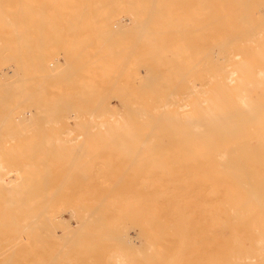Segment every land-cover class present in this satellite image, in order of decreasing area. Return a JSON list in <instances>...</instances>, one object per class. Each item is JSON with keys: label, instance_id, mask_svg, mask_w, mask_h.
<instances>
[{"label": "rangeland", "instance_id": "obj_1", "mask_svg": "<svg viewBox=\"0 0 264 264\" xmlns=\"http://www.w3.org/2000/svg\"><path fill=\"white\" fill-rule=\"evenodd\" d=\"M5 1V2H4ZM9 1V3H7V2ZM15 0H3V1H1L0 0V15H1V17H3V14H5L6 12H8V13H6L5 15H6V17H5V15H4V17L6 18V19H8L9 18V20H7V22H5V20L4 19H0V149L2 150H0V152H3V153H0L1 154V156H3V154H5L6 153V155L7 156H5L4 155V157H6L4 160H3V158H2V160L1 161H7V163H8V165L7 166H9L8 168H12V169H10V170H8L7 171V168L5 169V168H3L4 167V165L6 166V164L4 163V165H3V163L1 162L0 163V165H1V169H0V178H7V179H5V183L6 182H9V183H12V185L11 184H8V185H10L12 188H10V186H9V188L10 189H12V190H10V195L11 196H13V194L15 193L16 195H14L12 198L10 197V198H7V196L5 195V193L7 192V191H9L8 189H5V188H2V187H0V189L1 190H3V192L2 191H0L1 193H4V194H2V200H1V197H0V214H1V216H0V221L2 220V219H4L5 220V224H7V225H5V227L3 228V230H0V232H2V231H4L5 230V228L7 229V227L9 228L10 226H11V223H9L8 222V220L9 219H13V218H16L19 222H22V226H23V229L21 230V231H19L16 235H17V237H18V234H19V236L21 237V239H22V241H21V239H20V241L21 242H18V239H16L15 237L16 236H14V234H13V238L14 239H16L17 241H13L14 239H12V232H11V229H12V227L13 226H11L10 227V229H7V231L5 230V232H7L6 234H5V232H2V233H4V238H5V235H6V238H7V244H9V245H12V247H14V248H12V250H10V251H8L7 250V252L6 253H8V252H11L10 253V255H11V257H9L10 255L8 254V255H6V256H4L3 255V260H2V256L0 257V262H2V261H6L5 259H4V257H7L6 259H7V262H9L10 264H12L13 263V258H16V256L15 255H13V253L14 254H16L17 252V250H18V253L16 254V255H18V254H20V255H18L17 257H18V259H17V264H21V263H23V264H25V263H27V264H41V263H43V264H55V262L56 261H59V263H57L56 262V264H124L125 262H126V264H134V262L135 263H137V264H145V262L147 263H150V264H154L156 261L158 262L157 264H164V262H166V261H168V262H166L167 264L169 263L170 264V262H171V264L173 263L174 264V262H176L177 264L179 263V264H181L182 262L180 261V260H183L181 257H183V256H185L184 254H185V252H187V251H185L184 253L182 252V256H180V255H178L179 254V252H181V251H184V249H180L181 247H183L184 248V246H188L187 244L189 243H185V240H183L184 242H182V241H180L182 238H183V236L182 237H179L180 236V234H182V233H180V234H178L177 235V233H179L178 231L180 230L179 228H181V226H182V230L184 231V229H183V225H181V223L179 224V222L178 221H181L183 218H182V216L180 217V219H179V217H177V219H176V216H178V215H182L181 213H182V209L184 208L183 206H184V204L188 207V206H193L192 208H194V210L193 211H185V210H187V209H189V207L187 208L186 206V208L185 209H183L184 211L183 212H185V215H186V212H188L189 214L191 213H193V212H196V214L194 213L193 215V217H194V219H196V220H194L193 219V217L192 216H189V217H192V219L191 220H193L192 221V223L194 222L195 223V221H198L199 219H200V217H201V219L198 221L199 222V226H198V223H197V226H198V228H197V226H191V225H196V223L194 224H192L191 223V221H189V229L190 228H192V230L194 231V230H196L197 231V233H198V230H199V233H201L200 232V230H202V232H204V231H207L208 230V232H210V230L212 229V218L211 219H209V217L211 216L212 217V209H211V202L210 201H207V200H211V198H212V196H210L211 195V193H210V190H209V188L208 189H206V193L204 194V193H202V189L200 188L201 186H198L197 184H199V183H196L197 181H195L194 179H193V182L197 185V187H198V191H197V193H195V197H201V199L202 198H206V196H207V199H205L204 201H200L199 199L197 200V199H195L194 198V195L193 194H191L190 195V198H188V196H187V198L186 197H184L183 196V200L182 199H180V201L178 200V202L180 203V205H178L177 206V208H175V211L173 210L174 208H172L173 206H174V204L173 205H171L170 207L169 206H167L168 204H171V202H175V200H174V198H175V196H176V194L175 193H178V192H180L181 190L182 191H185L186 190V187H188L189 185H191V184H193V182L191 183V184H189V185H187L186 184V187H184L183 185H185L184 183H183V185L181 184V183H179V180L176 182L177 184L179 183V184H181V185H177V187H179V188H175L177 191L176 192H174L175 190H173V192L174 193H172V195H173V197H171V200H170V197L168 196V194L170 193L169 191H168V189H170L171 187H173V188H171V189H174V187L176 186V184L175 185H173L172 184V181L175 179H171V180H169L170 181V183H171V187L169 186L170 184H168V186L167 187H170V188H167L166 187V183H160V178L158 179V178H152V179H150L151 181H152V183L150 182V184H149V181L147 180L146 181V179L145 178H142V182L139 180V182L138 181H136L137 182V184H138V186H139V184H141L142 185V183H143V185L142 186H144L145 185V183L143 182V181H146L149 185L147 186V187H151V184H152V186H153V188L154 189H158L156 192H154L153 190H152V188H150L151 190H149V192L148 193H146L147 191H145V190H147V189H149V188H147L146 186H144V187H142V188H140V186H139V188L138 189H144V191H142V190H140V192L138 191V193H140V195L141 196H139L138 194H135V196L137 197V196H139L138 198H136L135 196H132V195H134V192H132L135 188H137V187H135L136 186V183H135V181H134V183H132L133 182V177H131V179H129L130 178V175H129V177L126 179V180H130V181H132L131 183H132V185L133 186H131V184H130V186H128V188H131L132 187V189H133V187H134V189L133 190H127V192L125 193L123 190H122V185L124 184V180H123V178L124 177H126V174H127V172L126 171H129L128 169L130 168V167H132L131 168V176L133 175V176H137V172H136V169L138 168V165L140 164V161H142V155L143 154H145L144 152L150 147V146H152V145H149V144H152L154 141V146H156V147H159L160 149H162V148H166V150L167 149H169V150H171V151H169V153H170V155H172V153L174 152V150L173 149H171V147H181V146H183L184 145V143H182V141H180L179 142V140H180V137L179 136H177V139H176V135H174V130L175 131H177V130H179V129H181V125H175V128H171V123L173 122V121H178V120H182V119H180V117H182L183 115V113H184V115H185V113H186V115L187 114H189V113H192V105L190 106L189 105V103L190 102H192V100L194 99V95H192V94H190V92L188 91L189 90V88H191L192 89V87L193 86H197L198 84H199V81H200V75L202 74L201 73V69L203 70V67L204 66H206L207 65V63L209 64V62L211 61V59L213 60V58H214V56L216 55L218 58H214V60H213V64L212 65H215V63H214V61L217 63V61H218V65L220 64V65H228V67H230L231 66V64H227V62H223L224 60H223V58L225 57V55L227 54V50H228V53L230 54L231 53V55L232 54H235L236 52L237 53H239L238 54V56L237 57H239V58H241V56L242 57H245V59H246V56L247 57H249V59H247L248 61H250L251 59V62H249V63H251V65H253L254 66V68H255V66H256V70H261V71H264V54H263V52H261V51H264V47H263V45H264V0H245V2L247 3V4H245V2H244V0H236V1H240L238 4H236V1L235 0H176V2H175V0H173V2H171V0L169 1V0H164V1H166V2H164L163 0H160V4H158L159 3V0H158V2L156 1V0H153V1H150V0H146V1H149V3L151 4V6H149V7H147V9H145L144 8V6L146 7V6H148V5H150V4H145V3H143L142 5H144V6H142L141 4H139L138 6H139V8H138V6H137V1H135V0H113V2H112V0H87L86 1V3H84L85 2V0H84V2H83V0L81 1V0H55V3H51V1L52 0H49V1H46V0H27V2H26V0L23 2L22 0H17V1H15L16 3H17V5L19 6H17L16 4H15V2H14ZM21 1V2H20ZM43 1L46 3H43ZM65 1V3H63ZM79 1H81L82 3H80ZM95 1V2H94ZM106 1V2H105ZM119 1V5H121V7H122V9L120 8V6H118L117 4H115V3H117ZM131 1V4L129 3V5H130V7H132V2H134V4H133V6L136 4V6L135 7H132L133 9L132 10H134L135 12H136V7L138 8V12H136L137 14V16H139L140 15V17L139 18H141V15H142V17L144 16L145 18H141V20H140V25L138 26V25H136V27L134 26L135 25V23H133L132 24V22H133V18L130 16V19H129V17L127 18L126 17V15H129L128 14V10L127 9H129V10H131L130 9V7L128 8H126V5H127V2H130ZM182 3H181V2ZM216 1H218V2H215ZM224 1H225V3H224ZM230 1V2H229ZM251 1H253L252 3H251ZM47 2H48V4H47ZM57 2V3H56ZM77 2V3H76ZM89 2H90V6H89ZM101 2V3H100ZM103 2V3H102ZM111 2V3H110ZM122 2V3H121ZM125 2V4L124 5H122L123 3ZM138 2H140V3H142V2H144L143 0H138ZM153 2L157 5V7L155 6V4L152 6V4H153ZM207 2H209L208 4L211 6V4H212V6H213V8H212V6L210 7V6H208L207 5ZM212 2V3H211ZM222 2V5H224L223 7H222V5L220 4ZM232 2V3H231ZM10 3H11V5H10ZM14 3V4H13ZM21 3V4H20ZM26 3H29V4H31V5H33L35 8H33L31 5V7L30 6H26V5H29V4H26ZM49 3H51L52 5H55L56 4V7H58L59 9L58 10H55V9H57V8H55V6L52 8L51 6V4H49ZM77 4V6H78V3L80 4L79 6V8H77V6L75 5V4ZM100 5H99V4ZM113 3V4H112ZM163 3H171V4H169V6L171 7V10H172V13L171 12H169V13H171L172 15L174 14V13H176V14H174L173 16L174 17H177L176 19H178L179 21H177L176 19H174V20H172L171 21V19H173L170 15H168L169 13L168 12H166L167 11V9H165L166 8V6H168V4H163ZM185 3V4H184ZM193 3V4H192ZM198 3V4H197ZM201 3H203V6L205 7L206 5V7L208 8V12H207V8L205 9L206 10V12L205 11H200L201 9H204L203 7H201V8H199V4H201ZM256 3V4H255ZM2 4V5H1ZM23 4V5H22ZM62 4V5H61ZM64 4H67V5H64ZM72 4H74L73 6H71ZM93 4H95V5H93ZM102 4V5H101ZM104 4V5H103ZM109 4H111L110 5V7H109ZM176 5V6H174V5ZM190 5V8L188 7L189 5ZM197 4V5H196ZM229 4V5H228ZM241 4V5H240ZM248 4H250V7H249V5ZM8 5V6H7ZM16 5V7L17 8H15L14 6ZM24 5H25V7H26V9H24L23 11L21 10V8H25L24 7ZM43 5V6H42ZM44 5H45V7H44ZM46 5H48V6H46ZM49 5H50V8H49ZM64 5V6H63ZM81 5H83V6H85L86 7V10H85V12H84V9H85V7L83 8V6H81ZM88 7H87V6ZM113 5V6H112ZM115 5V6H114ZM117 5V6H116ZM128 5V6H129ZM163 5H165L164 7H163ZM183 5H184V7H183ZM243 5L245 6V7H243ZM253 5V6H252ZM2 6H6L5 8L7 9H5L4 7H2ZM9 6H12V8H10ZM20 6H23V7H20ZM67 6V7H66ZM68 6H70V7H68ZM140 6H141V8H140ZM154 6H155V8H157V9H154ZM158 6H160L159 8H158ZM191 6L193 7V8H191ZM228 6H230L228 9H230L231 8V6H233V7H235V8H233L232 10L230 9V11H232V14H231V12L227 9V7ZM42 7V8H41ZM77 9H76V8ZM94 7V8H93ZM112 7H114V8H112ZM123 7H125V9H123ZM169 7V8H170ZM176 7V8H175ZM188 9H187V8ZM253 7V8H252ZM55 8V9H54ZM70 8V9H69ZM73 8V9H72ZM80 8H82V9H80ZM106 8V9H105ZM116 8H118V9H116ZM119 8H120V11L121 12H118L119 11ZM135 8V9H134ZM148 8H150L149 10H148ZM153 8V9H152ZM168 8V7H167ZM168 8V10H170ZM197 8H199V10L197 9ZM216 8H217V10H218V13L217 14H215L217 11H216ZM227 9V10H224V9ZM245 8H246V11H247V8H249V9H254V11L253 10H251V12L253 13V14H256L255 16L253 15V19L254 20H252L250 17H249V15H251V12H250V10H248L250 13H244V10H245ZM258 8V9H257ZM13 9H16V12H15V10H13ZM20 9V10H19ZM27 9H29V10H27ZM33 9V10H32ZM39 9V10H38ZM49 9V10H48ZM64 10V13H63V11L62 12H59V10ZM76 9V10H75ZM94 9V10H93ZM98 9V10H97ZM114 11H113V10ZM161 11H160V10ZM175 9H177V11L180 9H182L183 11H181V15H178V12L180 11H176ZM191 9V11L192 12H190L189 11V13L188 12H185V15H186V17H184V15L182 14L184 11H186V10H190ZM194 9H197L196 10V14L194 13L195 12V10ZM238 9V10H237ZM260 9V10H259ZM9 10V11H8ZM12 10L14 11V12H12ZM36 10V11H35ZM43 10H46V13H44V11ZM103 10V11H102ZM125 10H127V12H125ZM143 10V11H142ZM148 10V11H147ZM150 10H151V12H150ZM157 10V11H156ZM226 11V13H227V15L224 13V11ZM234 10V11H233ZM28 11V12H27ZM70 12V14L71 15H68L67 14V12ZM79 11L83 14V12H84V15H83V19H85L84 17H86V16H88L89 18H91V15L89 14V13H93L92 14V16L94 15V13H96L95 14V16H99L100 18H103V19H101V20H99L98 19V21H102V22H104V24H105V22L108 20V22L110 21H112V20H115L114 18H116V20H117V22H118V19H119V25H118V23H116V20H115V23H116V25L115 24H113L114 23V21H112L111 23H109L108 24V26H106V27H104L103 28V30H102V34L100 35V37L99 38H97L96 37V40H94V37L93 38H91L92 37V32L93 31H91L90 29H91V26L90 25H88L89 27H87V24L88 23H90L91 24V22H88L87 21V19H85L86 21H87V23L85 24V23H83V24H85V25H83V26H86V28H87V30H89L88 32L90 33V35H88V36H90L89 38L86 36L87 34H89L87 31H84L85 30V27H84V29H83V31H81V29L83 28L82 26V28H80V30L78 31V27L80 26V21H82L81 20V16H82V14H79ZM89 11V13H87ZM112 11H113V14L115 15L116 14V16H113V14H112ZM125 13H124V12ZM165 12V13H163V12ZM212 11H216V12H212ZM228 11V12H227ZM236 11V12H235ZM4 12V13H3ZM22 12V13H21ZM25 12H26V14H25ZM32 12H34V15L33 14H31ZM122 12L124 13L123 15H122ZM133 12V11H132ZM156 12V13H155ZM159 12H161L164 16L166 15V17H163V15L161 14V13H159ZM203 13V14H198V13ZM212 12V13H211ZM257 12V13H256ZM10 13H12V14H10ZM21 13V14H20ZM50 13H53V14H50ZM56 13V14H55ZM75 13H78V14H75ZM120 13V14H119ZM127 13V14H126ZM134 13V12H133ZM168 13V14H167ZM214 13V14H213ZM237 13V14H236ZM16 15V17H15V15ZM17 14H20L19 15V18H20V21H18L17 20V18H18V15ZM29 14H31V16H33V19L32 18H30V19H28L29 17H30V15ZM38 14H39V16H38ZM62 14H64V15H62ZM72 14H75V19H74V15H72ZM89 14V15H88ZM126 14V15H125ZM146 14H147V16H146ZM156 14V15H155ZM159 14V15H158ZM180 14V13H179ZM191 16H190V15ZM195 14V15H194ZM197 14L200 16H204L203 18L202 17H198L197 16ZM211 14V15H210ZM219 14V15H218ZM224 14L226 15V16H228V19H230L231 17V19L230 20H227L226 21V17L224 16ZM230 14V15H229ZM234 14H236V15H234ZM241 14H243V16L241 15ZM246 14V16H245V18H244V15ZM259 14V17L257 16ZM11 15V16H10ZM22 15H24V17L26 18V19H23L24 17L22 16ZM29 15V16H28ZM55 15V16H54ZM59 15V16H58ZM134 15H135V13H134ZM155 15V16H154ZM189 15V17H187ZM214 15H216V16H214ZM238 15H239V17L241 16V17H243L244 18V21H245V19H246V22H244L243 21V18H241L242 19V22L240 21V20H238V19H236V20H238V21H236V24H235V18H237L238 17ZM251 15V16H252ZM8 16V17H7ZM52 16H53V18H52ZM58 16V17H57ZM62 18H61V17ZM69 16V17H68ZM77 16H78V18H79V16L81 17V18H77ZM109 16V17H108ZM154 16V17H153ZM163 17V20H165L164 22H165V25L164 26H166V22L169 24V25H167V26H170L172 23H169V22H175L172 26H174V27H171L172 29L169 31V28L170 27H168L166 30V32H165V30L164 31H162L163 30V27L161 26V24L158 26L156 23H159L160 22V20L162 19V18H159L158 19V17ZM167 16H169V17H171V18H168ZM210 16V17H209ZM217 16H220L219 18L217 17ZM234 16H236V17H234ZM3 17V18H4ZM15 17V18H14ZM23 17V18H22ZM54 17H56V19H55V21H54ZM72 17H73V19H72ZM124 17H125V19H124ZM133 17H135V16H133ZM151 17H153V18H151ZM179 17V18H178ZM196 17V18H195ZM230 17V18H229ZM247 17H248V19H247ZM12 18H14V21H13V19ZM18 18V19H19ZM58 18V19H57ZM68 18V19H67ZM88 18V19H89ZM96 17H94L93 16V18H91V19H95ZM106 18V19H105ZM138 20H139V18L138 17H136ZM135 18V19H136ZM154 18H155V21H154ZM168 18L170 21L168 22V21H166V19ZM183 18V20H187V21H182L181 19ZM185 18V19H184ZM192 18V19H191ZM193 18H195V19H198V20H196L199 24H201V21H202V25H203V23H204V25L202 26V25H199L198 23H197V25L196 26H199V31L201 32V31H204V32H201V34L199 35L198 34V36L196 35L199 31H197V29H198V27H196L195 26V24H196V21H195V19L193 20ZM213 18H214V20H213ZM216 18V19H215ZM222 18V19H221ZM234 18V19H233ZM12 19V20H11ZM22 19V20H21ZM50 19V20H49ZM61 21H60V20ZM73 20V23H75L76 22V20L78 19V23H75V24H73V25H75V29L73 28V29H70V27H73V25H72V22H68V21H72ZM122 19H123V22H122ZM137 19H136V21H137ZM143 19V20H142ZM167 19V20H168ZM4 20V22H5V24L3 23V22H1V21H3ZM10 20L12 21L11 23H10ZM23 20H25V21H23ZM27 20V21H26ZM31 20V21H30ZM58 20V21H57ZM67 20V21H66ZM80 20V21H79ZM131 20H132V22H131ZM189 20V21H188ZM207 20H208V22H207ZM9 21V22H8ZM23 21V22H22ZM50 21V22H49ZM60 21V22H59ZM65 21V22H64ZM85 21V22H86ZM141 21H143L144 23V27L143 26H141ZM145 21H146V23H145ZM148 21V22H147ZM182 21V27H179V26H181V25H177V23L178 24H180V22ZM205 21V22H204ZM228 21H231V22H229V25L231 24V25H233L234 26V28L232 27V26H227V27H229V30H228V32H225V31H227V30H222L223 28L224 29H227L226 28V25H228L227 23H228ZM233 21V22H232ZM240 21V22H239ZM247 21H248V23H250L249 25H248V23H247ZM252 21H254V22H258L257 24L259 25L258 27L256 26V24L254 25L253 24V22ZM261 21V22H260ZM35 22V23H34ZM67 22V23H66ZM107 22V23H108ZM126 22H129V24L128 23H125ZM155 22V25L154 26H158L159 28H161V30L159 29L158 31H160V32H157V31H155V28H153L152 26L153 25H151V24H153ZM163 21H162V23H164ZM184 22V23H183ZM219 22V23H218ZM227 22V23H226ZM238 22V23H237ZM45 23V24H44ZM70 24V26H68V25H66V24ZM107 23H106V25H107ZM138 23H139V21H138ZM148 23H151V24H148ZM186 23V24H185ZM215 23V24H214ZM218 23V24H217ZM226 23V24H225ZM240 23H242V25L240 24ZM10 24H12V25H10ZM77 24V25H76ZM146 24V25H145ZM148 24V25H147ZM175 24H176V27H178L177 29H176V27H175ZM185 25V27H184V25ZM193 24H194V26H193ZM237 24H239V25H241V27H240V30L243 32V34L242 33H240L241 31L239 30V28H236V27H238L239 25H237ZM8 25V26H7ZM47 25H48V27H47ZM79 25V26H78ZM112 25H114V26H116L115 28H114V26H112L113 28H111V26ZM117 25L119 26V29L117 28ZM186 25H188V28H187V26ZM209 25H210V28H209ZM225 25V26H224ZM4 26V27H3ZM12 26V27H11ZM50 26H51V28H50ZM53 26V27H52ZM67 26V27H66ZM123 26V27H122ZM130 26V27H129ZM134 28H133V27ZM138 26V27H137ZM149 26V27H148ZM156 26V28H158ZM166 26V27H167ZM190 26V27H189ZM193 26V27H192ZM202 26V27H201ZM206 26V27H205ZM215 26V27H214ZM216 26H218V27H216ZM236 26V27H235ZM252 26V27H251ZM41 27V28H40ZM54 27H57L56 29L54 28ZM59 27H63V28H59ZM69 27V29H70V31L67 29ZM141 27H143V28H141ZM150 28L151 29V31L153 32V33H151V31L150 30H147L148 28ZM165 27V28H166ZM196 27V29H194ZM203 27L204 28H206V30L204 29V30H202L203 29ZM246 27H248V28H246ZM40 28V29H39ZM66 28V29H65ZM89 28V29H88ZM107 28H109V29H107ZM116 28H117V32H115V30H116ZM122 28V30H123V32L122 33H120V34H122V35H118V30L120 31V29ZM127 28H129V29H131V31L129 30V31H127ZM135 29V31H133V29ZM139 28L140 29H142L141 31L139 30ZM153 28V29H152ZM164 28V29H165ZM180 28V29H179ZM183 28V29H182ZM193 28V29H192ZM212 28V29H211ZM218 28V29H217ZM222 28V29H221ZM231 28H233L232 30H234L235 28L237 29V30H239L238 32L236 31V29L234 30L235 32H233L232 30H231ZM242 28H245V29H248V30H244V29H242ZM253 28V29H252ZM262 28V33H259V32H261L260 31V29ZM12 29V30H11ZM15 29V30H14ZM30 29V30H29ZM61 29H62V32H61ZM105 29H107V30H105ZM111 29V30H110ZM125 29V30H124ZM177 30V34L178 35H176V31L175 30ZM221 29V30H220ZM250 29V30H249ZM252 29V30H251ZM64 30V31H63ZM65 30H67V34H66V31ZM157 30V29H156ZM173 30V31H172ZM207 30H209V31H207ZM213 30H214V32H213ZM244 30V31H243ZM253 30H255L254 32H252ZM76 31H78L79 32V34H81L80 32H87V33H85L84 35H82V36H78L77 38L75 37L76 35H78V33L76 32ZM114 31V32H113ZM143 31V32H142ZM150 32V33H146V32ZM169 31V32H168ZM181 31L183 32V33H185V34H183V33H181ZM195 31H197V32H195ZM208 32V35H207V32ZM211 31V32H210ZM217 31V32H216ZM223 31V32H222ZM246 31H251V32H249V33H251V35L253 36V35H258V36H253V37H256V38H253L252 36V40H251V38L249 37V33L247 32V33H245ZM17 32V33H16ZM112 32V33H111ZM125 32H126V34H125ZM139 32V33H138ZM140 32H142V33H145V34H143L144 36H139V34L141 35V33ZM157 32V33H156ZM162 32H165V33H163V37H160V39H159V36H161L162 34ZM168 32V33H167ZM173 32H174V34H173ZM187 32V33H186ZM218 32H221L222 33V35H227V36H222L220 33L218 34ZM258 32V33H257ZM74 33V34H73ZM76 33V34H75ZM111 33V34H110ZM114 33V34H113ZM127 33H132V34H127ZM137 33H138V35H137ZM159 33V35H157ZM194 33H196V34H194ZM227 33V34H226ZM232 33V34H231ZM234 33H235V35L237 34V39H235V35H234ZM240 33V37H239V39H238V34ZM255 33V34H254ZM17 34H18V36H17ZM62 34H64L63 36H64V38H63V36H61ZM67 35V37H66V35ZM92 34V35H91ZM113 34V35H112ZM124 34V35H123ZM148 34V35H147ZM152 34V35H151ZM169 34V35H168ZM216 34V35H215ZM230 35V37H228L229 35ZM259 34H261V36H259ZM109 35H111L115 40L117 39V36H118V39L120 40H118L119 42H124V43H126V44H123V43H121V45L123 44V45H125V47L127 46H129V48L132 46V49L130 48H125L124 46H123V48H122V46L120 45V47H121V49H119L118 48V46H119V42H117L116 41V43H115V40L113 41V38L112 37H110ZM114 35H115V37H114ZM134 37V36H138V37H141L142 38V40L140 39V44H145V48L144 47H142L143 45H140L139 44V42H137V41H139L138 40V38H136V37H134L135 39V41L133 40V38L131 37ZM134 35V36H133ZM153 35H155L156 37L158 36V39H159V41H158V39L156 40V37H154V38H151V37H153ZM174 35V39H178V42L180 41V40H182V41H180V43H181V45H182V43L184 44V42H185V44L184 45H182L183 46V48H185V47H187L186 48V51L187 50H189V52H191L190 53V55H189V52L187 51V53H188V55L186 54V52L184 51V49H182L183 50V52H184V55L182 54L183 52L181 51V49L179 48V45H180V43H178L177 42V39H176V41L172 38V36ZM176 35V36H175ZM203 37H202V36ZM212 35H214V36H211ZM217 35H219V36H222V37H220V39L223 41L224 40V42H225V45H223V46H226L227 44V42H229L228 41V39L227 38H229V39H231V37H232V39H233V37H234V39H235V41L236 40H238V42H240V43H242L243 42V40L242 39H244L243 37L245 36V35H247V37H246V39H248V40H246V44H245V40H244V42H243V44H245V46L246 47H241V46H239V47H241V48H239L238 47V45H239V43H237V41L235 42V41H231V42H234V43H236L235 44V46L237 47H234L233 46V43H230L229 42V45H228V49H227V47H226V54L224 53L225 51L222 49L223 48V46L221 47L220 45H222L221 43L222 42H219V37H217ZM243 37H242V36ZM21 36V37H20ZM28 36V37H27ZM74 36V37H73ZM83 36H84V38H83ZM108 36H109V38H108ZM122 36H127L128 37V39H127V37H126V39H124L125 41H123L122 40ZM147 36H149V38H147ZM201 36V37H200ZM216 36V37H215ZM66 37V38H65ZM87 37V38H86ZM146 37V38H145ZM168 37V38H167ZM183 37V38H182ZM198 37L200 38V44H197L196 45V43H199V39H198ZM214 37V38H213ZM227 37V38H226ZM250 38V40H249V38ZM58 38V39H57ZM72 38H75V39H77V40H74V39H72ZM86 38V39H85ZM106 38V39H105ZM110 38L112 39V40H110ZM134 41H132L131 39ZM150 38H151V40L153 39V40H155L156 41V45H155V41L153 42V41H149L150 40ZM166 38V39H165ZM172 38V40H170ZM204 38H206V39H204ZM208 38H209V40H208ZM211 38V39H210ZM216 38H218V39H216ZM222 38H224V39H222ZM226 38V39H225ZM240 38H241V40H240ZM3 39V40H2ZM22 39V40H21ZM39 39V40H38ZM62 39V40H61ZM80 39H83V41L82 40H80ZM84 39L85 40H87V42L85 41L84 42ZM93 39V40H92ZM105 39V40H104ZM130 39V40H129ZM147 39H148V41H147ZM162 39V40H161ZM164 39H165V41H164ZM204 41H203V40ZM212 39H214V41L213 42H215V44H213V43H211V40ZM261 39V40H260ZM35 40V41H34ZM49 40V41H48ZM73 40L75 41V42H73ZM79 40L81 41V43L83 42L85 45H83L82 46V44H80L79 43ZM146 42V43H144V41ZM164 41L163 43H165V42H167V44L168 45H170V46H168L167 48L165 47V45H163V43L161 44V41ZM174 40V41H173ZM185 40V41H184ZM193 40V41H192ZM226 40V41H225ZM55 41V42H54ZM73 42V44L72 45H69V44H71V43H68V42ZM78 41V42H77ZM89 41V42H88ZM96 41V42H95ZM114 42L116 45H117V43H118V46H116L115 44H113L112 42ZM130 41V42H129ZM143 41V42H142ZM170 41H173L174 43H175V46L174 45H172L173 44V42H172V44H170L171 42ZM184 41V42H183ZM197 41V42H196ZM205 41H206V43H205ZM216 41H218V42H216ZM249 41V42H248ZM54 42V43H53ZM63 42H65V43H63ZM77 42V43H76ZM90 42H92L91 44H90ZM99 42V43H98ZM104 42H106V43H104ZM108 42V43H107ZM128 42V43H127ZM137 42V43H136ZM152 42V43H151ZM168 42H170V43H168ZM176 42L179 44V45H177L176 44ZM209 42V43H208ZM253 42V43H252ZM256 42V43H255ZM261 42V44H262V46H261V44H258V43H260ZM29 43V44H28ZM58 43V44H57ZM74 43H76V45L75 46H78L79 47V45H80V48H79V50H80V52H79V50L78 49H74ZM88 43V44H87ZM94 43V44H93ZM132 43H134V44H132ZM148 43H150L151 44V48L149 47H147V45L146 44H148ZM188 43V44H187ZM211 43V44H210ZM217 43H219L218 45L220 46V47H216L217 48V50H216V48H215V46H213V47H211V45H216ZM23 46H21V45ZM63 44H66V46H68L67 48L69 49L67 52L69 53V54H67L66 53V51L65 50H67V48H66V46L65 45H63ZM68 44V45H67ZM98 44H99V46H98ZM130 44V45H129ZM138 44H139V46L140 47H142V48H140L139 46H138ZM149 44V45H150ZM157 44H158V46H161V45H163L162 47H161V49H159V47H158V49H155V47H157ZM166 44V43H165ZM224 44V43H223ZM243 44H241V45H243ZM27 45V46H26ZM91 45H97L98 47H97V50L98 51H95V47L94 46H91ZM177 45V46H176ZM180 45V46H181ZM195 45V46H194ZM203 45V46H202ZM208 45V46H207ZM259 46L258 47V50H259V48L260 47H262V50L259 52V51H257V48H256V46ZM25 46H26V48H25ZM56 47L57 48V46L59 47L60 46V48H58V53L57 52H55L56 54H53V50L54 51H56V49L54 48H52V50H51V47ZM62 46H64L63 48H64V50L62 49ZM69 46H71V49L69 48ZM85 46H87V47H93L92 49H91V47L90 48H88L87 50H85L87 53L86 54H90L91 55V53H92V58H93V60H91V56L89 55H86L85 54V51L83 52V53H81L82 52V50H84V49H86L85 48ZM113 46L115 47V49L117 48V49H119V51L117 50H114L113 49ZM185 46V47H184ZM199 46V47H198ZM202 46V47H201ZM217 46V45H216ZM249 46V47H248ZM49 47V48H48ZM78 47H75V48H78ZM137 47V48H136ZM139 47V48H138ZM166 48V49H163L162 50V48ZM201 47V48H200ZM203 47H205L204 49L207 51H204V49H202ZM209 49H207V48ZM253 47V51H252V49H250V48H252ZM24 48V49H23ZM27 48H29V49H27ZM110 49V48H112V50H108V49ZM179 48V49H178ZM182 48V47H181ZM215 49L214 51L212 50V52L210 51L211 49ZM234 48V49H233ZM243 48V51L242 50H240V49H242ZM246 48V49H245ZM27 49V50H26ZM72 49H74L73 51H71L70 52V50H72ZM91 49V50H90ZM124 50V51H122L123 53H124V55L122 54V52H120V50ZM137 49V51L138 50H141V51H143V55H142V53H140V52H136V54H135V56H133L134 55V53H135V50ZM143 49H145V50H143ZM155 51H154V50ZM197 49V50H196ZM200 49H202V51H204V52H202V54H201V52H197V51H199ZM220 49V50H219ZM249 49V50H248ZM261 49V48H260ZM10 50V51H9ZM13 50H15L14 52H17L18 51V53H21V51H26L27 52V54L25 55L24 54V58L25 59H23V57H22V65H19V64H17V63H19V57L18 56H15V55H13V57H15L14 59H13V57H12V53L13 52H11V51H13ZM21 50V51H20ZM63 50V51H62ZM78 50V51H77ZM129 50V51H128ZM133 50V51H132ZM147 50V51H146ZM171 50V52L172 51H174L173 53L175 54V56L178 54V55H180V53H181V55L179 56V57H175L173 54H168L167 55V52L168 51H170ZM175 50H178V53L176 52L175 53ZM235 50V51H234ZM247 52H245V51ZM60 51V52H59ZM90 51H91V53H90ZM95 51V52H94ZM126 51H128V53H126ZM150 51V52H149ZM201 51V50H200ZM220 53H219V52ZM65 52V53H64ZM75 52V53H74ZM98 52V53H97ZM100 52V53H99ZM114 52V53H113ZM132 52H133V54H132ZM148 52V53H147ZM158 52H161L162 53V56H161V54L160 53H158ZM200 53V55H201V57H199L200 59L198 60L199 62H201V63H199V64H203V65H196L195 64V67H194V62H196V63H198L197 62V58L194 56L195 55V53ZM214 52V53H213ZM235 52V53H234ZM60 53V54H59ZM62 53H64V55L65 54H67L66 55V57H64L63 56V54ZM74 53V55H75V57L77 58H75V59H72L70 62H71V64L69 65V68L65 71V72H63L62 74H56V75H58V76H56L55 74H51V69L49 68V66L51 65V64H53V63H57L58 61L61 63V64H63V65H65L67 62L66 61H68L69 59H67V57H69V56H71L72 54ZM97 53V54H96ZM109 53H113L112 55H113V57L111 56V54H110V56L109 55H106V54H109ZM117 53H119L118 55H117ZM120 53L122 54L121 56H120ZM160 54L159 56L157 55V54ZM168 53H170V52H168ZM193 53V54H192ZM197 53H196V56H197ZM203 53L206 55V53H208V55H203ZM210 53H213V54H210ZM243 53V54H242ZM244 53H246V56L244 55ZM253 53H256L255 55H256V59H253L254 57H253ZM57 54H59V55H57ZM82 54H85V55H82ZM95 54H96V56H95ZM100 54V55H99ZM115 54V55H114ZM129 54V55H128ZM156 54V55H155ZM193 56H192V55ZM222 54V55H221ZM240 54H241V56H240ZM253 54V55H252ZM258 54H259V56H258ZM11 55V56H10ZM61 55V56H60ZM81 55V56H80ZM127 55V56H126ZM174 56V58L176 59H174L173 60V56ZM186 55V56H185ZM200 55H198V56H200ZM210 55V56H209ZM54 56V57H53ZM60 56V57H59ZM78 56L79 57H81V60H79V58H78ZM83 56V57H82ZM95 56V57H94ZM101 56H102V58H101ZM114 56H116V57H114ZM141 56V57H140ZM143 56H144V58H143ZM149 56V57H148ZM154 56H158V57H154ZM165 56V57H164ZM171 56H172V58H171ZM187 56H189V57H192V59L194 58H196L195 59V61L194 62H190V58H189V61H187ZM257 56L259 57V59L260 60H257L258 58H257ZM12 57V59H10ZM56 57V58H55ZM84 57H86V59H84ZM90 57V59H88ZM119 57V58H118ZM128 59H126V58ZM145 57H147V59L145 58ZM184 57V58H183ZM213 57V58H212ZM252 57V58H251ZM17 58V59H16ZM55 58V59H54ZM63 58V59H62ZM97 58H98V60H97ZM121 58H124V60L123 59H121ZM132 58H133V60H132ZM135 58V59H134ZM141 58H143V59H141V60H143V61H138V63L140 62V66L137 64V60H140ZM149 58V59H148ZM156 58V59H155ZM205 58H207L206 60H205ZM232 58H235V59H237L236 58V56H234V57H232ZM66 59V61H64ZM89 60V61H87L86 62V60ZM127 61H126V60ZM131 59V61H129ZM145 59V60H144ZM150 59H152V60H154L155 59V66H157L156 68H158V69H160L161 67V71L160 72H162V73H165V72H163V68H165L166 66H167V69H164V71L165 70H168V68L170 67V64H167L166 65V63L167 62H171V60H173L172 61V64H171V66H172V68L170 67V71H167V73H169V72H171V73H169L167 76L169 77V75H172V74H174L173 76H171V78H166V80H174V79H178V77L179 78H181L180 80L178 79V81L176 80V81H173V83H172V81H171V84L168 82V81H161L162 79H164L163 77L164 76H159V77H156V76H158V75H155V74H157V70L158 69H155V67H153V63H149V62H147V61H150L151 62V60ZM160 59V60H159ZM177 59L179 60V62L177 61ZM216 59V60H215ZM221 59V60H220ZM11 60H13V61H11ZM55 60V61H54ZM184 60H185V62L187 63H190L189 64V67H188V64H186L185 62H184ZM202 60V61H201ZM204 60V61H203ZM208 60V61H207ZM90 61H91V63H90ZM121 61H123L122 62V66H121ZM129 61V62H128ZM164 61H166L165 63H164ZM181 61V62H180ZM192 61V60H191ZM206 61V63H204ZM222 61V62H221ZM247 61V62H248ZM12 62H14V63H12ZM16 62V63H15ZM85 62L86 63H88L89 65H91L92 67H94L95 66V64L97 63V65L95 66V68L96 67H98V65H100V66H102V68L103 69H100L99 67H98V69L96 68V70H95V68H92V70H91V72H90V68L91 67H89V65L88 64H86L87 66H85ZM126 62V63H125ZM147 62V66L145 65V63ZM154 62V61H153ZM134 63H136L137 64V66H136V64H134ZM142 63H144V65L147 67L146 69H148V70H150V71H148V70H143V69H145V68H143V67H145ZM179 63V64H178ZM184 63V64H183ZM193 63V65H191ZM212 63V62H211ZM249 63H247V65L248 66H251V65H249ZM253 63V64H252ZM126 64H127V67H125L126 66ZM162 64H165V66L164 65H162ZM216 64V65H217ZM73 65V66H72ZM81 65H82V67H81ZM94 65V66H93ZM132 65V66H131ZM134 65V66H133ZM152 65V66H151ZM160 66V68H159V66ZM168 65H169V67H168ZM175 65V66H174ZM177 65V66H176ZM190 65L192 66V67H194V68H190ZM211 64H210V66H212ZM85 66V67H84ZM117 66V67H116ZM119 66H121V70H119V72L117 71V73H118V75H117V73H115V71L116 70H118L119 69ZM181 66V67H180ZM188 68H187V67ZM197 66V67H196ZM51 68H52V66H50ZM89 67V68H88ZM125 67V68H124ZM131 67V68H130ZM138 67V68H137ZM149 67H150V69H149ZM154 68V70H156V71H154L153 69H151V68ZM180 68L179 70H180V73H181V75L182 76H179L180 75V73H178L179 71L176 69V71H178V72H175V70L173 69V68ZM202 67V68H201ZM206 67H209V65L208 66H206ZM262 67V68H261ZM73 68V69H72ZM87 68H88V70H87ZM126 68L128 69L127 71H125L126 73H124L123 72V70H126ZM142 68V69H141ZM190 68V69H189ZM83 69V70H82ZM109 69H110V71H109ZM113 69V70H112ZM133 69V70H132ZM171 69H172V71H174L175 73H173L172 71H171ZM188 69V70H187ZM105 70V71H104ZM115 70V71H114ZM139 70V71H138ZM153 72H152V71ZM185 70H187L186 72H183V71H185ZM191 70V71H190ZM73 71V72H72ZM85 71V72H84ZM103 71V72H102ZM112 71H114V72H112ZM139 73H138V72ZM144 71V72H143ZM199 71H200V74H199ZM82 72H84V73H82ZM93 72V73H92ZM94 72L95 73H97V75L96 74H94ZM102 72V73H101ZM128 72V73H127ZM131 72H133L134 74H132ZM137 72V73H136ZM147 72V73H146ZM183 72V73H182ZM190 72H191V75H190ZM82 73V74H81ZM113 73V74H112ZM154 73V74H153ZM177 73H178V75H177ZM196 73V74H195ZM70 74V76H69V78H68V75ZM78 74V77L76 76ZM81 74V75H80ZM84 74V75H83ZM90 74V75H89ZM93 74V75H92ZM119 74H121V75H119ZM128 74H129V76L131 77V75L130 74H132V76L134 75V77L133 78H130V77H128ZM139 76V78H138V76ZM153 75V78L155 77V79H153L152 78V75ZM158 74H160L161 75V73H158ZM166 74V73H165ZM165 74H162V75H165ZM178 76L177 78L175 77L174 78V76H176V75ZM187 74V75H186ZM87 77H89V78H87ZM99 75V76H98ZM102 75V76H101ZM109 75H116V77L114 76H112L113 77V80H115L116 78V81L114 82L113 80H112V77H110ZM125 76L126 77V75H127V77H126V83L127 82H129V81H127V80H130L131 79V82L130 83H134V85H133V87H132V84H131V87H132V92L135 90V89H138V95L140 96V97H142V99H143V94H144V102H141V101H143L141 98H140V100L141 101H139V100H137V99H139V97H138V95L137 94H135V92L137 93V90H135L134 91V93L132 94L131 92H128V91H131V89H126L127 87H129L130 86V84L129 83H127V86H126V83H125V80L124 81H122L121 82V80H120V78L122 77V76ZM145 76V77H143V76ZM197 75V76H196ZM80 76H81V78H80ZM85 76V77H84ZM120 77V78H118V77ZM137 76V77H136ZM151 76V77H150ZM166 76V77H167ZM188 76V77H187ZM263 76H264V73H263ZM82 77H84V78H82ZM100 77V78H99ZM124 77V78H125ZM141 77H143V79L141 78ZM162 77V79L161 80H159V78H161ZM60 78V79H59ZM73 78V79H72ZM136 78L139 80V82H141L140 80H142V83H139L138 84V81H136ZM174 78V79H173ZM187 78H188V80H187ZM263 78L264 77H262V81H264L263 80ZM76 79H78V80H76ZM94 79H96L95 80V83H94ZM108 79V80H107ZM109 79H111L110 81H113V82H110L109 83ZM134 79H135V81H134ZM151 80V81H150ZM152 80H155L154 82L152 81ZM159 82H158V81ZM199 80V81H198ZM96 81H98L99 83H98V86H99V84H100V88L99 87H97V86H95L96 85ZM189 81H191L192 83H190L189 84ZM116 82H118V84L120 85H122V86H119V87H116L118 90H120L121 92H119V91H117L116 90V88H115V86H118L117 84H116ZM124 82V83H123ZM156 82V83H155ZM175 82V83H174ZM113 84V86H111L112 84ZM125 85H123V84ZM170 85H169V84ZM186 84L187 86H185L184 84ZM106 84H108V85H110V87H108ZM115 84V85H114ZM129 84V85H128ZM138 86H137V85ZM141 84V85H140ZM142 84H143V86H142ZM154 84H157V85H154ZM182 84L185 86V88L183 89V88H181V90H180V92L179 93H177L178 91V89H179V87H182ZM105 86V87H103L102 88V86ZM144 85H146V86H144ZM159 85H160V87H161V89L160 88H158L159 87ZM163 85V86H162ZM174 85V86H173ZM179 85V86H178ZM181 85V86H180ZM192 85V86H191ZM124 86V87H123ZM156 86H158V87H156ZM97 87V88H96ZM106 87H108V90H107V88ZM162 87H166L167 88V90H166V88H165V90L162 88ZM172 87V88H171ZM187 87V88H186ZM263 87H264V85H263ZM263 87H261V88H263ZM84 88V90H81V89H83ZM102 88V89H101ZM105 88V89H104ZM123 88H125L126 89V91L128 92V93H130V94H132L131 95V97L133 98V99H135L134 101L133 100H131V98L129 97V96H127V94H126V92H125V89H123ZM149 88V89H148ZM150 88H151V91H150ZM257 89L256 91H255V93L253 92V94H254V96H252V98L253 99H255V100H257V98H259V96H261L260 98H262V99H260L261 101H260V106H264V89ZM98 89V91H96ZM143 91H142V90ZM146 89V90H145ZM159 89V90H158ZM163 89V90H162ZM171 89V90H170ZM183 89V90H182ZM81 90V91H80ZM99 90H103V91H99ZM107 90V91H106ZM152 90L154 91L153 93H155V94H153L152 93ZM88 91V92H87ZM94 91H95V94H96V92H98L97 93V95L99 94V92H101V99L99 100V98H100V96H99V98L97 99L96 98V96H93L94 95ZM105 91H106V93H105ZM117 91V93H115ZM189 92V94H188V92ZM261 91H262V94H261ZM78 92H80V94H81V97H82V95H86V94H93L92 96L91 95H88V96H90V97H88V96H84V98L82 99V101H80V94L78 93ZM141 92L143 93V94H141ZM166 94H169V96H167V95H165V93ZM169 92V93H168ZM105 93V94H104ZM152 93V96L150 95ZM176 94V96H177V94H178V97H180L181 99V101H182V103H183V105H178V104H180L181 103V101L178 99V97L176 98V96H173V94ZM182 93H187L189 96H194V97H191V98H189L188 100L186 99L187 97H183L185 94H183L182 95ZM8 94V95H7ZM111 95V98L112 99H110V97H109V100H110V102H109V100L108 99H106L107 98V96H110ZM125 94V95H124ZM141 94V95H140ZM172 94V95H171ZM186 94V95H187ZM102 95H103V97H106V98H102ZM107 95V96H106ZM125 96V97H123V100H122V96ZM129 95V94H128ZM133 95L135 96V97H133ZM182 95V96H181ZM185 95V96H186ZM187 95V96H188ZM248 95H250V94H248ZM158 96V97H157ZM173 96V99L172 98H170V97H172ZM87 97H88V99H87ZM128 97H129V99H130V101L128 100H126V99H128ZM138 97V98H137ZM153 98L155 101H153V99L151 100V98ZM165 98V100H164V98ZM184 99H183V98ZM97 100H96V99ZM147 98V99H146ZM155 98H157V99H159V100H163L164 102H161V101H159V102H161L160 103V107H158L159 106V102L158 103H156L157 102V99H155ZM166 98L168 99V101H169V99H170V101L168 102L167 100H166ZM250 99H251V97H249ZM74 99H76V100H74ZM87 99V101L88 102H86V105L87 104H89V103H91V104H89L90 105V107L91 108H94L92 111H91V108L90 107H88V108H90V111L88 110V108L85 106V104H84V102H85V100ZM119 99H121L122 100V104H120L121 103V101H118ZM177 99V100H176ZM183 99V100H182ZM96 100V101H95ZM99 100V102H101V103H97V101ZM104 100H108V104H107V102L106 101H104ZM124 100H126L125 101V105H124ZM148 100V101H147ZM179 100V101H178ZM185 100V102H183ZM59 101V102H58ZM69 101H70V103H69ZM76 102V103H73V102ZM80 101V103L82 102L83 103V106L81 107V108H79L80 110H82V108L83 109H85L84 107H86L87 108V110L85 109V110H83V112H81V111H79V114H77L78 112V108L77 107H79V105H78V102ZM91 101H93V102H91ZM102 101H104V102H102ZM131 101L132 102H134L133 104H137L136 106H140V107H142V108H140V109H142L143 110V112H141V113H139V107H138V109H137V107L135 106V105H131L132 103H131ZM145 101H147V102H149L150 101V103H147L146 102V108H148L147 106H149L150 105V110H151V113H152V115H153V112H154V115L152 116L151 115V113L150 112H148L149 110H145V108H143L144 107V103H145ZM166 101V102H165ZM173 101V105H174V108L176 109V111L177 112H179V116H178V113L176 112V111H174V110H172L173 109V107L171 108L170 107V109H169V106H173L172 105V103H170V102H172ZM176 101L178 102V103H176ZM189 101V102H188ZM67 102V103H66ZM120 102V103H119ZM128 102H130V103H128ZM137 102H141V103H143V106H142V104L141 103H137ZM187 102V103H186ZM79 103V104H80ZM81 103V104H82ZM96 103V104H95ZM103 103V104H102ZM106 103V104H105ZM111 105H110V104ZM126 103L127 104H130V105H126ZM151 103H153V106H152V104ZM158 104V105H155V107L157 106L158 107V109H160V110H157V112H158V114H157V116H156V113H155V110H154V104ZM165 103V104H164ZM168 103H170V105L168 104ZM181 103V104H182ZM72 104H74V105H72ZM78 106H77V105ZM99 104H101V105H99ZM149 104V105H148ZM167 104V105H166ZM185 104V105H184ZM190 104H192V103H190ZM88 105V106H89ZM98 105L99 106H101V107H98ZM106 105V106H105ZM109 105H110V107H109ZM124 106V108H123V106ZM166 105V106H165ZM169 105V106H168ZM37 106V107H36ZM67 106H69L70 108V110L69 109H67L68 107ZM72 106H75V107H72ZM134 108H136V110L135 111H132L131 109H132V107ZM152 106V107H151ZM163 106H165L164 108H163ZM167 106H168V108H167ZM177 106V107H176ZM188 107L187 109H184V107ZM189 106L191 107V110H189L190 108H189ZM65 107H66V109H65ZM108 107V109H114L113 111H110V112H113V113H116V115H117V117H118V119H117V117H116V115H113V118L111 117V114H113V113H109V112H107V114L108 115H110V116H107V114H106V111H108V109H105V108H107ZM156 107V108H157ZM180 107H183V110H181L180 109ZM185 107V108H186ZM29 108V109H28ZM95 108H97V110H95ZM116 108H118V109H116ZM123 108V109H122ZM127 108V109H126ZM131 108V109H130ZM155 108V109H156ZM72 109V110H71ZM100 109V110H99ZM103 109H105V110H103ZM168 111V112H170V111H174V114H172L173 112H171V114L170 113H166V115H165V111L166 110ZM170 111H169V110ZM264 110V107L263 108H261L260 107V110L259 111H261V110ZM40 111L41 113H39V112H37V111ZM47 110V111H46ZM68 110H69V113H68ZM98 110H99V112H98ZM128 110V111H127ZM130 110V111H129ZM141 110V111H142ZM152 110H154V111H152ZM187 110V111H186ZM74 111H76V112H74ZM95 112V111H97L96 112V116H100L98 113H100L101 115L102 114H104V113H102L103 111H105V115H102L103 117H101V118H99L98 119V117H97V119H96V117H95V113H91V112ZM102 111V112H101ZM131 111L132 112H134L135 113V115L134 114H132L131 113ZM160 111V112H159ZM37 112V113H36ZM43 112H45V113H43ZM47 112V113H46ZM86 114H85V113ZM128 112L130 113V114H128ZM137 112V113H136ZM146 112V113H145ZM162 112V113H161ZM183 112V113H182ZM34 113H36L35 115H34ZM39 113V115H37ZM49 113V114H48ZM74 113V114H73ZM143 113V114H142ZM149 113H150V115H149ZM180 113H181V115H180ZM260 113H262V115L261 116H259L260 118L259 119H261V121L258 119V120H256V118L258 117L257 115H256V118H254L253 120V125L254 124H256L255 123V121L257 122V121H259L256 125L258 126H256V125H254V126H251V125H247V127H246V129L248 130V132H247V137H248V144H247V148H248V157L249 156H253V155H251V154H253L254 152H255V147H256V143H257V146H259V145H262L261 147L262 148H260V146H259V149L257 148L256 150H259L258 151V154L260 153V152H263L264 151V111H261ZM89 114H91L90 116H89ZM94 114V115H93ZM121 116H120V115ZM136 114H138V115H136ZM161 114H162V116H161ZM167 114H170L168 117H167ZM176 114V115H175ZM258 114V113H257ZM23 115V116H22ZM78 117H77V116ZM129 115H131L130 117H129ZM132 115H133V117H132ZM144 116V118H143V116ZM171 115H173V116H171ZM250 115V114H249ZM259 115V114H258ZM73 116H74V119H72L73 118ZM82 116V117H81ZM114 116L116 117V119L117 120H122V119H126L125 120V122L124 123H117V120L114 118ZM122 117V118H120V117ZM136 116H137V120H139V121H137V120H135L136 119ZM147 116H149V118H146ZM150 116H152L153 117V119H154V121L153 120H151V118H150ZM155 116V117H154ZM165 118H164V117ZM22 117H24V118H22ZM27 117V118H26ZM67 117V118H66ZM69 117H71V118H69ZM77 117V118H76ZM85 117V118H84ZM92 117V118H91ZM95 117V118H94ZM109 117H111V118H109ZM124 117V118H123ZM142 117V118H141ZM172 117V118H171ZM177 117V118H176ZM69 118V119H68ZM103 118H105V119H107L108 121H106V120H104ZM171 118V120L169 121V119ZM173 118H175V119H173ZM185 118V117H184ZM25 119H26V122H25ZM28 119V120H27ZM91 119H95V120H98V121H100V122H98V121H95V122H92L93 120H91ZM110 119V120H109ZM142 119H143V121H142ZM147 119V120H146ZM11 120H12V122H11ZM50 120V121H49ZM86 120H89V121H86ZM102 120V121H101ZM114 122V124H115V122L117 123L116 125H113V123H112V121ZM131 120H134V121H132V123H134L133 125H132V123H131V127H129L130 126V121ZM141 120V121H140ZM146 120V121H145ZM164 120H165V122H166V124L167 123H170L169 124V127L170 128H167L166 129V127H168L166 124H164L165 122H164ZM8 121V122H7ZM93 123L92 125H96L97 124V126H96V129L95 130H98L97 128H99V130L100 129H102V130H105V127L107 128L106 130L107 131H105V133H103V131L102 130H98V131H96L95 132V130L93 129V126H91L90 128H89V126H90V123L91 122ZM103 121H106V122H103ZM124 120H122V122H123ZM135 121H137V123L138 124H136V122ZM152 121V122H151ZM158 121H160L157 125H155L156 123ZM168 121V122H167ZM88 122V123H87ZM109 122V123H108ZM182 122V121H181ZM181 122H174V123H178V124H180ZM249 122V121H248ZM32 123V124H31ZM84 123V125L86 126H83V125H81V124H83ZM95 123V124H94ZM101 123V124H100ZM103 123H107L106 125H104ZM111 123V124H110ZM162 123V124H161ZM174 123H172V125L174 124ZM251 123V122H250ZM249 123V124H250ZM75 124H77V125H75ZM87 124V125H86ZM89 124V125H88ZM108 124H110L111 125V127L110 126H108ZM118 124H119V126H118ZM136 124V125H135ZM140 124V125H139ZM151 124H152V126H151ZM164 124V126H162ZM248 124V123H247ZM259 124V125H258ZM70 125V126H69ZM71 125H73V126H71ZM75 125V126H74ZM78 125H80V127L82 128H79V126ZM101 126V127H103V125H104V127L103 128H100L99 126ZM113 125V126H112ZM120 125H121V128H120ZM134 125H135V127H134ZM139 125V126H138ZM146 125V126H145ZM160 125V126H159ZM260 125H262V126H260ZM68 126H69V128L71 129V130H68L69 128H68ZM114 126H116V128L118 129V130H120V129H122V128H124L125 130H130L131 131V133H130V131H128L129 132V135L125 132V130L124 129H122V130H120V132H118L117 134H115V133H113V132H111V130H113L114 131V129L116 130V128H113ZM118 126V127H117ZM138 126V127H137ZM157 126V127H156ZM179 126V127H178ZM89 129H88V128ZM109 127V128H108ZM126 127V128H125ZM136 129V130H134V128ZM139 127H141V128H139ZM143 127V128H142ZM150 127V128H149ZM155 127V128H154ZM160 127V130L162 131H160L158 128ZM172 127H174V126H172ZM176 127H178L177 129H176ZM47 128V129H46ZM68 128V129H67ZM78 128V129H77ZM129 128V129H128ZM131 128V129H130ZM144 128H145V130H147V132H148V134H147V132H144L145 130H144ZM147 128V129H146ZM162 128H165V129H162ZM256 128V129H255ZM61 129V130H60ZM67 129V132H65V130ZM75 129H76V131H75ZM87 129V130H86ZM93 129V130H92ZM140 129H142V130H144L143 131V133L141 134V132H142V130H140ZM149 129V130H148ZM153 129L155 130V131H153ZM251 129V130H250ZM258 129V130H257ZM261 129V130H260ZM5 130V131H4ZM10 130V131H9ZM64 130V131H63ZM75 132H74V131ZM85 130V131H84ZM118 130H116V131H118ZM124 130V131H123ZM132 130L134 131V133H136L137 132V135H135L133 132H132ZM172 130V131H171ZM69 131V132H68ZM70 131H72V132H70ZM115 131V132H116ZM123 131V132H122ZM138 131H141L140 132V134L141 135H139L138 134ZM164 131H165V134H163L164 133ZM4 132V133H3ZM9 132V133H8ZM25 132V133H24ZM64 132H65V134H64ZM77 132H81V136L80 135H76V134H79V133H77ZM106 132H108L107 134H106ZM109 132H111V133H109ZM151 132H161V133H159L160 134V136H158L159 137V142L157 141V140H154V139H156L155 137H154V135H152L153 133H151ZM168 132H169V134H168ZM257 132V133H256ZM263 134H261V133ZM2 133V134H1ZM17 133V134H16ZM76 133V134H75ZM120 133V134H119ZM126 133V134H125ZM262 135L261 136V138H259L260 137V134ZM63 134V135H62ZM105 134V135H104ZM111 134H112V136H111ZM117 136H115V135ZM131 134H133V136L131 135ZM146 134H147V136H146ZM150 134L153 136V137H151L150 136ZM171 134H173L174 135V137L171 135ZM256 135V140L254 139V141H252L251 139H253V137L255 138V135ZM88 135V136H87ZM91 135V136H90ZM110 135V136H109ZM134 135L136 136V137H134ZM138 135H139V137H138ZM162 135V136H161ZM166 135V136H165ZM168 135L170 136V137H168ZM253 135V136H252ZM259 137H258V136ZM18 136V137H17ZM22 136V137H21ZM68 136H70V137H68ZM83 136V137H82ZM129 136V137H128ZM146 136V138H144ZM150 136V137H149ZM167 137L168 138V140H167V138H165V137ZM71 137L73 138V140L71 139ZM109 137V138H108ZM133 137H134V139H133ZM141 137H142V139L144 140V142H142L140 139H141ZM164 137V138H163ZM10 138V139H9ZM66 140H65V139ZM112 138H116L115 140L114 139H112ZM137 138L139 139V141L137 142ZM148 138H150V139H148ZM152 138V139H151ZM163 139V140H161V139ZM173 138H175V139H173ZM259 138V139H258ZM9 139V140H8ZM58 139V140H57ZM70 139L72 140L71 141V143H69L70 142ZM78 139V140H77ZM83 139V140H82ZM147 139V140H146ZM165 139V140H164ZM179 139V140H178ZM63 140H64V142H63ZM67 140L69 141V142H67ZM75 140V142H78V143H74L73 141ZM113 140H114V142H113ZM136 140V141H135ZM150 140H151V142H150ZM154 140V141H153ZM164 141L163 143L161 142V141ZM173 140V141H172ZM176 140L179 142H176ZM263 141L262 142V144H259V142L260 141ZM56 141V142H55ZM133 141H135V144H137V146H134V145H132L131 146V144L130 143H133L134 144V142ZM153 141V142H152ZM157 141V142H156ZM171 141H172V143H171ZM73 142V143H72ZM150 142V143H149ZM254 142H255V146H252V147H254L253 149H254V152H252L251 153V144L252 145H254ZM45 143V144H44ZM65 143V144H64ZM81 143V144H80ZM139 143V144H138ZM142 143V144H141ZM161 145H160V144ZM181 143V144H180ZM261 143V142H260ZM51 146H50V145ZM128 144V145H127ZM130 144V145H129ZM145 144V145H144ZM156 144H158V145H156ZM172 144V145H171ZM174 144V145H173ZM183 144V145H182ZM25 147H24V146ZM63 145V147H61V148H59V146H62ZM80 145V146H79ZM139 145H141V146H139ZM164 145V146H163ZM181 145V146H180ZM40 146V147H39ZM49 146V147H48ZM56 146V147H55ZM66 146H68V147H66ZM144 146H149L148 148H144ZM161 146V147H160ZM165 146H167V147H165ZM3 147V148H2ZM24 147V148H23ZM38 147V148H37ZM44 147H45V149H44ZM67 148V150H65L66 148ZM128 147V148H127ZM132 147V148H131ZM153 147V146H152ZM151 147V148H152ZM177 147V148H178ZM18 148H19V151H18ZM23 148V149H22ZM32 148V149H31ZM36 149L37 148V150L39 151L40 150V148H41V151L43 150V151H48L49 150V148H50V150H52L53 148L55 149V148H57V151L59 152L58 154H60L61 153V151L63 150V154H66V156H62V155H60L59 157H58V155L56 154V152H55V150H54V152H52V151H48V153L47 154H52V155H54V156H56L57 157V159H55L53 156H48V157H45V155L47 156V154H45V153H41V154H43V157H44V159H43V161L45 160V158H46V160H47V162L46 163H48V164H45V166H44V163H42L43 161H41V159L43 158L42 157V155L40 156L39 155V153L37 154L38 156H36V155H34L35 153H37L36 151L37 150H34L33 151V149ZM43 148V149H42ZM52 148V149H51ZM63 148V149H62ZM81 148V149H80ZM124 148V149H123ZM137 148H138V150H137ZM8 149V150H7ZM28 151H27V150ZM61 149V150H60ZM68 149H70V150H68ZM129 149V150H128ZM132 149H134L133 151L135 152V153H131V154H133V155H131L129 152H132ZM139 149H140V152H139ZM250 149V150H249ZM72 150V151H71ZM109 150H111V152H109ZM113 150H116V151H114L115 152V154H117V150H119V152H118V156H120V158H119V160H117L116 161V163H115V161H112V158H113V156L112 157H108V159H107V156L108 155H110L111 153H112V155L114 154L112 151ZM131 150V151H130ZM144 150V151H143ZM173 150V151H172ZM9 151H11L10 152V154L11 155H13V157L12 156H10L9 155ZM42 151V152H43ZM151 151V149L148 151L147 150V152L148 153H146V154H149V152ZM250 151V152H249ZM21 152V153H20ZM23 152H25V153H23ZM35 152V153H34ZM40 152V151H39ZM77 152V153H76ZM110 153V154H108V153ZM121 152H123V153H121ZM125 152H128V153H125ZM33 153V157L32 156H30V157H32L33 158V160H31V162L32 163H34V164H36V168H37V165H39L41 168H48L51 172V176L49 175L48 176V173H47V169L45 170V169H43V172H42V170L40 171H37V172H34V175H32L31 173H33V170H35L36 168H34V167H32V168H28V167H23V166H21V167H23L22 168V170H21V172H20V166L18 167V168H16L18 165H20L21 164V161H22V159L26 162V163H29L30 165H32L31 164V162L29 161L30 159V157L28 158V157H26L28 154L29 155H31ZM54 153V154H53ZM121 153V154H120ZM143 153V154H142ZM21 154H25L26 156H23L22 157V155ZM56 154V155H55ZM105 154H107L106 156H105ZM114 154V155H115ZM125 154H127V157H125L126 155ZM138 154V155H137ZM256 155H258L257 154V151H256V153H255ZM261 154H263L264 155V153H260V155ZM21 155V156H20ZM122 155H123V158H121L122 157ZM130 155H131V157H130ZM140 155V156H139ZM262 155V156H263ZM70 156V157H69ZM73 156V157H72ZM101 156H105L104 158L102 157V158H100ZM116 156V158H117V155H115ZM114 156V157H115ZM135 156V157H134ZM255 156V155H254ZM253 156V157H254ZM259 156V155H258ZM257 156V157H258ZM39 157L41 158V159H39ZM51 159H50V158ZM61 157V158H60ZM62 157H64V158H62ZM68 157V158H67ZM125 157V158H124ZM140 159H139V158ZM21 159V161H20V159ZM36 158V159H35ZM50 160H49V159ZM58 158H60V159H63V161L62 160H58ZM66 158V159H65ZM92 158V159H91ZM99 158V159H98ZM135 158H136V160H135ZM138 158V159H137ZM8 159V160H7ZM27 159H29L28 160V162H27ZM53 159V160H52ZM54 159H55V161H54ZM68 159L70 160V161H68ZM76 159V161L77 160H79V161H75V163L76 164H78L79 163V165H76L74 162H72V160L74 161ZM118 159V158H117ZM130 159V160H129ZM144 159V158H143ZM249 159V160H248ZM247 159V162L248 163H250L251 161H250V157ZM261 159H262V162H264V158H262L261 157ZM16 160V161H15ZM35 160V161H34ZM37 160V161H36ZM41 161V162H39V161ZM54 161V162H52V161ZM92 160H94V161H96L97 162V160H99V162H92ZM116 160V159H115ZM121 160H123V162L121 161ZM128 160V164L125 162V161H127ZM137 160H140V161H138V163H137ZM146 161H148L147 159H145ZM150 160V159H149ZM164 160V159H163ZM173 161V160H175V159H169L168 161ZM10 162V164H9V162ZM19 161H20V163H19ZM23 161V162H24ZM34 161V162H33ZM65 161H67V163L69 164V162H70V164L72 165H65V164H67ZM88 161H90V162H88ZM107 161H109V163H107ZM119 161V162H118ZM144 161V160H143ZM142 161V162H143ZM164 161H167L166 159L164 160ZM14 162V163H13ZM18 162V164H16ZM23 162H22V164H23ZM40 164H39V163ZM63 162V163H62ZM72 162V163H71ZM104 164H103V163ZM115 163V166H116V164H117V166H118V169H121L122 167V173H123V177H122V175L120 174V173H118L117 172V169H116V167L115 166H113L111 163ZM118 162V163H117ZM135 162V163H134ZM73 163H74V165H73ZM85 163V164H84ZM93 163V164H92ZM119 163H120V166H119ZM124 164V166H122V164ZM131 163H134L133 165H135L134 167L133 166H131ZM148 163V162H147ZM15 165V166H10V165ZM29 164L27 165V166H29ZM97 164H99V165H97ZM128 165L129 166V168H128V166H126V165ZM25 165V164H24ZM25 165V166H26ZM41 165H43V166H41ZM46 165H49V166H46ZM63 165H65L67 168H68V171H69V168H70V171L68 172V171H66L67 170V168H66V170H65V172H66V174H65V172L63 171V169H62V172L64 173H62L61 171H60V169L61 168H63ZM103 165H111V166H113L112 167V169L110 170V169H108L109 168V166L107 167L106 166V168H105V166H103ZM35 166V165H34ZM38 166V167H39ZM64 166V167H65ZM73 166H76V167H73ZM88 166V167H87ZM126 166V168L124 169V167ZM140 166H146L145 165V163L142 165V163H141V165ZM263 166H264V164H263ZM39 167V169H41ZM73 167V168H72ZM90 167V168H89ZM120 167V168H119ZM51 168V169H50ZM75 168V169H74ZM87 168H89V169H87ZM111 168V167H110ZM114 168V169H113ZM140 168V167H139ZM3 169V170H2ZM19 169V171H17V170ZM26 169H28L27 170V174H28V172L30 173V174H28V176H24V177H26L25 179L23 178V173L25 172L24 170H26ZM30 169V170H29ZM33 169V170H32ZM74 169V170H73ZM76 169H78V170H76ZM94 170V172H93V170ZM95 169H97V173H99L98 172V170L100 171V169L102 170H104V172H106L105 170L106 169H108V170H110V174L108 173L109 171L107 170V175L109 174V175H111V171L113 170V174L115 173V172H117L119 175H116V176H120L118 179H117V177L115 176H113V175H111L113 178H111V176H110V178H109V175H108V179H110V181L112 180V185L109 183V180L108 179H105L104 177H106V173L105 174H103L104 172L103 171H101L100 172V174H102L104 177V179L102 178V175L101 176H94L93 175V173L95 174L96 172V170ZM116 169V171H114ZM143 169H145V168H143L142 167V171H143ZM17 171V172H14V171ZM31 170H32V172H31ZM38 170V169H37ZM49 170H48V172H49ZM87 170V171H86ZM126 170V171H125ZM133 170H134V172L136 173H134L133 172ZM9 171L11 172H14V173H10L11 174V179H9V176H10V174H9ZM36 171V170H35ZM46 171V172H45ZM58 171H60V172H58ZM72 171H75L74 173H76V175H82V173L81 172H84L83 174H86L87 176L85 177V175H83L82 177H83V179H77L75 176V178L74 177H72L73 175L72 174H74ZM119 171V170H118ZM137 171H139V170H137ZM19 172V173H18ZM40 172V173H39ZM62 173V175H64L63 176V179H62V177L61 178H59L58 179V177H57V179H55L54 178V176H56V175H58V174H56V173ZM133 172V173H132ZM8 173V174H7ZM36 173V174H35ZM70 173H72V174H70ZM81 173V174H80ZM116 173V174H117ZM126 173V174H125ZM4 174V175H3ZM41 174H43V175H41ZM45 174H47V176L45 175ZM54 174V175H53ZM56 174V175H55ZM68 174V175H67ZM99 174V175H100ZM139 174H141V171L139 172ZM138 174V178H140V175ZM6 175V176H5ZM23 178H20V176ZM24 175H26L25 173H24ZM61 174H59V176H60ZM67 177H66V176ZM69 175H72L71 177L72 178H74L75 179V181H76V185H74L75 186V188H72V191H70L69 193L67 192L69 189H71V186L69 185V189H68V185L66 186L67 187V191L66 192H64L65 191V189H66V187H65V185H63L62 187H61V185L62 184H65V182L66 181H69V182H71L70 180H69ZM88 175L89 176H94V177H96V178H99L98 180L97 179H94L93 178V176H92V178L91 177H88ZM98 175V174H97ZM115 175V174H114ZM5 176V177H4ZM31 176V179L29 178ZM43 176H46V178L47 179H44L43 180ZM52 176H53V178L54 179H52ZM143 176V175H142ZM16 177V178H15ZM40 177L42 178V180H39L40 179ZM49 177H51L50 179H48ZM70 177V178H71ZM78 177V176H77ZM101 177V178H100ZM137 177H135V179L137 178ZM34 178V179H33ZM36 178V179H35ZM66 178V179H65ZM67 178H68V180H67ZM71 178V179H72ZM84 178L86 179V178H89L88 180H87V182H84L85 180H84ZM90 178H91V180H90ZM137 178V179H138ZM101 179H103L102 181H99V180H101ZM117 179V180H116ZM141 179V178H140ZM145 179V180H144ZM167 178H165V180H166ZM177 179V178H176ZM192 179V178H191ZM29 180V181H28ZM93 180H94V182H93ZM96 180V181H95ZM155 180H156V182H155ZM158 180H159V182H158ZM163 180V179H162ZM164 180V181H165ZM181 180H182V178H181ZM187 180L189 181V182H191V180L189 179V178H187ZM264 180V179H263ZM263 180L261 179V181L263 182ZM40 181V182H39ZM43 181V182H42ZM74 181V180H73ZM92 183H94L93 185H95V186H93L92 184H90L91 182ZM113 181H114V183H113ZM116 181V182H115ZM120 181H123L122 183H121V185H120ZM128 181H127V185H128ZM167 181V180H166ZM183 181V180H182ZM209 182L208 183H210V181H211V178L208 180ZM39 182V183H38ZM88 182H90L88 185L89 186H86V185H82L83 183L84 184H87ZM96 182H101V184L100 185H102V184H105L102 188L103 189H100L95 183ZM163 182V181H162ZM168 182V181H167ZM175 182V181H174ZM181 182V181H180ZM187 181H185V183H186ZM2 183V182H1ZM27 183V184H26ZM41 183V184H40ZM75 183V182H74ZM106 183H107V185H106ZM116 183V185H113V184H115ZM188 183V182H187ZM67 184H72V186H73V182L72 183H68L67 182ZM99 184V183H98ZM126 184V183H125ZM124 184V186H126ZM248 184H249V181H248ZM1 186H3V183L2 184H0ZM5 185V184H4ZM8 185H7V187H8ZM18 185H19V187L21 186V193H19V187H18ZM81 185L82 186H86L85 188H81ZM93 187H92V186ZM111 185V186H110ZM121 186V187H117V186ZM147 185V184H146ZM160 185H162L161 187H160ZM164 185H165V187L167 188H164ZM196 185H195V187H196ZM15 186V188L16 189H13V187ZM73 186V187H74ZM91 186V187H90ZM96 186H97V188H96ZM113 186V188H111ZM117 188H121V189H116V187ZM60 189H59V188ZM64 187V188H63ZM159 187L162 189V190H164V189H166L168 192H165L166 190H164V191H162V194H160L161 193V191L159 190ZM193 187V186H192ZM192 187H191V189H192ZM30 188V189H29ZM32 188V189H31ZM55 188H57V191H56V189ZM61 188H63L64 189V191L61 189ZM106 188H108V189H114L115 188V190L113 191V190H110V192H109V190H108V193H107V191H106V193H105V195L104 196H101L100 194H102V191L103 190H106ZM164 188V189H163ZM194 188V187H193ZM261 188H264V185H263V183H262V185H261ZM73 189H75V190H73ZM124 189V188H123ZM126 189H127V187H126ZM126 189H124L125 191H126ZM181 189V190H180ZM195 190L194 191H196V188H194ZM7 190V191H6ZM16 190H18V191H16ZM98 190V191H97ZM121 190V191H120ZM137 190V189H136ZM180 190V191H179ZM12 191H14V192H12ZM18 192V193H16V192ZM60 191V192H59ZM61 191H63V192H61ZM85 191H86V193H85ZM112 191V192H111ZM118 192L117 194H114L115 192ZM124 192V194H123V196H122V194H120V192ZM132 193H131V192ZM135 191V190H134ZM142 191V192H141ZM150 191H151V193H152V191L155 193V194H160V195H164L165 193H168L167 195L165 194V197L166 196H168V197H166V198H168L169 199V201H170V203L168 202V204L167 205H165L166 203H165V201H166V199H165V201H162V202H159V204L160 205H157V202L158 201H160V200H164V199H160L159 197H161V196H158V198L160 199V200H156L157 199V197H156V202H154V196H155V194L153 195V194H151L150 193ZM158 191H160L159 193H158ZM188 191V190H187ZM190 191V192H189ZM189 191H188V193L186 194V195H188L189 193H192L191 192V190L189 189ZM264 190H262V192H263ZM12 192V193H11ZM83 192H84V194H85V196L86 197H88L89 195V197L90 198H86L85 196H82V198L79 196V195H81V194H83ZM105 192V191H104ZM114 192V193H113ZM146 193V194H144V193ZM163 192H165V193H163ZM8 193V194H9ZM57 193V194H56ZM93 193H100V194H97L98 196H96L95 194V196L93 195ZM111 193H113V194H111ZM127 193H131V195L130 194H127ZM207 193H209V196L210 197H208V194ZM7 194V193H6ZM32 194V195H31ZM83 194V195H84ZM104 194V193H103ZM102 194V195H103ZM107 194V195H106ZM127 194V195H126ZM150 194V196L151 195H153V201L151 200L152 199V197H150V199L149 200H151V202L150 203H153L154 204V206L156 207H154V206H152L151 208L150 207H148V209L150 208V210H152V211H148L147 209V211L148 212H151V214H149L148 213V216L149 215H153V216H150V218H152V217H155L156 218V216H154V215H158V217L160 218V220H161V218L162 217H160V216H163L164 215V217L162 218V220L163 221H158V217L156 218V222H155V224H156V226H154V223H152V220L149 218V219H147L148 217L147 216H144L145 218V220L147 219V221L148 220H150L151 221V224L149 223V222H145L146 224H148L149 226H150V228H148L147 226L148 225H144L145 223L144 222H141V224L143 223V225L141 226V224H140V222H139V219H140V221H141V219L143 218L142 217V215L141 214H145V215H147L146 214V210L145 209H139V208H141V204H143V206H144V204L146 205L149 201H148V195ZM175 194V195H174ZM185 193H183L182 195H184ZM198 194V195H197ZM207 194V195H206ZM9 195V196H10ZM101 197H100V196ZM110 196V197H112V196H114V198L112 199V198H110V197H107V196ZM112 195V196H111ZM119 195H121L120 197H115V196H119ZM124 195H126L125 196V200H123V197H124ZM128 195H130L129 197H128ZM169 195H171V194H169ZM182 195H177L176 197H178V196H182ZM201 195V196H200ZM205 195V196H204ZM1 196V195H0ZM3 196H6V197H3ZM23 196V197H22ZM27 197L28 199H26L25 197ZM55 196V197H54ZM79 196V198H80V200H79V198H77ZM106 196V197H105ZM142 196H143V198H146V199H143L142 198ZM146 196V197H145ZM192 196V197H191ZM32 197H33V199H32ZM74 197V199H72L73 201V205L72 204H70V203H72V202H68L69 204L68 205H65V203L67 204V200H65V199H68V200H70L71 201V198H73ZM132 197V198H131ZM141 197V198H140ZM263 197H264V193H263ZM7 198V199H6ZM70 198V199H69ZM103 198V199H102ZM116 198V199H115ZM129 198V199H128ZM162 198H163V196H162ZM181 198V197H180ZM193 198V199H192ZM102 199V200H101ZM110 199H112L113 201H111ZM119 199V200H118ZM128 199V200H127ZM133 199V201H132V204L134 205V203H135V205H137L136 207H134V206H132V204L129 206V210L127 209V208H122L121 206L123 205V207H125V202H127L128 203V201H130V200H132ZM137 199H141L140 201L138 200V201H136ZM167 199V200H168ZM186 199V202H188L187 204H186V202L184 201ZM28 200L30 201V202H32V203H29V204H27L28 203ZM35 200V201H34ZM64 201V203H62L61 204V202H63ZM114 200H118V201H114ZM121 200L124 202H122V204H120L118 207H120V208H122V209H120V208H118V207H116L115 205L117 204L116 202H121ZM145 200H146V203H145ZM189 200V201H188ZM191 200H192V202H191ZM196 200V201H195ZM135 201V202H134ZM144 201V202H143ZM148 201V202H147ZM201 202V204L199 203V202ZM13 203V204H11V203ZM101 204H100V203ZM112 202H114V204L112 203ZM178 202H176V203H178ZM20 203V204H19ZM25 203V204H24ZM59 205V206H57V204ZM60 203V204H59ZM99 203V205H97ZM129 203H131V201L129 202ZM147 204L146 206H151L152 204ZM190 203L192 204V205H190ZM204 203H205V205H204ZM198 205V207H199V209L197 208V206L196 205ZM10 205V206H9ZM48 205V206H47ZM97 205V206H96ZM128 205V204H127ZM140 205V206H139ZM183 205V206H182ZM200 205H203L204 206V208H203V211H204V214H205V216H209L208 217V219H207V217H205L204 216V214L201 216V214L199 213V215H198V211L197 210H195V208L196 209H198V210H201V212H202V207L203 206H200ZM208 205V206H207ZM65 206H67V207H65ZM68 206H69V209H68ZM93 206H95V207H93ZM100 206V207H99ZM145 206V207H146ZM165 208H167V211L169 212L168 214L166 213L167 211H166V208L165 209H163V207ZM207 206V207H206ZM17 207V208H16ZM64 207V208H63ZM80 207V208H79ZM109 207V208H108ZM114 207H116L115 209H113L112 211H114V210H117V209H120L119 211H123L122 213L121 212H117V213H119V214H117L116 215V212L114 213V212H111V213H104L105 211H107V208L111 211V208H114ZM126 207H128V206H126ZM139 207V208H138ZM162 207V208H161ZM168 207H169V209H172L173 211H174V213H173V211L171 212L172 214H175L177 211H176V209H178L179 210V213H178V215L176 214V216L175 215H173V216H175V217H172V214L170 215V211H169V209H168ZM180 207H183V208H180ZM190 207V208H191ZM210 207V209H206V208H209ZM36 208V209H35ZM67 208V209H66ZM98 209V212L99 211H101V212H96L97 211V209ZM104 208L106 209L104 212H103V210H104ZM134 208V209H133ZM159 208H161V209H163V210H165V212L163 213V212H161V210L159 209ZM181 210H180V209ZM191 208V209H192ZM17 209V210H16ZM29 209V210H28ZM91 209H93V210H91ZM103 209V210H102ZM124 209H125V211H124ZM126 209L128 210V211H126ZM131 209V210H130ZM136 209H138V210H136ZM154 209H155V213H152V212H154ZM206 209V210H205ZM263 210H261V209H253V210H249L250 212L249 213H251L250 214V216L252 217L253 215V213H254V210H258L257 212L255 211V214H256V216L258 215V219H256V216H253L252 218L249 216V215H247V214H245V217L247 218L248 217V219H249V221H248V219H246L247 221H248V223H250V225L252 224V221H255L257 224H259V223H264V219H262V221H258L257 222V220H261V216L263 215V214H261V212H263L264 211V208H262ZM59 210V211H58ZM62 211V213H61V211ZM67 210H69V212L67 211ZM84 210H86V211H84ZM109 210H108V212H109ZM139 210H141V211H139ZM157 210V211H156ZM162 210V211H163ZM261 210V211H260ZM48 211V212H47ZM54 211V212H53ZM92 213H91V212ZM129 211H130V213H129ZM205 211H207V214H208V212H209V214L208 215H206V213H205ZM63 212H65V213H63ZM90 213L89 214V216H87L88 215V213ZM93 212H95L96 213V219H95V217H94V214H93ZM127 212V213H126ZM260 212V213H259ZM59 213H61V214H59ZM73 213V214H72ZM114 213V214H113ZM120 213H121V215L124 213V215L126 214V216L123 218V215L121 216V218L122 219H120L118 216L120 215ZM159 213H162L161 215L159 214ZM166 213V214H165ZM248 213V212H247ZM248 213V214H249ZM47 214V215H46ZM74 214H76V217H75V215ZM82 214V215H81ZM105 214H106V217H104L105 216ZM111 214V215H110ZM141 216H140V215ZM188 214V215H189ZM259 214L261 215V216H259ZM93 215V216H92ZM98 215H100V218L98 217ZM168 216V217H166V216ZM184 215V216H185ZM188 215H186L185 216V218L186 217H188ZM197 215V216H196ZM74 216V218H72L71 219V217H73ZM90 216H92V217H90ZM131 216H132V218H131ZM171 217V219H173V220H175V221H172L171 220V222H170V220L167 222L165 219L167 218V220H168V218H170ZM59 217H61V218H63L64 220H66V221H58V219H59ZM89 219V220H87V218ZM93 217H94V219H93ZM108 217H111V221H113V222H111L110 221V218H108ZM114 217H118V218H114ZM130 217V218H129ZM139 217V218H138ZM147 217V218H146ZM196 217V218H195ZM199 217V218H198ZM202 217H203V219H202ZM250 217V218H249ZM255 217V218H254ZM84 218H86V219H84ZM99 218V219H98ZM103 218H106L107 219V221H106V219L105 220H103ZM138 218V219H137ZM155 218H152L153 220L155 219ZM206 218V219H205ZM262 218H264V216H262ZM33 219H35V221L33 220ZM57 219V220H56ZM71 219V220H70ZM113 219V220H112ZM135 219V220H134ZM144 219H142V220H144ZM187 219H189L190 220V218H187ZM198 219V220H197ZM256 219V220H255ZM52 220V221H51ZM53 220H55V221H53ZM84 220V221H83ZM93 220L94 221H96V220H99V222H100V224L102 223L103 224V222L102 221H100V220H103V221H105V224H107V226L108 227H106L105 226V224H104V227H100V226H103L102 224L100 225H98V223H97V221H96V223L97 224H91V223H93ZM116 220V221H115ZM117 220H120L119 221V223H117L118 221ZM178 220V221H177ZM201 220H203V221H205L206 220V223H208V221H210L211 223H208V225H210V226H207V224H205L204 225V222L203 221H201ZM208 220V221H207ZM251 220V221H250ZM88 221V222H87ZM110 221V223H114V221L116 222V223H114V224H111V225H113V226H110V224H108V222ZM135 221V222H134ZM247 221H246V223H247ZM51 222V223H50ZM53 222H55V223H53ZM57 222H58V224H57ZM62 222V223H61ZM79 222H80V224H79ZM161 222H164V224L163 225H165V222H166V227L165 228H163V226H162V224H161ZM203 222V223H202ZM43 223L45 224V225H43ZM50 223V224H49ZM86 223V224H85ZM88 223H90L89 225L90 226H88L87 224ZM129 225H128V224ZM175 223V224H174ZM200 223H201V225H200ZM247 223V224H248ZM261 223V224H262ZM1 224V223H0ZM30 224V225H29ZM52 224H55V225H52ZM82 224V225H81ZM140 224V225H139ZM171 224V225H170ZM172 224L173 225H176L177 224V227L175 226V228H174V231H172ZM191 224V225H190ZM202 224H203V226H202ZM52 225V226H51ZM83 225H87L88 226V229H87V227H85V226H83ZM95 225V226H94ZM116 225V226H115ZM120 225V228L118 227ZM131 225V226H130ZM152 225H153V228H152V230H150L151 229V227H152ZM168 225L170 226V227H168ZM179 225H180V227H179ZM249 225V226H250ZM1 226H3V225H1ZM75 226V227H74ZM97 226L98 227H100V229L98 228L97 229ZM114 226L115 227H117V229H118V234L117 233H114L115 231H111V233H110V230H108L109 229V227H110V229H111V227L113 228V230H114ZM137 226H139L140 228H138ZM207 226V227H206ZM26 227L28 228V229H26ZM83 227V228H82ZM106 227V230L108 231V234L106 233V232H104L105 231V228ZM124 227V228H123ZM159 228L161 231H162V233L160 232H158V229H155V228ZM168 227V228H167ZM260 227L262 228L261 230V234H263L264 235V232H263V230H264V224H262V225H260ZM2 228V227H1ZM25 228V229H24ZM47 228H49V229H47ZM67 228V229H66ZM70 228V229H69ZM77 230H76V229ZM102 228H103V230H102ZM108 228V229H107ZM136 228V229H135ZM179 229V230H177V229ZM201 228V229H200ZM204 228H208V229H206V230H204ZM211 228V229H210ZM244 228L246 229V241H245V244H244V246H248V247H250V248H248L247 246L246 247H244L245 249L247 248L248 249V252L251 250V247L255 244V249H254V247L252 248L253 250L250 252V254H248L247 253V255H248V259H250V260H248L247 258H246V260L245 259H243L244 261H245V263H242L241 262V260H239L238 258H236L235 257V255H234V251H236L237 249H236V247L234 246V241H233V239H232V241H230L231 243L233 242V244L231 245V247L229 246V245H227V246H225V247H227V249L229 250V249H231L232 247H235L234 249H236V250H232L233 252H232V256L234 255V257H232L231 256V252H229V255H230V257H229V255L227 256V258H222V260H220L219 258H217V260H215V261H213L212 259H214L213 257H212V261L207 257V256H209V251L211 250V254L210 255H212L213 254V256L216 254V253H214L215 251H214V249H215V247H213L214 246V243L213 242H211L210 244H209V242L210 241H212L211 240V238H210V236H207V234H210L211 235V232L210 233H208V232H205L203 235H206V237H208V240H206V241H208V243H207V245L205 244L206 243V241H205V243H203V244H205V246L202 244V242H204L203 240L201 241V240H198L197 239V237L195 236L194 238H196V240L197 241H195L193 238V240L195 241V242H197V245H196V243H195V245L196 246H194L193 245V247H192V245H190L189 244V246H191V250H189V252L188 253H186V255L188 254V255H190L191 253H196L199 257H200V259L202 258H206V260H203L202 262H203V264H256V263H258V264H264V259L262 258V256L264 257V253L262 254V256H259V254H258V252H257V248H259L260 247V244L258 245L257 244V239H258V237H255V235L257 236H259L260 235V233L259 232H257V231H255L254 230V232L252 231L253 229H250V228H252V226H250L249 228H248V225H245L244 226ZM30 229V230H29ZM74 229V230H73ZM94 229H95V231H94ZM131 229H134V230H131ZM148 229V230H147ZM252 231H250V230ZM32 230V232L33 233H35V235H34V237L36 238V242H39V240H41L40 241V244L38 243H36L37 245H39V246H34V245H32V244H34V243H32L31 244V242H32V240H31V242H30V239L32 238L31 237V234H30V231ZM48 230V231H47ZM52 230V231H51ZM63 230V231H62ZM68 230H69V232H68ZM71 230V231H70ZM92 230H93V232H92ZM100 230V231H99ZM102 230V231H101ZM112 230V229H111ZM115 230H116V228H115ZM130 230V231H129ZM139 230V231H138ZM155 231V234L153 233L154 231ZM159 230V231H160ZM168 230H171L172 231V233L171 232H167ZM191 230V229H190ZM24 231V232H23ZM87 231V232H86ZM126 231V232H125ZM148 231H149V234H148ZM152 231V232H151ZM157 231V232H156ZM164 231H166L165 233L166 234H164L163 232ZM243 231H244V229H243ZM10 232H11V235H10ZM29 232V233H28ZM53 232V233H52ZM72 232V233H71ZM91 233V235H89V234H87V233ZM96 232H97V234H96ZM104 232V233H103ZM122 232V233H121ZM145 232V233H144ZM152 234H154L153 235V237H151L152 235H151V233ZM180 232H181V230H180ZM190 232V231H189ZM195 232V231H194ZM244 232V233H245ZM251 232V233H250ZM22 233V234H21ZM26 233V234H25ZM85 233V234H84ZM93 233V234H92ZM95 233V234H94ZM147 233V234H146ZM160 234V236H158V238H159V241H158V238H157V235L156 234ZM168 233H169V235L170 236H168ZM193 233V232H192ZM196 232H195V234H197ZM198 233V234H199ZM207 233V234H206ZM247 233H249V234H247ZM53 234V235H52ZM57 236H56V235ZM66 234V235H65ZM70 234V235H69ZM113 234V235H112ZM136 234H137V236H136ZM158 234V235H159ZM164 236H166L167 235V238H165V240L163 239V235ZM185 234H186V237H187V240H188V238H190L191 236H189V233H187V232H185ZM251 234V235H250ZM1 235V234H0ZM30 235V236H29ZM55 235V236H54ZM81 235H86V236H81ZM93 235H95V236H93ZM109 235V236H108ZM175 235H177L178 236V239L176 240L174 237H175ZM190 235H192L191 233H190ZM247 235H248V237H247ZM254 236L255 237V239H254V237H251V236ZM2 236V235H1ZM1 236H0V242H6V240L5 239H3V237L1 238ZM8 236H10L11 237V239H8ZM65 236V237H64ZM108 238H107V237ZM134 236V237H133ZM145 236H146V238H145ZM154 236H155V238L156 239H153L154 238ZM176 236V237H177ZM189 236V237H188ZM250 236V237H249ZM9 237V238H10ZM30 238V239H28V238ZM50 237V238H49ZM53 237V238H52ZM57 237V238H56ZM68 237V238H67ZM79 237L81 238V239H79ZM103 237H105V238H103ZM174 238L176 241L175 242H173L174 241V239L172 240L171 238ZM193 237V236H192ZM41 238V239H40ZM49 238V239H48ZM61 238H63V240H64V242H63V240L61 239ZM66 238V239H65ZM89 238V239H88ZM125 238V239H124ZM137 238L139 239V240H137ZM142 238V239H141ZM149 238V239H148ZM180 238V239H179ZM202 238H203V236H202ZM251 239L252 238V240H255L256 242H252L251 240H247V239ZM55 240V241H53V240ZM57 239H59L60 241H58ZM69 239V240H68ZM95 239V240H94ZM106 239H108L107 241H105V242H110V243H105L104 242V240H106ZM133 239V240H132ZM136 239V240H135ZM141 239V240H140ZM145 239L147 240V242H149L150 240H153V242L151 241L150 243H152V245L153 246H155V249H154V247H152V245L151 244H148L146 241H145ZM168 239V240H167ZM185 239V238H184ZM191 239V240H192ZM204 239V238H203ZM43 240V241H42ZM51 240V241H50ZM67 240V241H66ZM72 240V241H71ZM101 242H100V241ZM156 240H157V242H156ZM163 240V242H161ZM186 240V241H187ZM205 240V239H204ZM10 241H12V244H11V242ZM57 241V242H56ZM113 241V242H112ZM135 241V242H134ZM144 241V242H143ZM154 241H155V243L157 244V245H155V243H154ZM170 241H172L173 242V244L175 245L176 243H177V248H174V245L173 246H169L168 245V243ZM178 241V242H177ZM190 241V240H189ZM201 241V242H200ZM248 241V242H247ZM249 241H250V243H249ZM9 242V243H8ZM56 242V243H55ZM117 244H116V243ZM133 242V243H132ZM141 242V243H140ZM158 242H160L159 244H158ZM172 242H170V243H172ZM191 242H193V241H191ZM228 243V244H231V243ZM16 243L18 244V243H20L21 244V246L18 244L17 245V247H16ZM59 243H61V244H59ZM104 243L106 244L105 245V247L104 246H102V245H104ZM114 243V244H113ZM154 243V244H153ZM167 243V246L165 245ZM179 243V244H178ZM186 245H185V244ZM201 243V244H200ZM28 244V245H27ZM35 244V245H36ZM124 244V245H123ZM137 244V245H136ZM139 244V245H138ZM147 244L149 245V249H147ZM160 244H162V245H164V250L165 249H167L168 248V252L166 253V250L164 251L163 250V246L162 245H160ZM182 244H184V246H181ZM192 244V243H191ZM200 244V245H199ZM209 244V245H208ZM15 245V246H14ZM22 245H24L25 247H23L22 248ZM27 245V246H26ZM31 245V246H30ZM61 245V246H60ZM141 245H145L144 246V248H145V250H146V253H145V250H143L144 248H143V246H141ZM170 245H172V244H170ZM204 247H203V246ZM213 245V246H212ZM250 245V246H249ZM66 246V247H65ZM70 246V247H69ZM114 246V247H113ZM117 246V247H116ZM123 246V247H122ZM125 246V247H124ZM162 246V247H161ZM170 248H169V247ZM176 246V245H175ZM188 246V247H189ZM201 246V247H200ZM216 246V245H215ZM229 246V247H228ZM237 246V248L238 247H242L241 245H236ZM41 248V249H38L37 250V248ZM56 247V248H55ZM57 247H59V249L57 248ZM65 247V248H64ZM104 249H103V248ZM107 247H108V250H107ZM110 247V248H109ZM112 247V248H111ZM127 247V250L126 251H128V255H126L127 254V252L126 251H124V248H126ZM142 247V248H141ZM157 247H159L158 249H160L159 251H158V249H157ZM167 247V248H166ZM180 247V248H179ZM203 247V250H201L200 248H202ZM209 247H210V249H209ZM213 247V248H212ZM217 247V246H216ZM30 248L32 249V251H35V254H34V252H32L31 250H30ZM84 248V249H83ZM86 248V249H85ZM106 248V249H105ZM118 248H120V250H118ZM143 250V252L141 253V249ZM24 249V250H23ZM27 249V250H26ZM44 249V250H43ZM45 249L47 250V251H45ZM58 249V250H57ZM62 249L64 250V251H62ZM66 249V250H65ZM96 249H97V251H96ZM136 250V252H135V250ZM140 249V250H139ZM169 249H170V251H172L173 253L175 252V251H177V250H179V252L177 251L176 253H174V256L176 257V255H177V257L178 256H180V258L179 259H177V258H175L174 256H173V260H172V258L170 259V257H172L171 255H173V253H169L170 251H169ZM174 249V250H173ZM186 249H188V248H186ZM189 249H190V247H189ZM197 249V250H196ZM206 249V250H205ZM207 249H208V251H207ZM213 249V250H212ZM233 249V248H232ZM250 249V250H249ZM15 250V251H14ZM28 251L29 252V250H30V252H29V254H28V252H26V251ZM37 250V251H36ZM52 250V251H51ZM85 250V251H84ZM103 250L105 251V252H103ZM122 250V252L120 253L119 251H121ZM14 251V252H13ZM51 251V252H50ZM96 251V252H95ZM113 251V253H116V252H118V256H116L115 254H114V256L113 257H115L116 258V260H115V258H111V256H110V254L111 255H113V253H111ZM138 251H139V253H138ZM148 251H149V253H148ZM154 251H155V253H154ZM199 251H203L204 253L202 254L201 252H200V254H198L197 252H199ZM212 251H213V253H212ZM229 251H231V250H229ZM246 251V250H245ZM256 251V252H255ZM20 252V253H19ZM40 252V253H39ZM55 252V253H54ZM62 252V253H61ZM65 252V253H64ZM92 252V253H91ZM94 252V253H93ZM107 252H110V253H107ZM123 252H124V254H123ZM134 252H135V257H136V259L138 260L139 259V256H141V258L143 259L142 261H140V260H133V256H134ZM156 252H158V253H156ZM205 252H206V254H205ZM247 252V251H246ZM254 252V253H253ZM5 253V254H6ZM24 253H26V256H25V254ZM32 253V254H31ZM44 253V254H43ZM49 253H50V255H49ZM120 253V254H119ZM141 253V254H140ZM163 253H164V255H163ZM169 253V254H168ZM208 253V254H207ZM251 253H252V256H251ZM27 254H28V256H27ZM42 254V255H41ZM59 254V255H58ZM65 254H66V256H65ZM108 254H109V257L110 258H108ZM122 254V255H121ZM133 254V255H132ZM138 254H139V256H138ZM156 255V256H154V255ZM159 254H160V256L162 255V256H164V257H160L159 256ZM166 254V255H165ZM171 254V255H170ZM176 254V255H175ZM203 256H202V255ZM256 254H258V257H259V259H260V257H261V259L260 260H258V257H257V255ZM12 255L13 256H15V257H13L12 258ZM34 255H36V256H34ZM51 255H53V256H51ZM63 255V256H62ZM90 255V256H89ZM97 255V256H96ZM100 255V256H99ZM120 255H121V258L123 257L124 258V260H123V258H122V260L123 261H125L124 263L121 261V258H120ZM131 255V256H130ZM137 255V256H136ZM187 255V256H188ZM205 255H206V257H205ZM255 255H256V257H255ZM21 256V257H20ZM22 256H23V259H21V261L19 260V258H22ZM27 258H25V257ZM50 256V257H49ZM62 256V257H61ZM85 256V257H84ZM152 256H154V257H152ZM187 256H185V259L183 260L184 262H185V260H186V257ZM192 256H193V254H192ZM191 256V257H192ZM216 256V255H215ZM251 256V257H250ZM47 257V258H46ZM61 259H60V258ZM118 257V258H117ZM145 257V258H144ZM150 257H152V259H154L155 257H157V260H155L154 262H152L151 261V258ZM166 257V258H165ZM195 257H196V259L197 258H199V257H197L196 255H194L193 256V259L192 258H190V259H192L194 262L196 261V259H195ZM217 257V256H216ZM230 259H229V258ZM253 257V258H252ZM68 258V259H67ZM81 258H83V259H80ZM128 258L130 259V260H128ZM159 258H162L161 259V261H163V262H159L160 261V259ZM164 258V259H163ZM168 258V259H167ZM184 258V257H183ZM211 258V257H210ZM232 258V259H231ZM254 258H256V259H254ZM12 259V263L10 262V260ZM25 259V262L23 261ZM87 259V260H86ZM109 259H110V261H109ZM112 259V260H111ZM120 259V260H119ZM135 259V258H134ZM177 260V261H175V260ZM189 259V260H190ZM216 259V258H215ZM226 259V260H225ZM228 259V260H227ZM252 259V260H251ZM18 260H19V263H18ZM30 260V261H29ZM52 260V261H51ZM62 260V261H61ZM70 260V261H69ZM96 260L98 261V262H96ZM144 260H145V262H144ZM151 262H150V261ZM164 260H166V261H164ZM180 262H179V261ZM189 260H186V264H189V263H191ZM225 260V261H224ZM239 260V261H238ZM242 260V261H243ZM15 261V260H14ZM23 261V262H22ZM29 261V262H28ZM68 261V262H67ZM77 261V262H76ZM114 261H116V262H114ZM131 261H132V263H131ZM189 263H188V262ZM201 261V260H200ZM251 261V262H250ZM254 261V262H253ZM15 262V263H16ZM66 262V263H65ZM110 262V263H109ZM193 262V263H194ZM198 262V263H197ZM195 264H199L200 262H199V259H198V261H197ZM223 262V263H222ZM250 262V263H249ZM147 263V264H148ZM165 263V264H166ZM193 263H191V264H193ZM183 264V263H182ZM201 264V263H200Z\"/></svg>", "mask_w": 264, "mask_h": 264}, {"label": "bare ground", "instance_id": "obj_2", "mask_svg": "<svg viewBox=\"0 0 264 264\" xmlns=\"http://www.w3.org/2000/svg\"><path fill=\"white\" fill-rule=\"evenodd\" d=\"M1 1H3V0H1ZM15 1H17V0H15ZM15 1H14V2H15ZM22 1L24 2L25 0H22ZM46 1H49V0H46ZM53 1H54V2H53ZM65 1H66V0H65ZM65 1H64L63 3H65ZM76 1H77V0H76ZM81 1H82V0H81ZM81 1H79V2L82 3ZM86 1H87V0H85V2H84V0H83L84 3H86ZM89 1H90V0H89ZM99 1H100V0H99ZM114 1H115V0H114ZM119 1H120V0H119ZM119 1H118L117 3H115V4H117L118 6H120V8L122 9L121 5H119ZM123 1H124V0H123ZM128 1H129V0H128ZM135 1H137V2H136V3H137V6H138L139 4L142 5V4L145 3V2H146L145 4H147V5L150 4L149 1H146V0H143L144 2H142V3L138 2V0H135ZM150 1H153V0H150ZM156 1L158 2V0H156ZM163 1H164V0H163ZM169 1H170V0H169ZM184 1H185V0H184ZM207 1H208V0H207ZM211 1H212V0H211ZM235 1H236V0H235ZM249 1H250V0H249ZM261 1H262V0H261ZM4 2H5V1H4ZM6 2H7V1H6ZM20 2H21V1H20ZM26 2H27V0H26ZM52 2L55 3V0H52L51 3H52ZM66 2H67V1H66ZM94 2H95V1H94ZM105 2H106V1H105ZM112 2H113V0H112ZM161 2H162V1H161ZM161 2H160V0H159V3H158V4H160ZM164 2H166V1H164ZM171 2H173V0H171ZM175 2H176V0H175ZM180 2H181V1H180ZM212 2H213V1H212ZM212 2H211V3H212ZM214 2H215V1H214ZM216 2H218V1H216ZM216 2H215V3H216ZM229 2H230V1H229ZM237 2H238V1H236V4H238L240 1H239L238 3H237ZM244 2H245V0H244ZM252 2H253V1H251V3H252ZM7 3H9V1H8ZM43 3H45V2L43 1ZM51 3H49V4H51ZM56 3H57V2H56ZM76 3H77V2H76ZM100 3H101V2H100ZM102 3H103V2H102ZM110 3H111V2H110ZM121 3H122V2H121ZM129 3L131 4V1H130V2H127L126 8H127V7L129 8V7H130ZM132 3L134 4V2H132ZM138 3H139V4H138ZM181 3H182V2H181ZM208 3H209V2H207V5L210 6V5H209L210 3H209V4H208ZM224 3H225V1H224ZM231 3H232V2H231ZM13 4H14V3H13ZM15 4L17 5L16 2H15ZM20 4H21V3H20ZM26 4H29V3H26ZM45 4H46V3H45ZM47 4H48V2H47ZM74 4H75V3H74ZM74 4H72L71 6H73ZM98 4H99V3H98ZM112 4H113V3H112ZM124 4H125V2H124L122 5H124ZM133 4H132V7H135L136 4H135L134 6H133ZM145 4H144V5H145ZM154 4H155V3L153 2L152 6H153ZM163 4H165V3H163ZM166 4H168V3H166ZM166 4H165V5H166ZM169 4H171V3H169ZM169 4H168V6H166L165 9H167L166 12L169 11V12L172 13V10H171V7H170L171 5L169 6ZM184 4H185V3H184ZM192 4H193V3H192ZM197 4H198V3H197ZM197 4H196V5H197ZM212 4H213V3H212ZM212 4H211V6H212ZM220 4L222 5V2H221ZM245 4H247V3L245 2ZM255 4H256V3H255ZM1 5H2V4H1ZM10 5H11V3H10ZM16 5L14 6L15 8H17ZM22 5H23V4H22ZM30 5H31V4L26 5V6L28 7V6H30ZM51 5H52V4H51ZM61 5H62V4H61ZM64 5H67V4H64ZM64 5H63V6H64ZM75 5L77 6V4H75ZM79 5H80V4L78 3L77 8L80 7ZM93 5H95V4H93ZM99 5H100V4H99ZM101 5H102V4H101ZM103 5H104V4H103ZM110 5H111V4H109V7H110ZM117 5H116V6H117ZM128 5H129V6H128ZM144 5H142V6H144ZM165 5H163V7H164ZM173 5H174V4H173ZM188 5H189V4H188ZM207 5H206V6H207ZM228 5H229V4H228ZM238 5H239V4H238ZM240 5H241V4H240ZM248 5H249V7H250V4H248ZM7 6H8V5H7ZM17 6H18V5H17ZM31 6H32L33 8L36 7V6L34 7L33 5H31ZM31 6H30V7H31ZM42 6H43V5H42ZM46 6H48V5H46ZM54 6H55V8H57V9L54 8L55 10H58V9H59L58 7H56V4H55V5H52L51 7L53 8ZM81 6H83V5H81ZM86 6H87V5H86ZM89 6H90V2H89ZM112 6H113V5H112ZM114 6H115V5H114ZM149 6H151V4L148 5V6H146V7L144 6V8L147 9V7H149ZM155 6L157 7L156 4H155ZM155 6H154V9H157V8H155ZM174 6H176V5H174ZM206 6H205V7H206ZM211 6H210V7H211ZM223 6H224V5H222V7H223ZM252 6H253V5H252ZM0 7H1V6H0ZM2 7H4V6H2ZM5 7H6V6H5ZM5 7H4V8H5ZM9 7L12 8V6H9ZM18 7H19V6H18ZM20 7H23V6H20ZM24 7H25V5H24ZM44 7H45V5H44ZM66 7H67V6H66ZM68 7H70V6H68ZM84 7H85V6H83V8H84ZM87 7H88V6H87ZM132 7H130L131 10L127 9L129 15H126L127 13H126L125 15H126L127 18L129 17V19H130V16L133 18V19H132L133 22H132V20H131V22H132V24L135 23L134 26L136 27V25H138V26L140 25V20H141V18H145V17H144V16L142 17V15H141V18H139L140 15H139V16L136 15V14H137L136 12H138V8H139V6H138V8L136 7V9H137L136 12H135L134 10H132V9H133ZM159 7H160V6H158V8H159ZM167 7H168V8L170 7V8H169L170 10H168ZM183 7H184V5H183ZM188 7L190 8V5H189ZM201 7H203L204 9H201L200 11H205V12H206V10H207V12H208V8H209V7H208V8L206 7V8H207V9H206V8L203 6V3L199 4V8H201ZM229 7H230V6H228L227 9H228ZM232 7H233V6H231V8H230L231 10H232L233 8H235V7H233V8H232ZM243 7H245V6L243 5ZM41 8H42V7H41ZM49 8H50V5H49ZM70 8H71V7H70ZM70 8H69V9H70ZM75 8H76V7H75ZM77 8H76V9H77ZM93 8H94V7H93ZM112 8H114V7H112ZM120 8H119V11H118V12H121V11H120ZM140 8H141V6H140ZM175 8H176V7H175ZM186 8H187V7H186ZM191 8H193V7L191 6ZM199 8H197V9L199 10ZM212 8H213V6H212ZM252 8H253V7H252ZM5 9H6V8H5ZM24 9H26V7H25V8H21L22 11H23ZM35 9H36V8H35ZM72 9H73V8H72ZM76 9H75V10H76ZM80 9H82V8H80ZM105 9H106V8H105ZM116 9H118V8H116ZM123 9H125V7H123ZM134 9H135V8H134ZM149 9H150V8H148V10H149ZM152 9H153V8H152ZM187 9H188V8H187ZM197 9H194V10H195V12H194L195 14H196V10H197ZM205 9H206V10H205ZM209 9H210V8H209ZM223 9H224V8H223ZM227 9H224V10H227ZM230 9H228V10L230 11ZM257 9H258V8H257ZM263 9H264V8H263ZM6 10H7V9H6ZM13 10H15V12H16V9H13ZM13 10H12V12H14ZM19 10H20V9H19ZM27 10H29V9H27ZM32 10H33V9H32ZM38 10H39V9H38ZM48 10H49V9H48ZM82 10H83V9H82ZM85 10H86V7H85V9H84V12H85ZM93 10H94V9H93ZM97 10H98V9H97ZM112 10H113V9H112ZM114 10H115V9H114ZM114 10H113V11H114ZM127 10H125V12H127ZM148 10H147V11H148ZM159 10H160V9H159ZM175 10L177 11V9H175ZM179 10H180V9H179ZM179 10H178V11H179ZM198 10H197V11H198ZM224 10H223V11H224ZM237 10H238V9H237ZM248 10H250V12H251V10L254 11V9H249V8H247V11H246V8H245L244 13H245V12H246L247 14L250 13ZM259 10H260V9H259ZM8 11H9V10H8ZM35 11H36V10H35ZM43 11H44V13H46V10H43ZM62 11H63V13H64V10H62V9L59 10V12H62ZM102 11H103V10H102ZM113 11H112V14H113ZM132 11L135 13V15H134V13H133ZM142 11H143V10H142ZM156 11H157V10H156ZM160 11H161V10H160ZM178 11H177V12H178ZM181 11H183V10L181 9V10L178 12V15H181ZM189 11L192 12L191 9H190V10H186V11H184V12L182 13V14L184 15V17H186L185 12H188V13H189ZM216 11H217V12H216ZM216 11H212V12H216L215 14H217V13H218L217 8H216ZM233 11H234V10H233ZM27 12H28V11H27ZM81 12H82V11H81ZM81 12L79 11V14H82ZM84 12H83V14H82V16H81L82 18L79 16V18H81L82 21L79 20V21H80V23H79L80 26L78 25V26H79V27H78V28H79L78 31H79L80 28H82V27H83V28L81 29V31H83V29H84V27H85V30H84V31H87V32H88L89 30H87L86 26H83V25H85V24L87 23V21H88V22H91V24H90V23L87 24V27H89L88 25L91 26V29H90V30L93 31V32H92L93 35L91 34V35H92L91 38L94 37V40H96V37H97V38L100 37V35L102 34V30H103V28L106 27V26H108V24L111 23L112 21H114V23H113V22H112V23L115 24V25H116V23H118V25H119V23H120V22H119V19H118V22H117L116 18H114V19L116 20V23H115V20H112L111 22H110V21L108 22V20H107V21L105 22V24H104V22H102V21H98V19H99L100 17H99V16H95L96 13H94V15H93V16L96 17V18H95V19H91V18H93V16H92L93 13H92V12L89 13V11H88L87 13H89V14L91 15V18H89L88 16L84 17L85 19H87V21H86L85 19H83ZM123 12H124V11H123ZM123 12H122V15L125 13V12H124V13H123ZM150 12H151V10H150ZM162 12H163V11H162ZM169 12H168V13H169ZM212 12H211V13H212ZM227 12H228V11H227ZM230 12H231V14H232V11H230ZM235 12H236V11H235ZM3 13H4V12H3ZM6 13H8V12H6ZM6 13H5V14H6ZM21 13H22V12H21ZM21 13H20V14H21ZM68 13H69V14H68ZM85 13H86V12H85ZM155 13H156V12H155ZM159 13H161V12H159ZM163 13H165V12H163ZM168 13H167V14H168ZM171 13H169L168 15L171 16V15H172ZM179 13H180V14H179ZM224 13L227 15L226 11H224ZM256 13H257V12H256ZM5 14H3V17H4ZM10 14H12V13H10ZM20 14H17V15H18V18H19V15H20ZM25 14H26V12H25ZM31 14L34 15V12H32ZM31 14H29L30 17H29L28 19H30V18L33 19V16H31ZM50 14H53V13H50ZM55 14H56V13H55ZM67 14H68V15H71L69 11L67 12ZM75 14H78V13H75ZM75 14H72V15H74V16H73L74 19L76 18V17H75ZM89 14H88V15H89ZM119 14H120V13H119ZM161 14H162V13H161ZM174 14H176V13H174ZM174 14H173V15H174ZM195 14H194V15H195ZM198 14H203V13L201 12V13H198ZM198 14H197L198 17H202L201 15L199 16ZM213 14H214V13H213ZM225 14H224V16L226 17V21H227V20H230V19L232 18V17H231V18L229 17L230 19H228V16H226ZM236 14H237V13H236ZM236 14H234V15H236ZM252 14H253V13L251 12V15H252ZM6 15H7V14H6ZM6 15H5V17H6ZM14 15H15V14H14ZM29 15H28V16H29ZM62 15H64V14H62ZM96 15H97V14H96ZM155 15H156V14H155ZM155 15H154V16H155ZM158 15H159V14H158ZM162 15H163V14H162ZM173 15L171 16V17L173 18V19H171V21L177 18V17H174ZM189 15H190V14H189ZM189 15H188L187 17H189ZM210 15H211V14H210ZM218 15H219V14H218ZM229 15H230V14H229ZM241 15L243 16V14H241ZM251 15H249V17H250V18L252 17L251 19L254 20V19H253V15L255 16L256 14H253L252 16H251ZM10 16H11V15H10ZM20 16H21V15H20ZM22 16L24 17V15H22ZM38 16H39V14H38ZM54 16H55V15H54ZM58 16H59V15H58ZM58 16H57V17H58ZM113 16H116V14H115V15L113 14ZM133 16H135V17H133ZM146 16H147V14H146ZM154 16H153V17H154ZM190 16H191V15H190ZM214 16H216V15H214ZM245 16H246V14L244 15V18H245ZM257 16L259 17V14H258ZM3 17H1V15H0V19H1V18L4 19L5 22H7V20H9V18L6 19L5 17H4V18H3ZM7 17H8V16H7ZM15 17H16V15H15ZM15 17H14V18H15ZM23 17H22V18H23ZM60 17H61V16H60ZM62 17H63V16H62ZM62 17H61V18H62ZM68 17H69V16H68ZM73 17H72V19H73ZM108 17H109V16H108ZM116 17H117V16H116ZM136 17H138L139 20H138ZM153 17H151V18H153ZM163 17H166V15H165V16L163 15ZM163 17H162V16H161V17H160V16L158 17V19H159V18H162V19L160 20L159 23H156L158 26H159L160 24H161V26H162V25H163V26L165 25V22H164L165 20H163ZM167 17H168V18H171V17H169V16H167ZM203 17H204V16H203ZM203 17H202V18H203ZM209 17H210V16H209ZM217 17L219 18L220 16H217ZM234 17H236V16H234ZM14 18H12L13 21H14ZM18 18H17V20L20 21V18H19V19H18ZM26 18H27V17H26ZM26 18L24 17L23 19H26ZM52 18H53V16H52ZM77 18H78V16H77ZM79 18H78V19H79ZM88 18H89V19H88ZM135 18L137 19V21H136ZM168 18H167V19H168ZM178 18H179V17H178ZM195 18H196V17H195ZM195 18H193V20H194ZM238 18H239V19H238ZM241 18H243V17H241V16L239 17V15H238L237 18H235V19L233 18V19L235 20V24H236V21H238V20H240V21L242 22V19H241ZM244 18H243V21H244ZM12 19H11V20H12ZM55 19H56V17H54V21H55ZM57 19H58V18H57ZM67 19H68V18H67ZM72 19H71V20H72ZM74 19H73V20H74ZM78 19L76 20L75 23H78V22H77ZM101 19H103V18H100L99 20H101ZM105 19H106V18H105ZM124 19H125V17H124ZM165 19H166V18H165ZM167 19H166V21L169 22L170 20H169V19L167 20ZM184 19H185V18H184ZM191 19H192V18H191ZM203 19H204V18H203ZM215 19H216V18H215ZM219 19H220V18H219ZM221 19H222V18H221ZM236 19H238V20H236ZM247 19H248V17H247ZM4 20L1 21V22H3V23L5 24ZM11 20H10V23L12 22ZM21 20H22V19H21ZM49 20H50V19H49ZM59 20H60V19H59ZM61 20H62V19H61ZM61 20H60V21H61ZM73 20H72V21H68V22H72V25H73V24H75V23H73ZM103 20H104V19H103ZM142 20H143V19H142ZM176 20L179 21L178 19H176ZM181 20H182V21H187V20H183V18H182ZM196 20H198V19H195V21H196ZM213 20H214V18H213ZM248 20H249V19H248ZM23 21H25V20H23ZM23 21H22V22H23ZM26 21H27V20H26ZM30 21H31V20H30ZM57 21H58V20H57ZM60 21H59V22H60ZM66 21H67V20H66ZM85 21H86V22H85ZM138 21H139V23H138ZM154 21H155V18H154ZM162 21H163L164 23H162ZM182 21L180 22V24L177 23V25H181V26H179V27H182V24H181ZM188 21H189V20H188ZM240 21H239V22H240ZM263 21H264V20H263ZM8 22H9V21H8ZM20 22H21V21H20ZM49 22H50V21H49ZM64 22H65V21H64ZM107 22H108V23H107ZM122 22H123V19H122ZM141 22H142V23H141V26H143V25H144V24H143L144 22H143V21H141ZM147 22H148V21H147ZM155 22H156V21H155ZM155 22H154L153 24H151V23H148V24L153 25L152 27L155 28V31L160 32V31H158V30H159V29L161 30V28H159L157 25H156V26H157L158 28H156V26H154V25H155ZM204 22H205V21H204ZM207 22H208V20H207ZM229 22H231V21H228V23L226 22V23L228 24V25H226V28H227V29H224V28L222 29V28H221L222 30H227V31H225V32H228V30H229V27H227V26H232V27L234 28V26H233L234 24L231 25V24H232V23H231V24L229 25ZM232 22H233V21H232ZM244 22H246V19H245ZM252 22H253V24L255 23L257 27L259 26V25H258V24H259L258 22H257L258 24H257L256 22H254V21H252ZM260 22H261V21H260ZM34 23H35V22H34ZM66 23H67V22H66ZM83 23H85V24H83ZM106 23H107V25H106ZM124 23H125V22H124ZM126 23L129 24V22H126ZM126 23H125V24H126ZM145 23H146V21H145ZM169 23H172V24H171L170 26H167V25H169V24L166 22V26H167V27H166V26H164V27L162 26V27H163V30H162V31L165 30V32H166V31H167L166 29H167L168 27H170V28H169V31H170V30L172 29L171 27H174V26H172V25H173L175 22H174V23H173V22H169ZM183 23H184V22H183ZM197 23H198V22L196 21L195 26L197 25ZM218 23H219V22H218ZM218 23H217V24H218ZM226 23H225V24H226ZM237 23H238V22H237ZM247 23H248V21H247ZM44 24H45V23H44ZM148 24H147V25H148ZM185 24H186V23H185ZM198 24H199V23H198ZM214 24H215V23H214ZM240 24L242 25V23H240ZM249 24H250V23H248V25H249ZM255 24H254V25H255ZM10 25H12V24H10ZM66 25L70 26L69 23L66 24ZM76 25H77V24H76ZM118 25H117V28L119 29V26H118ZM145 25H146V24H145ZM183 25H184V24H183ZM199 25H202V21H201V24H199ZM203 25H204V23H203ZM203 25H202V26H203ZM237 25H239V24H237ZM241 25H239L238 27H236V26H235V27H236V28H239V30H240ZM263 25H264V24H263ZM7 26H8V25H7ZM12 26H13V25H12ZM12 26H11V27H12ZM81 26H82V27H81ZM110 26H111V25H110ZM112 26H114V25H112ZM112 26H111V28H113ZM138 26H137V27H138ZM186 26H187V28H188V25H186ZM193 26H194V24H193ZM193 26H192V27H193ZM202 26H201V27H202ZM224 26H225V25H224ZM3 27H4V26H3ZM47 27H48V25H47ZM52 27H53V26H52ZM66 27H67V26H66ZM115 27H116V26H114V28H115ZM122 27H123V26H122ZM129 27H130V26H129ZM132 27H133V26H132ZM143 27H144V26H143ZM143 27H141V28H143ZM148 27H149V26H148ZM148 27H147V28H148ZM165 27H166V28H165ZM175 27H176V24H175ZM184 27H185V25H184ZM189 27H190V26H189ZM196 27H198L197 31H199V26H196ZM196 27H195L194 29H196ZM205 27H206V26H205ZM214 27H215V26H214ZM216 27H218V26H216ZM251 27H252V26H251ZM40 28H41V27H40ZM40 28H39V29H40ZM50 28H51V26H50ZM54 28L56 29L57 27H54ZM59 28H63V27H59ZM73 28L75 29V25H73V27H70V29H73ZM89 28H90V27H89ZM89 28H88V29H89ZM117 28H116L115 32H117ZM133 28H134V27H133ZM133 28H132V29H133ZM144 28H145V27H144ZM153 28H152V29H153ZM164 28H165V29H164ZM177 28H178V27H176V29H177ZM209 28H210V25H209ZM233 28H231V30H232ZM236 28H235V29H236ZM246 28H248V27H246ZM65 29H66V28H65ZM67 29L70 31L69 27H68ZM107 29H109V28H107ZM107 29H105V30H107ZM128 29H129V28H127V31H129V30L131 31V29H129V30H128ZM156 29H157V30H156ZM179 29H180V28H179ZM182 29H183V28H182ZM192 29H193V28H192ZM204 29L206 30V28L203 27L202 30H204ZM211 29H212V28H211ZM217 29H218V28H217ZM221 29H220V30H221ZM235 29H234V30H235ZM242 29H244V30H248V29H245V28H242ZM252 29H253V28H252ZM252 29H251V30H252ZM11 30H12V29H11ZM14 30H15V29H14ZM29 30H30V29H29ZM110 30H111V29H110ZM124 30H125V29H124ZM139 30L141 31L142 29L139 28ZM147 30H150V31H151L150 28H148ZM174 30H175V29H174ZM177 30H178V29H177ZM177 30H175V31H176V35H178V34H177V33H178ZM234 30H232V31L235 32ZM239 30L236 29L237 32H238ZM244 30H243V31H244ZM249 30H250V29H249ZM261 30H262V28L260 29V31H261ZM63 31H64V30H63ZM65 31H66V34H67V33H68L67 30H65ZM78 31H76V32L78 33V35L75 36L76 38H77L79 35L82 36V35H84L85 33H87V32H84V33H83V32H80L81 34H79ZM133 31H135V29H133ZM169 31H168V32H169ZM172 31H173V30H172ZM197 31H195V32H197ZM207 31H209V30H207ZM207 31H206V32H207ZM240 31H241V30H240ZM240 31H239V32H240ZM254 31H255V30H253L252 32H254ZM61 32H62V29H61ZM113 32H114V31H113ZM122 32H123V30H122V28H121L120 31L118 30V35H119L120 33H122ZM142 32H143V31H142ZM142 32H140L141 35L139 34V36H141V37L144 36L143 34H145V33H142ZM145 32H146V31H145ZM157 32H156V33H157ZM165 32H162V33H161L162 35L159 36V39H160V37H163V33H165ZM168 32H167V33H168ZM201 32H204V31H201ZM201 32L199 31L197 34H196V33H194V34H196V35L198 36V34L200 35ZM210 32H211V31H210ZM213 32H214V30H213ZM216 32H217V31H216ZM222 32H223V31H222ZM247 32L249 33V32H251V31H246L245 33H247ZM252 32H251V33H252ZM16 33H17V32H16ZM88 33H89V32H88ZM111 33H112V32H111ZM111 33H110V34H111ZM138 33H139V32H138ZM138 33H137V35H138ZM146 33H150V32H146ZM151 33H153V32L151 31ZM181 33H183V32L181 31ZM186 33H187V32H186ZM214 33H215V32H214ZM219 33L222 35L221 32H218V34H219ZM240 33L243 34L242 31H241ZM240 33L238 34V35H239V36H238V39H239V37H240ZM251 33H249V34H250L249 37L251 38V40H252L253 38H256V37H253V36H258V35H253V36H252ZM257 33H258V32H257ZM259 33H262V31L259 32ZM66 34H65V35H66ZM73 34H74V33H73ZM75 34H76V33H75ZM113 34H114V33H113ZM113 34H112V35H113ZM125 34H126V32H125ZM127 34H132V33H127ZM173 34H174V32H173ZM183 34H185V33H183ZM226 34H227V33H226ZM231 34H232V33H231ZM254 34H255V33H254ZM63 35H64V34H62L61 36H63ZM88 35H90V33L86 35V36L89 38L90 36H88ZM120 35H122V34H120ZM120 35H119V36H120ZM123 35H124V34H123ZM147 35H148V34H147ZM151 35H152V34H151ZM157 35H159V33H158ZM168 35H169V34H168ZM176 35H175V36H176ZM185 35H186V34H185ZM207 35H208V32H207ZM215 35H216V34H215ZM228 35H229V34H228ZM234 35H235V33H234ZM17 36H18V34H17ZM109 36L112 37L111 35H109ZM109 36H108V38H109ZM130 36H131V35H130ZM133 36H134V35H133ZM201 36H202V35H201ZM201 36H200V37H201ZM210 36H211V35H210ZM212 36H214V35H212ZM212 36H211V37H212ZM222 36L225 37V36H227V35L224 34V35H222ZM222 36L217 35V37H219V39H220V37H222ZM236 36H237V34L235 35V39H237ZM241 36H242V35H241ZM251 36H252L253 38H252ZM259 36H261V34H259ZM20 37H21V36H20ZM27 37H28V36H27ZM66 37H67V35H66ZM66 37H65V38H66ZM68 37H69V36H68ZM68 37H67V38H68ZM73 37H74V36H73ZM87 37H86V38H87ZM114 37H115V35H114ZM120 37H121V36H120ZM124 37H125V36H122V40H123V41H125L124 39H126L127 36H126L125 38H124ZM131 37H132V36H131ZM134 37H136V36H134ZM134 37H132L133 40L135 39ZM141 37H138V36L136 37V38H138V40H139V41H137V42H139V44H140V39L142 40ZM154 37H156V36L153 35V37H151V38H154ZM173 37H174V35L172 36V38H173ZM202 37H203V36H202ZM215 37H216V36H215ZM228 37H230V35H229ZM242 37H243V36H242ZM246 37H247V35H245V36L243 37L244 39H242L243 42H244V40H245V44L247 43L246 40H248V39H246ZM249 37H248V38H249ZM63 38H64V36H63ZM83 38H84V36H83ZM86 38H85V39H86ZM112 38H113V37H112ZM123 38H124V39H123ZM145 38H146V37H145ZM147 38H149V36H147ZM151 38H150L149 41H153V42H154L155 40H153V39L151 40ZM167 38H168V37H167ZM172 38H171L170 40H172ZM182 38H183V37H182ZM213 38H214V37H213ZM226 38H227V37H226ZM226 38H225V39H226ZM250 38H249V40H250ZM57 39H58V38H57ZM72 39L77 40L78 38H77V39L72 38ZM85 39H84V42H85V41L87 42V40H85ZM105 39H106V38H105ZM105 39H104V40H105ZM119 39H120V38H119ZM119 39H118V36H117V39L115 40V39L113 38V41L115 40V43H116V41L119 42V41L121 40V39H120V40H119ZM127 39H128V37H127ZM127 39H126V40H127ZM130 39H131V38H130ZM130 39H129V40H130ZM157 39H158V36L156 37V40H157ZM159 39H158V41H159ZM165 39H166V38H165ZM165 39H164V41H165ZM173 39H174V38H173ZM176 39H177V38H176ZM176 39H174V40L176 41ZM198 39H199V43H196V45H197V44H200V41H201V40H200L199 37H198ZM204 39H206V38H204ZM210 39H211V38H210ZM216 39H218V38H216ZM219 39H218V40H219ZM222 39H224V38H222ZM227 39H228V41H229L230 43H233V46H234V47H236V46H235L236 43L231 42V41H235L234 37H233V39H232V37H231V39H229V38H227ZM2 40H3V39H2ZM21 40H22V39H21ZM38 40H39V39H38ZM61 40H62V39H61ZM74 40H73V42H75ZM80 40L83 41V39H80ZM80 40H79V43L82 44V46L85 45L83 42L81 43ZM92 40H93V39H92ZM110 40H112V39L110 38ZM118 40H119V41H118ZM131 40H132V39H131ZM133 40H132V41H133ZM161 40H162V39H161ZM161 40H160V41H161ZM174 40H173V41H174ZM202 40H203V39H202ZM208 40H209V38H208ZM240 40H241V38H240ZM242 40H241V41H242ZM260 40H261V39H260ZM34 41H35V40H34ZM48 41H49V40H48ZM134 41H135V40H134ZM134 41H133V42H134ZM143 41H144V40H143ZM143 41H142V42H143ZM147 41H148V39H147ZM164 41H161V44H162ZM173 41H170L171 43H170V42H168V43L172 44ZM180 41H182V40H180ZM180 41L178 42V39H177V42H178V43H180ZM184 41H185V40H184ZM184 41H183V42H184ZM192 41H193V40H192ZM203 41H204V40H203ZM213 41H214V39L211 40V43L215 44V42H213ZM225 41H226V40H225ZM236 41H237V43H239L238 47H239V46H241V47H246V46H247V45L245 46V44H243V42L240 43V42H238V40H236ZM236 41H235V42H236ZM54 42H55V41H54ZM54 42H53V43H54ZM73 42L70 41V42H68V43H71V44H69V45H72ZM77 42H78V41H77ZM77 42H76V43H77ZM88 42H89V41H88ZM95 42H96V41H95ZM111 42H112V41H111ZM129 42H130V41H129ZM137 42H136V43H137ZM177 42H176V44L179 45ZM196 42H197V41H196ZM216 42H218V41H216ZM219 42H222V43H221L222 45H220L219 43H217V44H216L217 46H216V45H211V47L215 46V48H216V47H220V46L222 47L223 45H225L224 40L222 41V40L220 39ZM229 42L226 43V44H227L226 46H223V48H222L223 50H224V49L226 50V47H227V49H228ZM248 42H249V41H248ZM63 43H65V42H63ZM76 43H74V46L76 45ZM91 43H92V42H90V44H91ZM98 43H99V42H98ZM104 43H106V42H104ZM107 43H108V42H107ZM112 43L115 44L114 42H112ZM121 43L126 44V43H124V42H119V46H118V43H117V45H116V44H115V45L118 46L119 49H121V47H120ZM127 43H128V42H127ZM144 43H146V42L144 41ZM151 43H152V42H151ZM165 43H166V44H165ZM165 43H163V45H165L166 48H167L168 46H170V45L167 44V42H165ZM205 43H206V41H205ZM208 43H209V42H208ZM211 43H210V44H211ZM223 43H224V44H223ZM252 43H253V42H252ZM255 43H256V42H255ZM28 44H29V43H28ZM57 44H58V43H57ZM87 44H88V43H87ZM93 44H94V43H93ZM123 44L121 45L122 48H123V46L125 47V45H123ZM132 44H134V43H132ZM139 44H138V46H139ZM149 44H150V43H148V44H146V45H147L148 48H149V47L151 48V44H150V45H149ZM184 44H185V42H184ZM184 44L182 43V45H184ZM187 44H188V43H187ZM218 44H219L220 46H219ZM241 44H243V45H241ZM258 44H261V42L258 43ZM20 45H21V44H20ZM63 45L66 46V44H63ZM67 45H68V44H67ZM129 45H130V44H129ZM140 45H143V44H140ZM155 45H156V41H155ZM163 45L158 46V44H157V47H155V49H158V47H159V49H161V47H162ZM172 45L175 46V43L173 42ZM177 45H176V46H177ZM180 45H181V43H180ZM180 45H179V48L181 49V51L183 52L182 49H184V51H185L186 54L188 55L187 51L189 52V50L186 51V48H187V47L184 46L185 48H183V46H182V45L180 46ZM185 45H186V44H185ZM21 46H22V45H21ZM26 46H27V45H26ZM26 46H25V48H26ZM91 46H94V45H91ZM91 46H90V47H91ZM98 46H99V44H98ZM98 46H97V45L94 46V47L96 48L95 51H98V50H97V47H98ZM194 46H195V45H194ZM202 46H203V45H202ZM202 46H201V47H202ZM207 46H208V45H207ZM261 46H262V44H261ZM22 47H23V46H22ZM63 47H64V46H62V49L64 50L65 47H64V48H63ZM67 47H68V46H66V48H67ZM75 47H78V46H75ZM75 47H74V49H78V50H79L80 45H79L78 48H75ZM90 47L85 46L86 49L82 50L81 53H83L85 50H87V49L90 48ZM126 47H127V46H126ZM126 47H125V48H126ZM139 47H140V46H139ZM139 47H138V48H139ZM142 47L145 48V47H146L145 44H144ZM142 47H140V48H142ZM181 47H182V48H181ZM198 47H199V46H198ZM201 47H200V48H201ZM241 47H239V48H241ZM248 47H249V46H248ZM258 47H259V46L257 45V46H256L257 51H259V50L261 51V50H262V47H260L261 49L259 48V50H258ZM263 47H264V45H263ZM48 48H49V47H48ZM52 48H53V49H54V48L56 49V51L53 50V54H56L55 52L58 53L57 50H58V48H60V46H59V47L57 46V48L52 46V47H51V50H52ZM66 48H65V49H66ZM69 48L71 49V46H69ZM92 48H93V47H91V49H92ZM127 48H129V46H128ZM130 48L132 49V46H131ZM130 48H129V49H130ZM136 48H137V47H136ZM166 48L163 47L162 50H163V49H166ZM179 48H178V49H179ZM204 48H205V47H203L202 49H204ZM206 48H207V47H206ZM208 48H209V47H208ZM208 48H207V49H208ZM236 48H237V47H236ZM23 49H24V48H23ZM27 49H29V48H27ZM27 49H26V50H27ZM74 49L70 50V52L73 51ZM91 49H90V50H91ZM107 49H108V48H107ZM113 49L116 50L117 48L115 49V47L113 46ZM119 49H117V50L119 51ZM145 49H146V48H145ZM145 49H143V50H145ZM151 49H152V48H151ZM202 49H200L201 51L199 50V51H197V52H201V54H202V52L206 51L205 49H204V51H202ZM233 49H234V48H233ZM245 49H246V48H245ZM250 49H252V51H253V47L250 48ZM263 49H264V48H263ZM63 50H62V51H63ZM68 50H69L68 48H67V50H65L67 54H69V53H68V52H69ZM78 50H77V51H78ZM88 50H89V49H88ZM88 50H87V51H88ZM92 50H93V49H92ZM108 50H112V48H110V49H108ZM117 50H116V51H117ZM153 50H154V49H153ZM196 50H197V49H196ZM208 50H209V49H208ZM212 50L214 51L215 49L212 48L210 51L212 52ZM216 50H217V48H216ZM216 50H215V51H216ZM219 50H220V49H219ZM225 50H224V51H225ZM240 50L243 51V48L240 49ZM248 50H249V49H248ZM9 51H10V50H9ZM14 51H15V50L11 51V52H13V53L11 54L12 57H13V55L18 56V57H19V63H17V64L22 65V64H21V63H22V57L24 56V54L26 55L27 52L24 51V50H23V51L20 50L21 53H18V51H17V52H14ZM67 51H68V52H67ZM95 51H94V52H95ZM122 51H124V50H123V49L120 50V52H122ZM128 51H129V50H128ZM128 51H126V53H128ZM132 51H133V50H132ZM140 51H141V50H138V51H137V49H136V50H135V53H134L133 56H135L136 52L138 53V52H140ZM146 51H147V50H146ZM154 51H155V50H154ZM234 51H235V50H234ZM244 51H245V50H244ZM254 51H255V50H254ZM254 51H253V52H254ZM260 51H259V52H260ZM59 52H60V51H59ZM79 52H80V50H79ZM149 52H150V51H149ZM168 52H170V53H168ZM168 52H167V55H168V54H173V55L175 56V54L173 53L174 51L171 52V50H170V51H168ZM176 52L178 53V50H175V53H176ZM182 52H181V53H182ZM197 52H196V53H197ZM206 52H207V51H206ZM218 52H219V51H218ZM245 52H246V51H245ZM247 52H248V51H247ZM247 52H246V53H247ZM261 52H263V54H264V51H261ZM64 53H65V52H64ZM64 53H62V54H63L64 57H66L67 54L64 55ZM74 53H75V52H74ZM74 53H73L71 56L67 57V59H69L68 61H66V59L64 60V61L67 62L65 65L61 64L59 61H58L56 64H55V63L51 64L50 66H52V68L49 66V68L51 69V70H50V71H51V74H52V75H53V74L56 75V74H62L63 72H65V71L69 68V65L71 64L70 61H71L72 59H75V58L77 57V56L75 57L76 54L74 55ZM86 53H87V52L85 51V54H86ZM90 53H91V51H90ZM92 53H93V52H92ZM92 53H91V55H90V54H86V55H88V56H89V55L91 56V60H93V58H92V56H93ZM97 53H98V52H97ZM97 53H96V54H97ZM99 53H100V52H99ZM113 53H114V52H113ZM113 53H109V54H106V55H109V56H110V54H111V56L113 57V55H112ZM140 53H142V55H143V51H141ZM147 53H148V52H147ZM158 53H160L161 56H162V53H161V52H158ZM181 53H180V55H181ZM190 53H191V52H189V55H190ZM196 53H195L194 56H195L196 58L198 57V58H197V62H198V63L194 62L196 58H195V59H194V58L192 59V57H189V56L186 57V58H187V61H189V58H190V62H194V67H195V64H196V65L198 64L199 66H200V65H203V64H199V63H201V62L198 61V60L200 59L199 57H201L200 53H197V56H196ZM204 53H205V52H204ZM204 53H203V55H205ZM213 53H214V52H213ZM213 53H210V54H213ZM219 53H220V52H219ZM224 53L226 54V51H225ZM234 53H235V52H234ZM246 53H244L245 56H246ZM59 54H60V53H59ZM59 54H57V55H59ZM85 54H82V55H85ZM96 54H95V56H96ZM118 54H119V53H117V55H118ZM122 54L124 55L123 52H122ZM122 54L120 53V56H121ZM132 54H133V52H132ZM156 54H157V53H156ZM156 54H155V55H156ZM160 54H157V55L159 56ZM178 54H179V53H178ZM178 54H177L175 57H179L180 55H178ZM182 54L184 55V52H183ZM192 54H193V53H192ZM192 54H191V55H192ZM238 54H239V53L236 52L235 54H232V55H231V53L229 54V53H228V50H227V54H226L225 57L223 58V60H224L223 62H227V64H231L230 67H228V65H220V64L218 65V64H217L218 61H217V63L214 61L215 65H212V64H213V60H214V58H218L216 55L214 56V58L212 57L213 60L211 59V61L209 62V64L207 63V65H206V66L209 65V67L204 66V67H203V70H202V69L200 70L202 74H201L200 77H199V78H200V81L198 80V81H199V84H198L197 86H196V85L193 86L192 89L189 88V90H188V91L190 92V94L194 95L195 97L192 96V95L189 96L190 94H189L188 91H187V92H188L189 95H188L187 93H182V95H183V94H185V95L187 94V95H188V96H187V95H186V96H185V95L183 96L184 98L187 97V98H186L187 100H188L189 98H191V97H194V99L192 100V102H190V103H192V104L189 103L190 106L192 105V113H189V114H187V115H186V113H185V115H184V113L182 112V113H183V114H182L183 116L180 117V116H179V112H177L179 109L176 111V109L174 108V105H173V101L170 102V103H172L173 106H169L170 103H168V104H169V105H168V106H169V109H170V107H171V108L173 107L172 110L175 109L174 111H176V112L178 113V116L180 117V119H182V120H178V121L176 120V121H173V122H172V123H174V122H178V123H179V122L182 121L180 124H178V123H174V124L172 125V123L170 122V123H171L170 126H171V128L173 129V128H175V125H176V124H177V125H181V129H179V130H177V131L174 130V135H176V136H175L176 139H177V136H179V137H180V140L178 139L179 142L182 141V143H184V145H183V144H182L183 146L180 145L181 147H178V146H177L178 148H177V147H174V148L171 147V149H173V150L175 149V150H174V152L172 153V155H170L169 151H171V150H169V149L166 150V148H162V149H160L159 147H156V146H154V144H153V143L155 142L154 140H157V141L159 140V137H158V136H160L159 133L162 132V131L160 130V127H159L158 129H159L161 132H159V133H158V132H154V133L151 132V133H153L152 135H154L155 138L157 137L156 139L153 140L154 142L152 141V142H153L152 144H149V145H152L153 147H152V146H150V147H149V146H147V147L144 146V148H148V147H149L147 150L149 151V150L151 149V151L149 152V154H146V153H148L147 150L144 152L145 154L142 153L143 155H142L141 157H142V161L144 160L143 162L140 161V160H137V163H138V161H140V164L138 165V168L136 169V172H137V176H138L139 172L141 171V174H139L141 179L138 178L136 175L133 176L134 174L131 176V171H130V170H131L132 167L129 168V166L125 164L126 166H128V168H129L128 170H129V171H126V170H125V171L127 172V174L125 173V174H126V177H124L123 180L125 179V180H124V184L126 183V184H125L126 186H124V184H123V185H122V190H123L125 193H126L127 190H129V189H130V190H133L134 187H133V189H132V187H131V188H128V186H130V184H131V186H133V185L136 183V186H135V187H137V188L134 189L135 191H134V190L132 191V192H134V195H132V196H135V194H138L139 196H141L140 193H138V191L140 192V190H142V189H138L139 186H140V188H142V187H144V186L147 187V186L150 184V182L152 183V181H153V180L151 181L150 179H152V178H158V179H159V178H160V179H159V180H160V183H162V184H163V183H166V187L168 186V184H170L169 186L171 187V183H170L169 180H171V179L173 180V179L175 178V179L172 181V184H173V185L176 184V186L174 187V189H171V188H173V187H171V188H170V187H167V188H170V189H168V191H169L170 193L166 190L167 188L165 187V185H164V188H166V189L163 188L164 190H166L165 192H168V193L171 194V195H169L168 193H165V192H163V193H165L166 195L168 194L169 197H170V196L173 197L172 193H174V192L177 191L175 188H179V187H177V185H178L179 183H181L182 185H183V183H184L185 185H183V186L186 187V184H187V185L191 184V183L193 182V179H194L195 181L198 180L196 183H199V184H197V185H198V186H201L200 188L202 189V193L205 194V193H206V192H205L206 189L209 188L210 193H211L210 196H212L211 200H210V199L207 200V201H210V202L212 201V202H211V206H210L211 209H212V210H211V211H212V217H211V216H210V217L208 216L209 219L212 218V224H211V225H212V229L210 228V229H211V230H210L211 235H210V234H207V233H206V234H207V236H210V238H211V240H212V241L209 242V244H210L211 242L214 243V246H213V245H212V246L215 247V249H214L215 252H214V253H216L215 255H216L217 257H216L215 255L213 256V254L210 255V254H211V253H210L211 250L208 252V253H209V256H207V257H208L210 260L212 259V257H213V258L215 257L216 259H215V258L212 259L213 261L217 260V258H219L220 260H222V258H227V256L229 255V252H231V256H232V252H233L232 250H236V249H237L236 251L233 252L234 255H235V257L238 258L239 260H241L242 263H245V261H244L243 259L246 260V258L248 257L247 253L250 254V252L253 250L252 248L255 246V244H254V245L251 247V250L249 249V250H250L249 252H248V249H247V248H246V249L244 248V247L247 246V245L244 246L245 241H246V235H245V234H246V232H245L246 229L244 228L245 225H248V228H249L250 226H252V228H250V229H253V230H252L253 232H254V230H255V231H257V232L260 233L259 236H258V235H257V236L255 235V237H258V239H257V244H258V245L260 244V247L257 248V252L259 251V252H258L259 256H262V254L264 253V235L261 234V231H262L261 229H262L263 227H262V228L260 227V225H262V224H264V223H262V222H261L262 224L259 223L260 221H262V219H264V218H262V216H264V211L261 212V214H263L262 216L259 214V216H261V217H260L261 220H257V222L259 221V222H258L259 224H257L255 221H252V224L250 225V223H248V221H249L248 217H247V218L245 217V214H247V215L250 216V214L252 213V212L249 213V212H250V211H249L250 209H251V210H253V209H258V210L261 209V210H263L262 208H264V197H263V193H264V191L262 192V190H264V188H261L262 183H263V185H264V180H263V179H264V166H263L264 162H262L261 157L264 158V155H263V154L260 155V153H264V151H263V152H260V153L258 154V151L260 150V149H259V146H260V148H262V147H261L262 145L257 146V143H256V147H255V148H256V149L258 148L259 150H256V149H255V152H254V149H253L254 147H252V146H255V142H254V145L251 144V147H252V148H251V153L254 152V153L251 154V155H253V156L255 155V156H254V157H253V156H249L251 162H250V163L247 162V159L249 158V157H248V155H249V154H248V148H247V147H248L247 144H248V142H249V141L247 140V139H248V137H247V136H248V135H247L248 130H247V129H248L249 127L246 129L247 125H248V126L251 125V124H252L251 126L256 125L259 121H257V122L255 121L256 124L253 125V123H252V122L254 121L253 119L256 118V115H257L258 117L256 118V120H258V119L260 118L259 116L262 115V113H260V112H261V111H264L263 109H262L261 111H259V110H260V107H261V108L264 107V106H260V105L262 104V103L260 104V101H261L260 99H262V98H260L261 96H259V98H257V100H255V99L252 98V96H254L253 92L255 93V91H256L257 89H260V88L263 87V85H264V81H262V77H264V76H263L264 71L256 70V69H255L256 66H255V68H254V66L251 65V63H249V62H251L252 59H251L250 61H248L247 59H249V57L246 56V59H245V57H242L241 54H240L241 58H239V57H237ZM242 54H243V53H242ZM253 54H254V55H253ZM253 54H252L253 57H254L253 59H256V55H255L256 53H253ZM11 55H10V56H11ZM86 55H85V56H86ZM99 55H100V54H99ZM114 55H115V54H114ZM128 55H129V54H128ZM173 55H172V56H173ZM198 55H200V56H198ZM206 55H208V53H206ZM206 55H205V56H206ZM221 55H222V54H221ZM60 56H61V55H60ZM60 56H59V57H60ZM80 56H81V55H80ZM95 56H94V57H95ZM118 56H119V55H118ZM126 56H127V55H126ZM158 56H154V57H158ZM172 56H171V58H172ZM174 56H173V60L175 59ZM185 56H186V55H185ZM192 56H193V55H192ZM209 56H210V55H209ZM234 56H236L237 59L232 58V57H234ZM258 56H259V54H258ZM258 56H257V58H258L257 60H260ZM263 56H264V55H263ZM12 57H11L10 59H12ZM53 57H54V56H53ZM82 57H83V56H82ZM114 57H116V56H114ZM140 57H141V56H140ZM148 57H149V56H148ZM162 57H163V56H162ZM164 57H165V56H164ZM188 57H189V58H188ZM206 57H207V56H206ZM14 58H15V57H13V59H14ZM55 58H56V57H55ZM55 58H54V59H55ZM78 58H79V60H81V57L78 56ZM101 58H102V56H101ZM118 58H119V57H118ZM125 58H126V57H125ZM143 58H144V56H143ZM143 58H141V59H143ZM145 58L147 59V57H145ZM183 58H184V57H183ZM251 58H252V57H251ZM263 58H264V57H263ZM16 59H17V58H16ZM23 59H25V58L23 57ZM62 59H63V58H62ZM76 59H77V58H76ZM84 59H86V57H84ZM88 59H90V57H89ZM88 59L86 60V62L89 61ZM121 59L124 60V58H121ZM126 59H127V58H126ZM126 59H125V60H126ZM134 59H135V58H134ZM139 59H140V58H139ZM141 59H140V60H137V64H138L139 66H140V62L143 61V60H141ZM148 59H149V58H148ZM155 59H156V58H155ZM155 59H154V60L150 59L151 62H150V61H147V62H149L150 64L153 63V67H155V69H158V68H156L157 66L154 65V64H155ZM206 59H207V58H205V60H206ZM97 60H98V58H97ZM127 60H128V59H127ZM127 60H126V61H127ZM132 60H133V58H132ZM144 60H145V59H144ZM159 60H160V59H159ZM173 60H171V62H167L166 65H167V64H170V67L172 68L171 64H172V61H173ZM175 60H176V59H175ZM175 60H174V61H175ZM191 60H192V61H191ZM215 60H216V59H215ZM220 60H221V59H220ZM11 61H13V60H11ZM54 61H55V60H54ZM129 61H131V59H130ZM129 61H128V62H129ZM138 61H140V62L138 63ZM153 61H154V62H153ZM177 61L179 62L178 59H177ZM201 61H202V60H201ZM203 61H204V60H203ZM207 61H208V60H207ZM247 61H248V62H247ZM86 62H85V66H87L86 64H88V63H86ZM122 62H123V61L120 62V63H121V66H122ZM147 62L145 63L146 66H147ZM165 62H166V61H164V63H165ZM180 62H181V61H180ZM184 62H185V60H184ZM211 62H212V63H211ZM221 62H222V61H221ZM12 63H14V62H12ZM15 63H16V62H15ZM90 63H91V61H90ZM97 63H98V62H97ZM97 63L95 64V66L97 65ZM125 63H126V62H125ZM185 63H186V62H185ZM204 63H206V61H205ZM247 63H249V65H251V66H248ZM91 64H92V63H91ZM134 64H136V63H134ZM137 64H136V66H137ZM142 64L144 65V63H142ZM178 64H179V63H178ZM183 64H184V63H183ZM186 64H188V67H189V64H190V63L187 62ZM210 64H211L212 66H210ZM216 64H217V65H216ZM252 64H253V63H252ZM88 65H89V64H88ZM145 65H144V66H145ZM162 65L165 66V64H162ZM191 65H193V63H192ZM191 65H190V68L192 67ZM198 65H197V66H198ZM72 66H73V65H72ZM85 66H84V67H85ZM93 66H94V65H93ZM95 66L92 67L91 65H89V67H91V68L89 69L90 72H91L92 68H95ZM121 66H119V69H118V70H116V71L114 70L115 73H117V71L119 72V70H121ZM131 66H132V65H131ZM133 66H134V65H133ZM146 66L143 67V68H145V69H143V70H148V69H146V68H147ZM151 66H152V65H151ZM158 66H159V65H158ZM174 66H175V65H174ZM176 66H177V65H176ZM197 66H196V67H197ZM81 67H82V65H81ZM89 67H88V68H89ZM98 67H99L100 69H103L102 66H100V65H98ZM98 67H96V68L98 69ZM116 67H117V66H116ZM125 67H127V64H126ZM125 67H124V68H125ZM153 67H152L151 69L154 70ZM168 67H169V65H168ZM170 67L168 68V70H165V71H164V69H167V66H166L165 68H163V72H165V73H166V74H165V73L160 72V71H161L160 69H161L162 67L160 68V66H159L160 69L157 70V74H155V75H158V76H156V77L164 76V77H163L164 79H162V77H161V78H159V80L162 79L161 81H163V82H164V81H165V82L168 81V80H166V78L169 79V78H171V76L174 75V74H172V75H169V77L167 76L169 73H171V72L167 73V71H170ZM180 67H181V66H180ZM186 67H187V66H186ZM188 67H187V68H188ZM194 67H192V68H194ZM88 68H87V70H88ZM96 68H95V70H96ZM127 68H128V67H127ZM127 68H126V70H123L124 73H126L125 71L128 70ZM130 68H131V67H130ZM137 68H138V67H137ZM190 68H189V69H190ZM192 68H191V69H192ZM201 68H202V67H201ZM261 68H262V67H261ZM72 69H73V68H72ZM141 69H142V68H141ZM149 69H150V67H149ZM173 69L175 70V72H178V71H179L178 73H180V70H179L180 68L178 69V68L176 67V68H173ZM176 69H177L178 71H176ZM82 70H83V69H82ZM98 70H99V69H98ZM112 70H113V69H112ZM132 70H133V69H132ZM159 70H160V71H159ZM187 70H188V69H187ZM187 70H185V71H183V72H186ZM104 71H105V70H104ZM109 71H110V69H109ZM114 71H112V72H114ZM138 71H139V70H138ZM138 71H137V72H138ZM148 71H150V70H148ZM151 71H152V70H151ZM154 71H156V70H154ZM171 71H172V69H171ZM190 71H191V70H190ZM200 71H199V74H200ZM72 72H73V71H72ZM84 72H85V71H84ZM84 72H82V73H84ZM102 72H103V71H102ZM102 72H101V73H102ZM137 72H136V73H137ZM143 72H144V71H143ZM152 72H153V71H152ZM172 72L175 73L174 71H172ZM183 72H182V73H183ZM82 73H81V74H82ZM92 73H93V72H92ZM97 73H98V72H97ZM97 73L94 72V74H96V75H97ZM127 73H128V72H127ZM131 73L134 74L133 72H131ZM138 73H139V72H138ZM146 73H147V72H146ZM158 73H161V75L158 74ZM178 73H177V75H178ZM81 74H80V75H81ZM112 74H113V73H112ZM132 74H130L131 77H130L129 74H128V77L133 78L134 75L132 76ZM153 74H154V73H153ZM162 74H165V75H162ZM195 74H196V73H195ZM83 75H84V74H83ZM89 75H90V74H89ZM92 75H93V74H92ZM117 75H118V73H117ZM119 75H121V74H119ZM136 75H137V74H136ZM138 75H139V74H138ZM138 75H137V76H138ZM151 75H152V74H151ZM175 75H176V74H175ZM177 75L174 76V78H175V77L177 78V77H178ZM186 75H187V74H186ZM190 75H191V72H190ZM56 76H58V75H56ZM69 76H70V74L68 75V78H69ZM76 76L78 77V74H77ZM85 76H86V75H85ZM85 76H84V77H85ZM98 76H99V75H98ZM101 76H102V75H101ZM109 76L112 77L113 75H109ZM114 76L116 77V75H114ZM114 76H113V77H114ZM137 76H136V77H137ZM142 76H143V75H142ZM166 76H167V77H166ZM179 76H182L181 73H180ZM196 76H197V75H196ZM84 77H82V78H84ZM86 77H87V76H86ZM89 77H90V76H89ZM89 77H87V78H89ZM113 77H112V80H113ZM117 77H118V76H117ZM124 77H125V76L123 75L121 78H120V77H118V78H120V80L122 79V80H121V82H122V81H124V80L126 79L127 75H126L125 78H124ZM143 77H145V76H143ZM143 77H141V78L143 79ZM150 77H151V76H150ZM187 77H188V76H187ZM80 78H81V76H80ZM99 78H100V77H99ZM138 78H139V76H138ZM152 78H153V75H152ZM174 78H173V79H174ZM59 79H60V78H59ZM72 79H73V78H72ZM116 79H117V78H116ZM116 79L113 80V81L115 82ZM139 79H140V78H139ZM153 79H155V77H154ZM178 79L180 80L181 78L178 77ZM178 79H174L173 81H176V80L178 81ZM76 80H78V79H76ZM95 80H96V79H94V83H95ZM107 80H108V79H107ZM110 80H111V79H109V83H110V82H113V81H110ZM187 80H188V78H187ZM263 80H264V78H263ZM127 81H129V82H127V83H129L130 86L127 87L126 89H131V91H128V92H131V93L133 94L134 91L137 90V93L135 92V94L138 95V92H139L138 89H135V90L132 92V87H133V85H134L135 82H134L133 84L130 83V82H131V79H130V80H127ZM134 81H135V79H134ZM136 81H138V84H139V83H142V80H140L141 82H139V80H138L137 78H136ZM150 81H151V80H150ZM152 81L154 82L155 80H152ZM157 81H158V80H157ZM169 81H170V82H169ZM169 81H168V82L171 84V81H172V80H169ZM173 81H172V83H173ZM114 82H113V83H114ZM158 82H159V81H158ZM165 82H164V83H165ZM178 82H179V81H178ZM98 83H99V82L96 81V85H95V86H97V87L100 88V84H99V86H98ZM123 83H124V82H123ZM123 83H122V84H123ZM125 83H126V80H125ZM127 83H126V86H127ZM155 83H156V82H155ZM166 83H167V82H166ZM169 83H168V84H169ZM174 83H175V82H174ZM190 83H192V82L189 81V84H190ZM111 84H112V83H111ZM116 84H117L118 86H115V88H116V87H119V86H122L121 84L119 85L118 82H116ZM129 84H128V85H129ZM131 84H132V87H131ZM170 84H169V85H170ZM183 84H184V83H183ZM183 84H182V87H179V89L177 90V91H178L177 93L180 92L181 88H183V87L185 88V86H187L186 84H184L185 86H184ZM106 85H107L108 87H110V85H108V84H106ZM106 85H105V86H106ZM114 85H115V84H114ZM123 85H124V84H123ZM136 85H137V84H136ZM140 85H141V84H140ZM154 85H157V84H154ZM101 86H102V85H101ZM105 86H102V88L105 87ZM111 86H113V84H112ZM124 86H125V85H124ZM124 86H123V87H124ZM137 86H138V85H137ZM142 86H143V84H142ZM144 86H146V85H144ZM162 86H163V85H162ZM173 86H174V85H173ZM178 86H179V85H178ZM180 86H181V85H180ZM191 86H192V85H191ZM97 87H96V88H97ZM108 87H106L107 90H108ZM156 87H158V86H156ZM102 88H101V89H102ZM119 88H120V87H119ZM119 88H118V89H119ZM158 88L161 89L160 85H159ZM162 88L165 90L166 87H165V88L162 87ZM171 88H172V87H171ZM184 88H183V89H184ZM186 88H187V87H186ZM104 89H105V88H104ZM118 89L116 88L117 91L121 92V91L118 90ZM120 89H121V88H120ZM123 89H125V88H123ZM126 89H125V92H126L127 96H129V97L131 98V100L134 101L135 99H133V98L131 97L132 94L128 93V92L126 91ZM148 89H149V88H148ZM163 89H162V90H163ZM183 89H182V90H183ZM261 89H264V87L261 88ZM81 90H84V88L81 89ZM81 90H80V91H81ZM107 90H106V91H107ZM109 90H110V89H109ZM109 90H108V91H109ZM121 90H122V89H121ZM141 90H142V89H141ZM145 90H146V89H145ZM158 90H159V89H158ZM166 90H167V88H166ZM170 90H171V89H170ZM96 91H98V89H97ZM99 91H103V90H99ZM106 91H105V93H106ZM117 91H116L115 93H117ZM142 91H143V90H142ZM150 91H151V88H150ZM87 92H88V91H87ZM153 92H154V91L152 90V93H153ZM263 92H264V91H263ZM78 93L80 94V92H78ZM97 93H98V92H96V94H95V91H94V95L91 93V94L82 95V97H81V94H80V96H79V97H80V101H82V99L84 98V96L86 97V96H88V95L96 96V98H97V97L99 98V96H100V98H99V100H100V99H101V95H100L101 92H99L98 95H97ZM105 93H104V94H105ZM152 93L150 94L151 96H152ZM164 93H165V92H164ZM168 93H169V92H168ZM128 94H129V95H128ZM141 94H143V93L141 92ZM141 94H140V95H141ZM153 94H155V93H153ZM248 94H250V95H248ZM252 94H253V95H252ZM261 94H262V91H261ZM7 95H8V94H7ZM109 95H110V94H109ZM124 95H125V94H124ZM165 95L169 96V94H166V93H165ZM171 95H172V94H171ZM182 95H181V96H182ZM251 95H252V96H251ZM106 96H107V95H106ZM121 96H122V95H121ZM173 96H176V94L174 93ZM173 96L170 97V98L173 99ZM88 97H90V96H88ZM88 97H87V99H88ZM109 97H110V99H112V98H111V95H110V96H107V98H106V97H103V95H102V98H103V99L106 98V99L109 100ZM123 97H125V96H122V100H123ZM129 97H128V99H126L127 101H128V100L130 101ZM133 97H135V96L133 95ZM138 97H139V99H137V100L141 101L140 98L142 99V97H140L139 95H138ZM138 97H137V98H138ZM157 97H158V96H157ZM177 97H178V94H177L176 98H177ZM183 97H182V98H183ZM188 97H189V98H188ZM249 97H251V99H250ZM96 98H95V99H96ZM98 98H97V99H98ZM150 98H151V97H150ZM163 98H164V97H163ZM184 98H183V99H184ZM84 99H85V98H84ZM87 99L85 100L84 104H85V106L88 108V107H90L89 104H91V103H89V104L86 105V102H88ZM97 99H96V100H97ZM146 99H147V98H146ZM152 99H153V98H151V100H152ZM155 99H157V98H155ZM178 99L180 100L181 98L178 97ZM183 99H182V100H183ZM74 100H76V99H74ZM96 100H95V101H96ZM99 100L97 101V103L99 102ZM108 100H104V101H106L107 104H108ZM122 100H121V99L118 100V101H121V103L119 102L120 104H122ZM126 100H124V102H123L124 105H125V101H126ZM142 100H143V101H141V102H144V94H143V99H142ZM164 100H165V98H164ZM166 100L168 101L167 98H166ZM173 100H174V99H173ZM176 100H177V99H176ZM179 100H178V101H179ZM80 101L78 102L79 107H77V108H78V111H77L78 113H77V114H79V111L83 112V110H85V109L87 110L86 107H84L85 109L82 108V110L79 109V108H81V107L83 106V103L81 102V103H82V104H81ZM104 101H102V102H104ZM127 101H126V102H127ZM147 101H148V100H147ZM147 101H145V103H144V107H143V108H145V110H146V109L149 110L148 112L151 113L150 105L148 104V105H149V106H147L148 108L145 107ZM153 101H155V100L153 99ZM159 101H161V100L157 99V102H156V103H158ZM169 101H170V99H169ZM169 101H168V102H169ZM180 101H181V100H180ZM58 102H59V101H58ZM91 102H93V101H91ZM109 102H110V100H109ZM141 102H137V103H141ZM161 102H164V101L162 100ZM161 102H159V106H158V107L161 106V105H160ZM165 102H166V101H165ZM183 102H185V100H184ZM188 102H189V101H188ZM66 103H67V102H66ZM69 103H70V101H69ZM73 103H76V102L74 101ZM79 103H80V104H79ZM99 103H101V102H99ZM128 103H130V102H128ZM131 103H132V104H131L132 106L135 105V104H133L134 102L131 101ZM147 103H150V101L147 102ZM156 103L154 104V107H155V105H158V104H156ZM176 103H178V102L176 101ZM181 103H182V101H181ZM181 103L178 104V105H180V106L183 105V103H182V104H181ZM186 103H187V102H186ZM95 104H96V103H95ZM102 104H103V103H102ZM105 104H106V103H105ZM109 104H110V103H109ZM141 104H142V106H143V103H141ZM151 104H152V106H153V103H151ZM164 104H165V103H164ZM72 105H74V104H72ZM76 105H77V104H76ZM78 105H77V106H78ZM88 105H89V106H88ZM99 105H101V104H99ZM99 105H98V107H101V106H99ZM110 105H111V104H110ZM110 105H109V107H110ZM126 105H130V104H127V103H126ZM136 105H137V104H136ZM136 105H135V106H136ZM166 105H167V104H166ZM166 105H165V106H166ZM184 105H185V104H184ZM80 106H81V107H80ZM105 106H106V105H105ZM122 106H123V105H122ZM132 106H131V107H132ZM140 106H141V105H140ZM140 106H136L137 109H138V107H139V110H140L139 113L143 112V110L140 109V108H142V107H140ZM152 106H151V107H152ZM165 106H163V108H164ZM168 106H167V108H168ZM190 106H189V108H190L189 110H191V107H190ZM36 107H37V106H36ZM67 107H68L67 109L70 108L69 106H67ZM72 107H75V106H72ZM156 107H157V106H156ZM156 107H155V108H156ZM158 107H157L156 109L154 108L155 113H156V116H157V114H158L157 110H160V109H158ZM176 107H177V106H176ZM185 107H186V106H185ZM185 107H184V109H187V108H188V107H186V108H185ZM90 108H91V107H90ZM90 108H88L89 111H90ZM110 108H111V107H110ZM123 108H124V106H123ZM123 108H122V109H123ZM28 109H29V108H28ZM65 109H66V107H65ZM93 109H94V108H91V111H92ZM105 109H108V107L105 108ZM105 109H103V110H105ZM116 109H118V108H116ZM126 109H127V108H126ZM130 109H131V108H130ZM134 109L136 110L135 107H134V108L132 107L131 110H132V111H135ZM169 109H168V110H169ZM180 109L183 110V107H180ZM69 110H70V109H69ZM69 110H68V113H69ZM71 110H72V109H71ZM88 110H87V111H88ZM95 110H97V108H95ZM99 110H100V109H99ZM99 110H98V112H99ZM113 110H114V109H111V110L108 109V111H106V114H107V112H109V113H113V112L115 111V110H114V111H113ZM141 110H142V111H141ZM154 110H152V111H154ZM165 110H166V109H165ZM187 110H188V109H187ZM187 110H186V111H187ZM36 111H37V110H36ZM46 111H47V110H46ZM110 111H113V112H110ZM127 111H128V110H127ZM129 111H130V110H129ZM132 111H131V113L135 115V113L132 112ZM136 111H137V110H136ZM160 111H161V110H160ZM160 111H159V112H160ZM169 111H170V110H169ZM174 111H170V112H168V111L166 110V111H165V115H166V113H170V114H171V112H173L172 114H174ZM179 111H180V110H179ZM37 112L41 113L40 111H37ZM37 112H36V113H37ZM74 112H76V111H74ZM96 112H97V111H95V112L93 111V112H91V113H95V117H96V119H97L98 116H96ZM101 112H102V111H101ZM36 113H34V115H35ZM39 113H38L37 115H39ZM43 113H45V112H43ZM46 113H47V112H46ZM84 113H85V112H84ZM102 113H104V114H102V115H105V111H103ZM136 113H137V112H136ZM145 113H146V112H145ZM150 113H149V115H150ZM161 113H162V112H161ZM257 113H258L259 115H258ZM48 114H49V113H48ZM73 114H74V113H73ZM85 114H86V113H85ZM98 114L100 115V116L98 117V119L101 118V117H103L100 113H98ZM128 114H130V113L128 112ZM142 114H143V113H142ZM170 114H167V117H168ZM249 114H250V115H249ZM90 115H91V114H89V116H90ZM93 115H94V114H93ZM113 115H116V113L111 114V117H112V118H113ZM119 115H120V114H119ZM121 115H122V114H121ZM121 115H120V116H121ZM136 115H138V114H136ZM151 115H152V113H151ZM153 115H154V112H153ZM153 115H152V116H153ZM175 115H176V114H175ZM180 115H181V113H180ZM22 116H23V115H22ZM76 116H77V115H76ZM78 116H79V115H78ZM78 116H77V117H78ZM107 116H110V115L107 114ZM120 116H119V117H120ZM122 116H123V115H122ZM130 116H131V115H129V117H130ZM142 116H143V115H142ZM152 116H150V118H151ZM161 116H162V114H161ZM171 116H173V115H171ZM77 117H76V118H77ZM81 117H82V116H81ZM95 117H94V118H95ZM111 117H109V118H111ZM116 117H117V115H116ZM116 117L114 116L115 119H116ZM132 117H133V115H132ZM134 117H135V116H134ZM134 117H133V118H134ZM154 117H155V116H154ZM163 117H164V116H163ZM184 117H185V118H184ZM22 118H24V117H22ZM26 118H27V117H26ZM66 118H67V117H66ZM69 118H71V117H69ZM69 118H68V119H69ZM84 118H85V117H84ZM91 118H92V117H91ZM120 118H122V117H120ZM123 118H124V117H123ZM141 118H142V117H141ZM143 118H144V116H143ZM146 118H149V116H147ZM164 118H165V117H164ZM171 118H172V117H171ZM171 118L169 119V121L171 120ZM176 118H177V117H176ZM72 119H74V116H73ZM103 119L106 120V121H108V120H107L108 118H107V119L103 118ZM117 119H118V117H117ZM117 119H116V120H117ZM137 119H138V118H137V116H136V119H135V120H137ZM173 119H175V118H173ZM27 120H28V119H27ZM91 120H93L92 122L98 121V120H95V119H91ZM94 120H95V121H94ZM109 120H110V119H109ZM122 120H124V121L122 122ZM122 120H120V119L117 120V123H118V122H119V123H120V122H121V123H124L126 119H122ZM146 120H147V119H146ZM146 120H145V121H146ZM151 120L154 121L153 117L151 118ZM259 120L261 121V119H259ZM49 121H50V120H49ZM86 121H89V120H86ZM101 121H102V120H101ZM106 121H103V122H106ZM111 121H112V120H111ZM132 121H134V120H131V121H130V126H129V127H131V123H132ZM137 121H139V120H137ZM137 121H135L136 124H138ZM140 121H141V120H140ZM142 121H143V119H142ZM248 121H249V122H248ZM7 122H8V121H7ZM11 122H12V120H11ZM25 122H26V119H25ZM90 122H91V121H90ZM92 122L90 123L89 128H90L91 126H93V129H94V128L96 129L97 124L94 126V125H92V124H93ZM98 122H100V121H98ZM151 122H152V121H151ZM156 122H157V121H156ZM159 122H160V121H158L155 125H157ZM164 122H165V120H164ZM167 122H168V121H167ZM250 122H251V123H250ZM87 123H88V122H87ZM95 123H96V122H95ZM95 123H94V124H95ZM108 123H109V122H108ZM112 123H113V125H116V124H117L116 122H115V124H114L113 121H112ZM170 123H167V124H166V122L164 123V124H166V125L168 126V127H166V129H167V128H170V127H169V124H170ZM247 123H248V124H247ZM249 123H250V124H249ZM31 124H32V123H31ZM100 124H101V123H100ZM103 124L106 125L107 123H106V124L103 123ZM110 124H111V123H110ZM110 124H108V126L111 127ZM133 124H134V123H132V125H133ZM136 124H135V125H136ZM161 124H162V123H161ZM164 124H163L162 126H164ZM75 125H77V124H75ZM75 125H74V126H75ZM81 125L85 126L84 123L81 124ZM86 125H87V124H86ZM88 125H89V124H88ZM104 125H103V127H104ZM113 125H112V126H113ZM135 125H134V127H135ZM139 125H140V124H139ZM139 125H138V126H139ZM258 125H259V124H258ZM69 126H70V125H69ZM69 126H68V128H69ZM71 126H73V125H71ZM78 126H79V128H81L80 125H78ZM98 126H99V125H98ZM118 126H119V124H118ZM118 126H117V127H118ZM138 126H137V127H138ZM145 126H146V125H145ZM151 126H152V124H151ZM159 126H160V125H159ZM172 126H174V127H172ZM256 126H257V125H256ZM260 126H262V125H260ZM85 127H86V126H85ZM99 127H100V128H103V127H101V126H99ZM134 127H133V128H134ZM156 127H157V126H156ZM178 127H179V126H178ZM178 127H176V129H177ZM257 127H258V126H257ZM68 128H67V129H68ZM87 128H88V127H87ZM89 128H88V129H89ZM108 128H109V127H108ZM113 128H116V126H114ZM120 128H121V125H120ZM125 128H126V127H125ZM131 128H132V127H131ZM131 128H130V129H131ZM139 128H141V127H139ZM142 128H143V127H142ZM149 128H150V127H149ZM154 128H155V127H154ZM46 129H47V128H46ZM67 129L65 130V132H67ZM77 129H78V128H77ZM81 129H82V128H81ZM90 129H91V128H90ZM93 129H92V130H93ZM95 129H94V130H95ZM97 129L99 130V128H97ZM106 129H107V128L105 127V130H102V129H100V130H102L103 133H105V131H107ZM122 129H124V128H122ZM122 129H120V130H122ZM128 129H129V128H128ZM146 129H147V128H146ZM162 129H165V128H162ZM255 129H256V128H255ZM60 130H61V129H60ZM68 130H71V129L69 128ZM86 130H87V129H86ZM98 130H95V132L98 131ZM100 130H99V131H100ZM116 130H118V129L116 128ZM116 130H115V129H114V131L111 130V132H113V133H115V134H117L118 132H120V130H118V131H116ZM124 130H125V129H124ZM124 130H123V131H124ZM134 130H136V129L134 128ZM140 130H142V129H140ZM144 130H145V128H144ZM144 130H142V132H141V131H138V134L141 135V134L143 133ZM148 130H149V129H148ZM250 130H251V129H250ZM257 130H258V129H257ZM260 130H261V129H260ZM4 131H5V130H4ZM9 131H10V130H9ZM63 131H64V130H63ZM73 131H74V130H73ZM75 131H76V129H75ZM75 131H74V132H75ZM84 131H85V130H84ZM115 131H116V132H115ZM123 131H122V132H123ZM126 131H127V132H126ZM128 131H130V130H125V132L129 135V132H128ZM153 131H155V130L153 129ZM171 131H172V130H171ZM65 132H64V134H65ZM68 132H69V131H68ZM70 132H72V131H70ZM111 132H109V133H111ZM132 132L134 133L133 130H132ZM140 132H141V134H140ZM144 132H147V130H145ZM148 132H149V131H148ZM148 132H147V134H148ZM263 132H264V131H263ZM3 133H4V132H3ZM8 133H9V132H8ZM24 133H25V132H24ZM77 133H79V132H77ZM107 133H108V132H106V134H107ZM126 133H125V134H126ZM130 133H131V131H130ZM256 133H257V132H256ZM260 133H261V132H260ZM260 133H259V134H260ZM1 134H2V133H1ZM16 134H17V133H16ZM66 134H67V133H66ZM66 134H65V135H66ZM75 134H76V133H75ZM115 134H114V135H115ZM119 134H120V133H119ZM134 134L137 135V132L134 133ZM147 134H146V136H147ZM163 134H165V131H164ZM168 134H169V132H168ZM261 134H262V133H261ZM261 134H260V137H259L258 135H257V136H258L259 138H261V136L263 135V134H262V135H261ZM62 135H63V134H62ZM76 135H80V136H81L82 134H81V132H80L79 134H76ZM104 135H105V134H104ZM107 135H108V134H107ZM117 135H118V134H117ZM131 135L133 136V134H131ZM135 135H134V137H136ZM139 135H138V137H139ZM152 135L150 134L151 137H153ZM171 135L174 137L173 134H171ZM254 135H255V134H254ZM87 136H88V135H87ZM90 136H91V135H90ZM109 136H110V135H109ZM111 136H112V134H111ZM115 136H116V135H115ZM146 136H145L144 138H146ZM150 136H149V137H150ZM161 136H162V135H161ZM165 136H166V135H165ZM165 136H164V137H165ZM252 136H253V135H252ZM263 136H264V135H263ZM17 137H18V136H17ZM21 137H22V136H21ZM68 137H70V136H68ZM82 137H83V136H82ZM116 137H117V136H116ZM128 137H129V136H128ZM134 137H133V139H134ZM164 137H163V138H164ZM168 137H170V136L168 135ZM108 138H109V137H108ZM165 138H167V137H165ZM259 138H258V139H259ZM262 138H263V137H262ZM262 138H261V139H262ZM9 139H10V138H9ZM9 139H8V140H9ZM64 139H65V138H64ZM71 139L73 140L72 137H71ZM71 139H70V142H69L68 140H67V142L71 143V141H72ZM112 139H114V138H112ZM115 139H116V138H115ZM115 139H114V140H115ZM148 139H150V138H148ZM151 139H152V138H151ZM160 139H161V138H160ZM173 139H175V138H173ZM254 139L256 140V135H255V138L253 137V139H251V140L254 141ZM57 140H58V139H57ZM65 140H66V139H65ZM77 140H78V139H77ZM82 140H83V139H82ZM114 140H113V142H114ZM140 140H141V141L143 140L142 137H141ZM146 140H147V139H146ZM161 140H163V139H161ZM161 140H160V141H161ZM164 140H165V139H164ZM167 140H168V138H167ZM135 141H136V140H135ZM135 141H133L134 144H133V143H130L131 146H132V145L137 146V144H135ZM138 141H139V139L137 138V142H138ZM157 141H156V142H157ZM172 141H173V140H172ZM172 141H171V143H172ZM247 141H248V142H247ZM55 142H56V141H55ZM63 142H64V140H63ZM73 142H74V143H78V142H75V140H74ZM73 142H72V143H73ZM142 142H144V140H143ZM145 142H146V141H145ZM145 142H144V143H145ZM150 142H151V140H150ZM150 142H149V143H150ZM158 142H159V141H158ZM161 142L163 143L164 141H161ZM176 142H178V141L176 140ZM179 142H178V143H179ZM260 142H261V143H260ZM260 142H259V144H262L263 141L261 140ZM44 144H45V143H44ZM64 144H65V143H64ZM80 144H81V143H80ZM130 144H129V145H130ZM138 144H139V143H138ZM141 144H142V143H141ZM159 144H160V143H159ZM180 144H181V143H180ZM49 145H50V144H49ZM51 145H52V144H51ZM51 145H50V146H51ZM127 145H128V144H127ZM144 145H145V144H144ZM156 145H158V144H156ZM160 145H161V144H160ZM171 145H172V144H171ZM173 145H174V144H173ZM23 146H24V145H23ZM79 146H80V145H79ZM139 146H141V145H139ZM163 146H164V145H163ZM24 147H25V146H24ZM24 147H23V148H24ZM39 147H40V146H39ZM48 147H49V146H48ZM55 147H56V146H55ZM61 147H63V145H62V146H59V148H61ZM66 147H68V146H66ZM66 147H65V148H66ZM132 147H133V146H132ZM132 147H131V148H132ZM141 147H142V146H141ZM151 147H152V148H151ZM160 147H161V146H160ZM165 147H167V146H165ZM2 148H3V147H2ZM23 148H22V149H23ZM37 148H38V147H37ZM37 148H36V149L34 148L33 151H34V150H37ZM63 148H64V147H63ZM63 148H62V149H63ZM127 148H128V147H127ZM167 148H168V147H167ZM31 149H32V148H31ZM42 149H43V148H42ZM44 149H45V147H44ZM44 149H43V150H44ZM51 149H52V148H51ZM53 149H54V148H53ZM53 149L50 150V148H49L48 151H52V152H54V150H55V152H56V154L58 155V157H59L60 155H62V156H63V155L66 156V154H63V150H64V149L61 151L60 154H58L60 151L58 152V151H57V148H55L54 150H53ZM80 149H81V148H80ZM123 149H124V148H123ZM263 149H264V148H263ZM0 150H1V149H0ZM7 150H8V149H7ZM26 150H27V149H26ZM43 150H42V151H43ZM60 150H61V149H60ZM65 150H67V148H66ZM68 150H70V149H68ZM128 150H129V149H128ZM133 150H134V149H132V152H129V153H130V154H131V153H135ZM137 150H138V148H137ZM168 150H169V151H168ZM173 150H172V151H173ZM249 150H250V149H249ZM1 151H2V150H1ZM18 151H19V148H18ZM27 151H28V150H27ZM39 151H40V152H39ZM39 151L37 150V151H36L37 153L34 152V153H35L34 155L38 156V155H37L38 153H39V155H40L41 153H45V152H46L45 154L48 153V151H46V150L42 152V151H41V148H40ZM71 151H72V150H71ZM114 151H116V150H113V151H112V152L115 154ZM117 151L119 152V150H117ZM130 151H131V150H130ZM143 151H144V150H143ZM256 151H257V154H258L259 156L255 154ZM10 152H11V151H9V155L13 157V155H11ZM109 152H111V150H109ZM118 152H117V154H115V155H117V158H118V159L116 158V156H115L114 154L112 155V153L110 154V153H108V152H107V153L110 154V155L107 156V159H108L109 156H110V157L113 156L112 161H115V163H116V161L119 160V158H120V156H118V155H119ZM139 152H140V149H139ZM249 152H250V151H249ZM0 153H3V152H0ZM20 153H21V152H20ZM23 153H25V152H23ZM76 153H77V152H76ZM121 153H123V152H121ZM121 153H120V154H121ZM125 153H128V152H125ZM129 153H128V154H129ZM25 154H26V153H25ZM25 154H24V155L21 154L22 157H23V156H26ZM53 154H54V153H53ZM56 154H55V155H56ZM123 154H124V153H123ZM4 155L7 156L8 154L6 155V153H5V154H3V156H1V154H0V156L3 158V160L6 158V157H4ZM21 155H20V156H21ZM32 155H33V153H32L31 155L28 154L26 157L29 158V157L32 156ZM41 155H42V157H43V154H41ZM41 155H40V156H41ZM57 155H56V156H57ZM106 155H107V154H105V156H106ZM125 155H126L125 157H127V154H125ZM131 155H133V154H131ZM131 155H130V157H131ZM137 155H138V154H137ZM262 155H263V156H262ZM48 156H50V157L53 156L54 158L56 157V156H54V155H52V154H47V156L45 155V157H48ZM105 156H104V157H105ZM114 156H115V157H114ZM139 156H140V155H139ZM257 156H258V157H257ZM1 157H0V163H1V162H2V163L4 162V163L6 164L7 161H6V162H5V161H1V160H2ZM32 157H33V156H32ZM32 157L29 158L30 160L27 159V162H28V160L31 162V160H33V158H34V157H33V158H32ZM42 157H41V158H42ZM50 157H49V158H50ZM69 157H70V156H69ZM72 157H73V156H72ZM102 157H103V156H101L100 158H102ZM104 157H103V158H104ZM125 157H124V158H125ZM134 157H135V156H134ZM141 157H140V158H141ZM41 158L39 157V159H41ZM49 158H48V159H49ZM60 158H61V157H60ZM60 158H58V160H62V161H63V159H60ZM62 158H64V157H62ZM67 158H68V157H67ZM121 158H123V155H122ZM127 158H128V157H127ZM138 158H139V157H138ZM138 158H137V159H138ZM140 158H139V159H140ZM143 158H144V159H143ZM19 159H20V158H19ZM23 159H24V158H23ZM23 159H22V161H21V159H20L21 164L18 165V166L16 167V168H18V167L20 166V172H21V170H22L23 167H25V168H26V167H28V168H29V167H30V168H32V167L36 168V164H34V163L31 162L32 165H30L29 163H26ZM35 159H36V158H35ZM43 159H44V157L41 159V161H43ZM50 159H51V158H50ZM50 159H49V160H50ZM55 159H57V157H56ZM55 159H54V161H55ZM65 159H66V158H65ZM91 159H92V158H91ZM98 159H99V158H98ZM115 159H116V160H115ZM145 159H147L148 161H146ZM149 159H150V160H149ZM163 159H164V160L166 159L167 161H164ZM169 159H175V160H173V161H172V160H171V161H168ZM7 160H8V159H7ZM52 160H53V159H52ZM52 160H51V161H52ZM79 160H80V159H79ZM79 160H77V161H79ZM129 160H130V159H129ZM135 160H136V158H135ZM248 160H249V159H248ZM15 161H16V160H15ZM20 161H19V163H20ZM23 161H24V162H23ZM34 161H35V160H34ZM34 161H33V162H34ZM36 161H37V160H36ZM38 161H39V160H38ZM41 161H39V162H41ZM54 161H52V162H54ZM68 161H70V160L68 159ZM75 161H76V159H75L74 161L72 160V162H74V163H75ZM77 161H76V162H77ZM93 161H94V160H92V162H93ZM121 161L123 162V160H121ZM8 162H9V161H8ZM22 162H23V164H22ZM39 162H38V163H39ZM46 162H47V160H46V158H45V160L42 162V163H44V166H45V164H48V163H46ZM65 162L67 163V161H65ZM72 162H71V163H72ZM88 162H90V161H88ZM94 162H96V161H94ZM97 162H99V160H97ZM97 162H96V163H97ZM118 162H119V161H118ZM118 162H117V163H118ZM125 162H126L127 164L129 163L128 160L125 161ZM147 162H148V163H147ZM4 163H3V165H4ZM13 163H14V162H13ZM62 163H63V162H62ZM74 163H73V165H74ZM102 163H103V162H102ZM107 163H109V161H107ZM115 163L112 162L111 164H112V165L114 164L113 166H115ZM134 163H135V162H134ZM134 163H131V166L134 167V166H135V165H133ZM141 163H142V165L145 163L146 166H140ZM9 164H10V162H9ZM16 164H18V162H17ZM24 164H25V165H26V164H27V165L29 164V166H27V165L25 166ZM39 164H40V163H39ZM75 164H76V163H75ZM84 164H85V163H84ZM92 164H93V163H92ZM103 164H104V163H103ZM121 164H122V163H121ZM7 165H8V163L6 164V166L4 165L3 168H5V169L7 168V171L10 170V169H12V168H8L9 166H7ZM34 165H35V166H34ZM65 165H68V166H69V165H71V164H70V162H69V164L67 163V164H65ZM65 165H63V168L60 169L61 172H62V169H63V171L65 172V170H66V168H67ZM76 165H79V163L76 164ZM97 165H99V164H97ZM10 166H15V165L13 164V165H10ZM21 166H23V167H21ZM31 166H32V167H31ZM38 166H39V165H37V168L35 169L36 171L32 169V170H33V173H31L32 175H34V172H37V171H39V170H40V171L42 170V172H43V169H45V170L47 169L48 176L51 174V173H50L51 171H50L48 168H44V167L41 168V167L39 166V167L41 168V169H39ZM41 166H43V165H41ZM46 166H49V165H46ZM64 166H65V167H64ZM71 166H72V165H71ZM103 166H105V168H106V166L108 167L109 165H103ZM113 166L110 165L108 169L111 170ZM119 166H120V163H119ZM122 166H124V164H122ZM126 166L124 167V169L126 168ZM0 167H1V165H0ZM73 167H76V166H73ZM73 167H72V168H73ZM87 167H88V166H87ZM110 167H111V168H110ZM115 167H116V169H117V172L120 173V174L122 175V177H123V173H122V170H121L123 167H122L121 169H118L117 164H116ZM139 167H140V168H139ZM142 167L145 168V169H143V171H142ZM89 168H90V167H89ZM89 168H87V169H89ZM119 168H120V167H119ZM0 169H1V168H0ZM37 169H38V170H37ZM50 169H51V168H50ZM64 169H65V170H64ZM74 169H75V168H74ZM74 169H73V170H74ZM108 169L105 170L106 172H104L103 169H102V170L100 169V171L98 170L99 173H97V169H95V170H96V171H95L96 173H95V174L93 173V175H94V176H101L102 174H100V172L103 171V172H104L103 174L106 173V177H104V176L102 175V178L104 177L105 179H108L107 177H108V175L110 174V170H108ZM113 169H114V168H113ZM116 169H115L114 171H116ZM126 169H127V168H126ZM2 170H3V169H2ZM16 170H17V169H16ZM16 170H15L14 172L19 171V169H18L17 171H16ZM27 170H28V169L24 170V171H25L24 173L26 174V175H24V173H23V178H24V179L26 178V177H24V176H28V174H30L29 172H28V174L26 173ZM29 170H30V169H29ZM32 170H31V172H32ZM48 170H49V172H48ZM76 170H78V169H76ZM89 170H90V169H89ZM92 170H93V169H92ZM107 170L109 171V172H108V173H109L108 175H107ZM118 170H119V171H118ZM137 170H139V171H137ZM22 171H23V170H22ZM60 171H58V172H60ZM66 171H68V168H67ZM69 171H70V168H69ZM69 171H68V172H69ZM86 171H87V170H86ZM14 172H12V171L10 172V171H9V174H10V173L12 174V173H14ZM45 172H46V171H45ZM58 172L56 173V174H58V175L55 174L56 176H54V178L57 179V177H58V179H59V178L62 177V179H63V176H64V175H62L63 172H62V173H58ZM72 172L74 173L75 171H72ZM93 172H94V170H93ZM111 172H112L111 175H113L114 177H115L116 175H119L117 172H115V173H114L115 175H114V174H113V170H112ZM133 172H134V170H133ZM133 172H132V173H133ZM18 173H19V172H18ZM39 173H40V172H39ZM49 173H50V174H49ZM76 173H77V172H76ZM76 173H74V174L70 173V174L73 175V176H72V175H69V177H68L69 180H70L71 182L66 181L65 184H62V185H61V187H62L63 185H65V187L68 185V189L70 188L69 185L71 186V189H69V190H68L67 187H66L65 191H64V189H63L64 187L61 188L64 192H66V191L68 190L67 192L69 193L70 191H72V188H75L74 185H76V181H75L76 178H77V179H79V178H80V179H83V177H84L83 175H85V177L87 176L86 174H83L84 172H81L82 175H76ZM81 173H80V174H81ZM116 173H117V174H116ZM134 173H135V172H134ZM7 174H8V173H7ZM11 174H10V176H9V179H11V178H10V177H11ZM35 174H36V173H35ZM59 174H61V175L59 176ZM63 174H64V173H63ZM65 174H66V172H65ZM77 174H78V173H77ZM97 174H98V175H97ZM99 174H100V175H99ZM135 174H136V173H135ZM3 175H4V174H3ZM41 175H43V174H41ZM45 175L47 176V174H45ZM53 175H54V174H53ZM67 175H68V174H67ZM93 175H92V176H93ZM111 175H109V178H110ZM121 175H120V176H121ZM129 175H130V178H129V179H131V177L134 178V179H133V182L130 181V180H129V181L126 180V179L129 177ZM142 175H143V176H142ZM5 176H6V175H5ZM5 176H4V177H5ZM19 176H20V175H19ZM46 176H43V177H42L43 180H44V179H47ZM50 176H51V175H50ZM65 176H66V175H65ZM71 176H72V177L75 176L76 178L74 177V178H75V179H74V178H72ZM77 176H78V177H77ZM82 176H83V177H82ZM92 176H89V175H88V177H91V178H92ZM94 176H93L94 179H97V180L99 179V178H96V177H94ZM120 176H119V177H120ZM66 177H67V176H66ZM70 177H71L72 179H71ZM116 177H117V179L119 178L118 176H116ZM135 177H137L138 179H137V178L135 179ZM7 178H8V177H7ZM7 178H0V184L3 183V186L0 185V187L5 188V189H8L9 191L6 190V191H7V192H6L7 194L5 193V195L7 196V198H10V197L12 198V197H13L14 195H16V194L14 193L13 196L10 195L9 192H10V190H12V189H10V188H12V187H11L10 185H8V184H11V185H12V183H9L10 181L5 183V179H7ZM15 178H16V177H15ZM20 178H22V177L20 176ZM23 178H22V179H23ZM29 178L31 179V176H30ZM42 178L40 177L39 180H42ZM50 178H51V177H49L48 179H50ZM54 178H53V176H52V179H54ZM68 178H67V180H68ZM91 178H90V180H91ZM100 178H101V177H100ZM104 178H103V179H104ZM111 178H113V177L111 176ZM142 178H145L146 181H147V180H148V181L150 180V181H149V184H148L146 181H143V182L145 183V185L142 186V185H143V183H142V185L139 184V186H138V184H137L136 181L139 182V180H140V181L142 182ZM165 178H167L166 180H167L168 182L165 180ZM176 178H177V179H176ZM181 178H182L183 181L181 180ZM187 178H189V179L191 180V182H189V181L187 180ZM191 178H192V179H191ZM210 178H211V181H210V183H208V182H209L208 180H209ZM33 179H34V178H33ZM35 179H36V178H35ZM65 179H66V178H65ZM86 179L88 180L89 178H86ZM86 179L84 178V180H85L84 182H87ZM103 179H101V180H99V181H102ZM117 179H116V180H117ZM145 179H144V180H145ZM162 179H163V180H162ZM179 179H180V180H179ZM261 179L263 180V182L261 181ZM73 180H74V181H73ZM108 180H109V183H110V182L112 183V180H111V181H110V179H108ZM159 180H158V182H159ZM164 180H165V181H164ZM176 180H177V181L179 180V183H178V184L176 183V182H177ZM28 181H29V180H28ZM95 181H96V180H95ZM103 181H104V180H103ZM127 181H128V185H127ZM134 181H135V183H134ZM162 181H163V182H162ZM174 181H175V182H174ZM180 181H181V182H180ZM185 181H187L188 183H187V182L185 183ZM195 181H194V182H195ZM248 181H249V184H248ZM1 182H2V183H1ZM39 182H40V181H39ZM39 182H38V183H39ZM42 182H43V181H42ZM67 182H68V183H72V182H73V186H74V187L72 186V184H67ZM74 182H75V183H74ZM90 182H91V181H90ZM90 182H88L87 184H84V183H83L82 185L89 186L90 184H92V185L94 184V183H92V182L90 183ZM93 182H94V180H93ZM115 182H116V181H115ZM122 182H123V181H120V185H121ZM131 182L134 183V184L132 185ZM155 182H156V180H155ZM194 182H193V184H191V185H189L188 187H186V190H185V191H182V190L180 189V190H181V191L179 190L180 192L175 193L176 196L179 195V194L182 195L183 193H185V194L182 195V196H178V197L175 196V198L173 197L174 200H175V202L173 201V202H171V204H168V202L170 203V201H169V199H168V198H169L168 196H166V197H168V198H166V197H165V194H164V195H160V194H162V191H164V190H162V189L160 188L162 185H160V187H159V190L161 191V193L157 195V194H155L154 192H156L158 189H157V190L154 189L156 186L153 188V186H152V184H151V187H150V186H149V187L152 188V190L154 189V190H153L154 192L152 191V193H151V191H150V193L153 194V195L155 194V196H154V202H156V200L158 201V200H160V199H164V198L166 199V201H165V199H164V200H160V201H158V202H157V205H160L159 202L165 201V203H166L165 205L168 204L167 206L170 207L171 205L174 204V206H173L172 208H174V207L177 208V206L180 205V203L178 202V200H179V201H180V199L183 200V199H184L183 196L186 197V198H187V196H188V198H190V195L193 194L195 199H197V200H198L199 198L201 199V197H199V196H198V197H195V196H196L195 193H197V191H198V187H197V185H196ZM89 183H90V184H89ZM98 183H99V184H98ZM111 183H110V184H111ZM113 183H114V181H113ZM129 183H130V184H129ZM156 183H157V182H156ZM4 184H5V185H4ZM26 184H27V183H26ZM40 184H41V183H40ZM88 184H89V185H88ZM95 184H96L97 186L99 185L98 187H99V188L101 187L100 189H103L102 187L105 185V184L100 185L101 182H96ZM146 184H147V185H146ZM181 184H179V185H181ZM7 185H8V187H7ZM82 185H81V188H85V187H86V186H82ZM92 185H91V186H92ZM106 185H107V183H106ZM111 185H112V184H111ZM111 185H110V186H111ZM113 185H116V183L113 184ZM120 185L117 186V187H121ZM179 185H178V186H179ZM195 185H196V187H195ZM9 186H10V188H9ZM91 186H90V187H91ZM93 186H95V185H93ZM93 186H92V187H93ZM97 186H96V188H97ZM192 186H193L194 188H196V191H194L195 189H194ZM18 187H19V185H18ZM115 187H116V186H115ZM117 187H116V189H118V190L121 189V188H117ZM126 187H127V189H126ZM149 187H147V188H149ZM191 187H192V189H191ZM20 188H21V186L19 187V193H21V191H20L21 189H20ZM58 188H59V187H58ZM111 188H113V186H112ZM123 188L126 189V191H125ZM150 188L147 189V190H145V191H147L146 193H148L149 190H151ZM13 189H16L15 186L13 187ZM29 189H30V188H29ZM31 189H32V188H31ZM55 189H56V191H57V188H55ZM59 189H60V188H59ZM136 189H137V190H136ZM189 189L191 190L192 193H189L188 195H186V194L188 193ZM73 190H75V189H73ZM108 190H109V192H110V190H113V191H114L115 188H114V189H108V188H106V190H103V191H102V194L104 193L103 195L100 194V193H97V194H100L101 196H104L105 193H106V191H107V193H108ZM173 190H175V191L173 192ZM187 190H188V191H187ZM0 191L3 192V190H1V189H0ZM16 191H18V190H16ZM16 191H15V192H16ZM63 191H61V192H63ZM97 191H98V190H97ZM104 191H105V192H104ZM120 191H121V190H120ZM120 191H119V192H120ZM142 191H144V189H143ZM142 191H141V192H142ZM160 191H158V193H159ZM12 192H14V191H12ZM12 192H11V193H12ZM59 192H60V191H59ZM111 192H112V191H111ZM124 192H120V194H122V193L124 194ZM130 192H131V191H130ZM132 192H131V193H132ZM189 192H190V191H189ZM8 193H9V194H8ZM16 193H18V192H16ZM85 193H86V191H85ZM113 193H114V192H113ZM113 193H111V194H113ZM117 193H118V192L116 191L114 194H117ZM131 193H127V194H130V195H131ZM143 193H144V192H143ZM146 193H144V194H146ZM156 193H157V192H156ZM2 194H4V193H1V192H0L1 200H2ZM56 194H57V193H56ZM83 194H84V192H83ZM83 194H81V195H79V196L82 198V196H85V194H84V195H83ZM94 194H95L96 196H98L96 193H93V195H94ZM123 194H122V196H123ZM127 194H126V195H127ZM175 194H174V195H175ZM207 194H208V197H210V196H209V193H207ZM207 194H206V195H207ZM9 195H10V196H9ZM31 195H32V194H31ZM95 195H94V196H95ZM100 195H99V196H100ZM106 195H107V194H106ZM117 195H118V194H117ZM126 195H124L123 200H125V196H126ZM130 195H128V197H129ZM153 195L150 196V194H149V195L147 196V197H148L147 199H148V201H149V202L147 201V202H148L147 204H149V203L151 202V200L153 201ZM197 195H198V194H197ZM6 196H3V197H6ZM79 196H78L77 198H79ZM89 196H90V195H89ZM89 196H88V197L85 196V197L88 199V198H90ZM101 196H100V197H101ZM111 196H112V195H111ZM120 196H121V195H119V196H115V197L117 198V197H120ZM122 196H121V197H122ZM139 196H137V197L135 196V197L138 198ZM149 196L152 197L151 200H149V199H150ZM158 196H161V197H159L160 199L158 198ZM162 196H163V198H162ZM200 196H201V195H200ZM204 196H205V195H204ZM22 197H23V196H22ZM24 197H25V196H24ZM54 197H55V196H54ZM105 197H106V196H105ZM107 197H110V196L108 195ZM145 197H146V196H145ZM156 197H157V199H156ZM171 197H170V200H171ZM180 197H181V198H180ZM191 197H192V196H191ZM7 198H6V199H7ZM25 198L28 199L27 197H25ZM110 198L113 199L114 196H112V197H110ZM116 198H115V199H116ZM131 198H132V197H131ZM140 198H141V197H140ZM142 198H143V196H142ZM188 198H187V199H188ZM32 199H33V197H32ZM69 199H70V198H69ZM72 199H74V197L71 198V201L68 200V199H65V200H67V204L65 203V205H68V204H69L68 202H72V201H73ZM102 199H103V198H102ZM102 199H101V200H102ZM112 199H110V200L113 201ZM128 199H129V198H128ZM128 199H127V200H128ZM143 199H146V198H143ZM147 199H146V200H147ZM155 199H156V200H155ZM167 199H168V200H167ZM190 199H191V198H190ZM192 199H193V198H192ZM200 199H199V200H200ZM205 199H207V196H206ZM205 199L202 198L200 201H204ZM65 200H64V201H65ZM79 200H80V198H79ZM88 200H89V199H88ZM118 200H119V199H118ZM118 200H114V201H118ZM138 200L140 201L141 199H137L136 201H138ZM146 200H145V203H146ZM30 201H31V200H30ZM30 201L28 200V203H27V204L32 203V202H30ZM34 201H35V200H34ZM62 201H63V200H62ZM64 201L61 202V204L64 203ZM130 201H131V203H129ZM130 201H128V203L125 202V207H123V205H122V206L120 205V204H122V202H123L122 200H121V202H120V201H119V202H116V203H117L116 205L114 204V202H112V203H113L116 207H118V206L120 205L122 208H127V209L129 210V206L132 204L133 199L130 200ZM184 201L186 202V199H185ZM188 201H189V200H188ZM195 201H196V200H195ZM134 202H135V201H134ZM140 202H141V201H140ZM143 202H144V201H143ZM154 202H153V203H154ZM176 202H178V203H176ZM191 202H192V200H191ZM198 202H199V201H198ZM10 203H11V202H10ZM99 203H100V202H99ZM99 203H98L97 205H99ZM123 203H124V202H123ZM153 203H150V204H152L151 206H146L147 204H146V205L144 204V206H143V204H141V208H139V207H138V208H139V209H142V208H143V209H145V210L147 209V210L149 211L150 208H151L152 206H154L155 203H154V204H153ZM187 203H188V202H186V204H187ZM199 203L201 204V202H199ZM11 204H13V203H11ZM19 204H20V203H19ZM24 204H25V203H24ZM56 204H57V203H56ZM59 204H60V203H59ZM70 204L73 205V202L70 203ZM70 204H69V205H70ZM100 204H101V203H100ZM127 204H128V205H127ZM129 204H130V205H129ZM177 204H178V205H177ZM97 205H96V206H97ZM190 205H192V204L190 203ZM195 205H196V204H195ZM204 205H205V203H204ZM9 206H10V205H9ZM47 206H48V205H47ZM57 206H59V205L57 204ZM126 206H128V207H126ZM132 206L136 207L137 205H135V203H134V205L132 204ZM139 206H140V205H139ZM145 206H146V207H145ZM155 206H156V205H155ZM155 206H154V207H155ZM180 206H181V205H180ZM182 206H183V205H182ZM185 206H186V205L184 204V206H183L184 208H183V207H180V208L185 209V208L187 207V206H186V207H185ZM196 206H197V208L199 209L198 205H196ZM200 206H203V205H200ZM207 206H208V205H207ZM207 206H206V207H207ZM65 207H67V206H65ZM93 207H95V206H93ZM99 207H100V206H99ZM116 207L111 208V211L108 209L109 207L107 208V211H105V210H106L105 208H104V210H103V209H102V210H103V212L105 211L104 213H108V214L111 213V212H114V213H115L116 211H117V212H121V213L123 212V211H119L120 209H122V208H120V207H118V208H120V209H117V210L112 211V210L115 209ZM148 207H150V208L148 209ZM156 207H157V206H156ZM156 207H155V208H156ZM158 207H159V206H158ZM158 207H157V208H158ZM162 207H163V206H162ZM162 207H161V208H162ZM169 207H168V209H169ZM188 207H189V209H187V210H185V211H188V210H189V211H193V210H194V208H192L193 206H192V207H191V206H188ZM188 207H187V208H188ZM190 207H191L192 209H191ZM210 207H209V208H206V209L208 210V209H210ZM16 208H17V207H16ZM63 208H64V207H63ZM79 208H80V207H79ZM161 208H159V209L161 210V212L164 213L165 210H163V209H165L166 207H165V208L163 207V209H161ZM175 208L173 209L174 211H175ZM180 208H179V209H180ZM203 208H204V206L202 207V212H201V210H198V209L195 208V210L198 211V212H197L198 215H199V213L201 214V216L204 214ZM35 209H36V208H35ZM66 209H67V208H66ZM68 209H69V206H68ZM96 209H97V208H96ZM127 209H126V211H128ZM133 209H134V208H133ZM183 209H182V210L180 209V210L182 211V213H181L182 215H178V213H179V210H178V209H176L177 212H176L175 214H172L171 212H172L173 210H172V209H169V211H170V215L172 214V217H175L176 214H177L178 216H176V219H177V217H179V219H180L181 216H182V218H183L181 221H178V220H177V221L179 222V224L181 223V225H183V229H184V231L182 230V226H181V228H179V229L181 230V232H180V230L177 229V228H178V227H177V224H176V225H173V224H172V228H173V227L175 228V226H176V227H177L176 229L179 230V231H178L179 233H177V235L180 234V233H182V234H180V236H179V237H182V236H183V238H182L180 241L184 242L183 240H185V243H188V242H189V243L187 244L188 246H189V244H190V245H192V247H193V245H194V246L197 245V242H195V241H197V240H196V238H194V237L196 236L198 240H201V241L203 240V241H204V242H202V244L205 243V241L208 240V237H206V235H203V234H204L205 232H208V230L202 232V230H203V229H202V230H200L201 233H199V230H198V233H199V234L197 233L196 230H194V231L197 233V234H195V232L192 230V228H190V229H191V230H190L189 227H188V226H189V221H191V223H192L193 220H191V219H192V217L194 216L193 214H194V213L196 214V212H193L192 214H191V213L189 214L188 212H186V215H188V214H189V215H188V217L185 218L186 215H185V212H183V211H184ZM206 209H205V210H206ZM16 210H17V209H16ZM28 210H29V209H28ZM91 210H93V209H91ZM108 210H109V212H108ZM122 210H123V209H122ZM130 210H131V209H130ZM136 210H138V209H136ZM147 210H146V214H147V215H145V214H141L142 217H143L142 219L145 218L144 216H147V217H148V218L146 217L147 219H149L150 216H153V215H149V216H148V213L151 214V212H148ZM162 210H163V211H162ZM258 210H254V213H253L252 215H253V216H256L255 211L257 212ZM261 210H260V211H261ZM58 211H59V210H58ZM60 211H61V210H60ZM67 211L69 212V210H67ZM84 211H86V210H84ZM124 211H125V209H124ZM139 211H141V210H139ZM150 211H152V210H150ZM156 211H157V210H156ZM166 211H167V208H166ZM174 211H173V213H174ZM208 211H209V210H208ZM47 212H48V211H47ZM53 212H54V211H53ZM90 212H91V211H90ZM96 212H98V209H97ZM99 212H101V211H99ZM99 212H98V213H99ZM117 212H116V215L119 214V213H117ZM247 212H248L249 214H248ZM61 213H62V211H61ZM61 213H59V214H61ZM63 213H65V212H63ZM87 213H88V212H87ZM91 213H92V212H91ZM114 213H113V214H114ZM121 213H120V215L118 216L120 219H122V218H121L122 215H123V218L126 216V214L124 215V213H123V214L121 215ZM126 213H127V212H126ZM129 213H130V211H129ZM152 213H155V209H154V212H152ZM166 213L168 214L169 212L167 211ZM166 213H165V214H166ZM202 213H203V214H202ZM205 213H206V215L209 214V212H208V214H207V211H205ZM259 213H260V212H259ZM72 214H73V213H72ZM89 214H90V213H88L87 216H89ZM93 214H94V217H95V219H96V218H97V217L95 216L96 213L93 212ZM111 214H112V213H111ZM111 214H110V215H111ZM155 214H156V213H155ZM159 214L161 215L162 213H159ZM46 215H47V214H46ZM61 215H62V214H61ZM74 215H75V217H76V214H74ZM81 215H82V214H81ZM139 215H140V214H139ZM141 215H140V216H141ZM143 215H144V216H143ZM173 215H175V216H173ZM184 215H185V216H184ZM0 216H1V214H0ZM92 216H93V215H92ZM92 216H90V217H92ZM154 216H156V218L158 217V215H154ZM165 216H166V215H165ZM189 216H192V217H189ZM196 216H197V215H196ZM204 216H205V214H204ZM253 216H252V217H253ZM94 217H93V219H94ZM98 217L100 218V215H98ZM104 217H106V214H105ZM118 217H114V218L116 219V218H118ZM126 217H127V216H126ZM160 217L163 218L164 215H163V216H160ZM166 217H168V216H166ZM169 217H170V216H169ZM205 217H207V216H205ZM208 217H207V219H208ZM250 217H251V216H250ZM250 217H249V218H250ZM252 217H251V218H252ZM257 217H258V215L256 216V219L259 218V217H258V218H257ZM72 218H74V216L71 217V219H72ZM86 218H87V217H86ZM86 218H84V219H86ZM88 218H89V217H88ZM88 218H87V220H89ZM99 218H98V219H99ZM108 218H110V221H111V217H108ZM129 218H130V217H129ZM131 218H132V216H131ZM138 218H139V217H138ZM138 218H137V219H138ZM152 218H155V217H152ZM152 218H150V219L152 220V223H154V226H156L155 222H156L157 220H156V218H155L154 220H153ZM162 218H161V220H160V218L158 217V221H163ZM187 218H190V220L187 219ZM195 218H196V217H195ZM198 218H199V217H198ZM254 218H255V217H254ZM0 219H1V218H0ZM71 219H70V220H71ZM105 219H106V218H103V220H105ZM142 219H141V221H140V219H139L140 224H141V222H144V221H145L146 223L149 222V223L151 224V221H150V220L147 221V219H146V220H145V219L142 220ZM193 219H194V217H193ZM200 219H201V217H200ZM200 219H199V220H200ZM202 219H203V217H202ZM205 219H206V218H205ZM209 219H208V220H209ZM246 219H248V221H247ZM256 219H255V220H256ZM33 220L35 221V219H33ZM56 220H57V219H56ZM103 220H100V221L103 222V224L101 223L103 226H100V227H104L105 221H103ZM112 220H113V219H112ZM134 220H135V219H134ZM155 220H156V221H155ZM165 220H166L167 222H168L169 220H170V222H171V220H172V221H175V220L171 219V217L168 218V220H167V218H166ZM194 220H196V219H194ZM197 220H198V219H197ZM199 220H198V221H199ZM208 220H207V221H208ZM51 221H52V220H51ZM53 221H55V220H53ZM58 221H66V220H64L63 218L59 217ZM83 221H84V220H83ZM96 221H97V223H98V225H99V224H100L99 220H96ZM96 221L93 220V223H91V224H94V223L97 224ZM106 221H107V219H106ZM110 221L108 222V224H110V226H113V225H111V224L116 223V222H115L116 220L114 221V223H110ZM117 221H118L117 223H119L120 220H117ZM154 221H155V222H154ZM198 221H195L196 225H191V224H190V225H191L192 227H193V226L195 227V226H197V223H198V226H199V222H198ZM201 221H203V220H201ZM246 221H247L248 224L246 223ZM250 221H251V220H250ZM8 222L11 223V226H13L12 229H11V232H12V239H14L13 237L16 236L15 238L18 239V242H21V241H22L21 237L19 236V234H18V237H17L16 234H17L19 231H21V230L23 229L22 222H19L16 218L9 219ZM87 222H88V221H87ZM111 222H113V221H111ZM134 222H135V221H134ZM145 222H144V223H145ZM203 222H204V225L207 224V226H210V225H208V223H211L210 221H208V223H206V220L203 221ZM203 222H202V223H203ZM0 223H1V224H0V230H3V228H4L5 225H7V224H5V220H4V219H2V220L0 221ZM50 223H51V222H50ZM50 223H49V224H50ZM53 223H55V222H53ZM61 223H62V222H61ZM146 223L144 224L145 226L148 225V224H146ZM162 223L164 224V222H161V224H162ZM193 223H194V222H193ZM193 223H192V224H193ZM195 223H194V224H195ZM57 224H58V222H57ZM79 224H80V222H79ZM85 224H86V223H85ZM89 224H90V223H88L87 225L90 226ZM101 224H100V225H101ZM127 224H128V223H127ZM140 224H139V225H140ZM163 224H162V226H163V228H165V227H166V226H165V225H166V222H165V225H163ZM174 224H175V223H174ZM1 225H3V226H1ZM29 225H30V224H29ZM43 225H45V224L43 223ZM52 225H55V224H52ZM52 225H51V226H52ZM81 225H82V224H81ZM87 225H86V226L83 225V226L87 227V229H88V226H87ZM128 225H129V224H128ZM142 225H143V223L141 224V226H142ZM170 225H171V224H170ZM200 225H201V223H200ZM249 225H250V226H249ZM11 226H10V227H11ZM94 226H95V225H94ZM105 226L108 227L107 224H105ZM115 226H116V225H115ZM115 226H114V230H113L112 227H111L112 230L110 229V227H109V229L107 228L108 230H110V233H111V231H115L114 233H117V234H118V229H117V227H115ZM130 226H131V225H130ZM198 226H197V228H198ZM202 226H203V224H202ZM207 226H206V227H207ZM1 227H2V228H1ZM10 227H9V228L7 227V229H10ZM74 227H75V226H74ZM100 227L97 226V229H98V228L100 229ZM106 227L104 228L105 231H104L103 228H102V230H103L104 232L107 231V230H106ZM118 227L120 228V225H119ZM137 227L140 228L139 226H137ZM147 227L150 228L149 225H148ZM168 227H170V226L168 225ZM168 227H167V228H168ZM179 227H180V225H179ZM82 228H83V227H82ZM115 228H116V230H115ZM123 228H124V227H123ZM152 228H153V225H152V227H151L150 230H152ZM174 228L172 229V231H174ZM195 228H196V227H195ZM7 229L5 228L6 231H7ZM20 229H21V230H20ZM24 229H25V228H24ZM26 229H28V228L26 227ZM47 229H49V228H47ZM66 229H67V228H66ZM69 229H70V228H69ZM75 229H76V228H75ZM135 229H136V228H135ZM155 229H158V232H159V233H160V232L162 233V231H161L159 228L156 227ZM200 229H201V228H200ZM206 229H208V228H204V230H206ZM243 229H244V231H243ZM250 229H249V230H250ZM5 230L2 231V232H5ZM29 230H30V229H29ZM73 230H74V229H73ZM76 230H77V229H76ZM88 230H89V229H88ZM102 230H101V231H102ZM131 230H134V229H131ZM147 230H148V229H147ZM159 230H160V231H159ZM47 231H48V230H47ZM51 231H52V230H51ZM62 231H63V230H62ZM70 231H71V230H70ZM94 231H95V229H94ZM99 231H100V230H99ZM129 231H130V230H129ZM138 231H139V230H138ZM153 231H154V230H153ZM166 231H167V230H166ZM166 231H164L163 233L166 234V233H165ZM168 231L172 233L171 230H168ZM168 231H167V232H168ZM189 231H190V232H189ZM250 231H251V230H250ZM252 231H251V232H252ZM2 232H0V234L2 235V236H1V235H0V236H1V238L3 237V239L6 240V242H0V257L2 256V260H3V255L6 256V255H8V254L10 255V253H11V252L6 253L7 250L10 251V250H12V248H14V247H12V245L7 244V238H6V235H5V238H4V236H3L4 233H2ZM11 232H10V235H11ZM23 232H24V231H23ZM68 232H69V230H68ZM86 232H87V231H86ZM92 232H93V230H92ZM104 232H103V233H104ZM125 232H126V231H125ZM151 232H152V231H151ZM151 232H150V233H151ZM156 232H157V231H156ZM185 232L189 233V236H191L190 238H188V240H187V237H186ZM192 232H193V233H192ZM210 232H208V233H210ZM244 232H245V233H244ZM251 232H250V233H251ZM263 232H264V230H263ZM6 233H7V232H5V234H6ZM28 233H29V232H28ZM52 233H53V232H52ZM71 233H72V232H71ZM106 233L108 234V231H107ZM121 233H122V232H121ZM144 233H145V232H144ZM153 233L155 234V231H154ZM159 233H158V234H159ZM190 233H191L192 235H190ZM254 233H255V232H254ZM13 234H14V236H13ZM21 234H22V233H21ZM25 234H26V233H25ZM30 234H31V237H32V238H31V239L28 238V237H27V238L30 239V242H31V240H32L31 244L34 243V244H32V245H34V246H39V245H37V244H38V243L40 244V241H41V240H39V242H36V238L34 237L35 233H33L32 230L30 231ZM33 234H34V235H33ZM84 234H85V233H84ZM87 234L91 235L90 232L87 233ZM92 234H93V233H92ZM94 234H95V233H94ZM96 234H97V232H96ZM146 234H147V233H146ZM148 234H149V231H148ZM154 234L151 233V235H152L151 237H153ZM158 234H156V235H157V238H158V236H160V234H159V235H158ZM247 234H249V233H247ZM52 235H53V234H52ZM55 235H56V234H55ZM55 235H54V236H55ZM65 235H66V234H65ZM69 235H70V234H69ZM112 235H113V234H112ZM162 235H163V234H162ZM177 235H175V237H174L175 239H176V238L178 239V236H177ZM181 235H182V236H181ZM250 235H251V234H250ZM29 236H30V235H29ZM56 236H57V235H56ZM81 236H86V235H81ZM93 236H95V235H93ZM108 236H109V235H108ZM136 236H137V234H136ZM163 236H164V235H163ZM168 236H170L169 233H168ZM176 236H177V237H176ZM189 236H188V237H189ZM192 236H193V237H192ZM202 236H203V238H204L205 240L202 238ZM9 237H10V236H8V239H11V237H10V238H9ZM64 237H65V236H64ZM106 237H107V236H106ZM133 237H134V236H133ZM247 237H248V235H247ZM249 237H250V236H249ZM251 237H254V236L252 235ZM255 237H254V239H255ZM49 238H50V237H49ZM49 238H48V239H49ZM52 238H53V237H52ZM56 238H57V237H56ZM67 238H68V237H67ZM103 238H105V237H103ZM107 238H108V237H107ZM145 238H146V236H145ZM165 238H167V235L163 237L164 240H165ZM170 238H171V237H170ZM174 238H171V239L173 240ZM184 238H185V239H184ZM192 238H193L195 241H194ZM16 239H14L13 241H17ZM20 239H21V241H20ZM40 239H41V238H40ZM61 239L63 240V238H61ZM65 239H66V238H65ZM79 239H81V238L79 237ZM88 239H89V238H88ZM124 239H125V238H124ZM141 239H142V238H141ZM141 239H140V240H141ZM148 239H149V238H148ZM148 239H147V240H148ZM153 239H156L155 236H154ZM175 239H174L173 242H175V241L177 240V239H176V240H175ZM179 239H180V238H179ZM191 239H192V240H191ZM232 239H233V241H234V243H235L234 246L236 247V249H234L235 247H232L233 249L231 248V249H229V250H231V251H229V250L227 249V247H225V246L229 245V246L231 247V245L233 244V242L231 243L230 241H232ZM0 240H1V239H0ZM52 240H53V239H52ZM57 240L60 241L59 239H57ZM62 240H61V241H62ZM68 240H69V239H68ZM94 240H95V239H94ZM107 240H108V239L104 240V242L107 241ZM132 240H133V239H132ZM135 240H136V239H135ZM137 240H139V239L137 238ZM147 240L145 239L146 242H147ZM167 240H168V239H167ZM186 240H187V241H186ZM189 240H190V241H189ZM209 240H210V239H209ZM209 240H208V241H209ZM247 240H251L252 242H253V241L256 242L255 240H252V238H251V239L248 238ZM42 241H43V240H42ZM50 241H51V240H50ZM53 241H55V240H53ZM61 241H60V242H61ZM66 241H67V240H66ZM71 241H72V240H71ZM99 241H100V240H99ZM101 241H102V240H101ZM101 241H100V242H101ZM151 241L153 242V240H150V241L147 242V243L152 245V243H150ZM158 241H159V238H158ZM191 241H193V242H191ZM201 241H200V242H201ZM208 241H206V243H205L206 245H207ZM10 242H11V244H12V241H10ZM22 242H23V241H22ZM56 242H57V241H56ZM56 242H55V243H56ZM63 242H64V240H63ZM112 242H113V241H112ZM134 242H135V241H134ZM143 242H144V241H143ZM156 242H157V240H156ZM161 242H163V240H162ZM168 242H169V241H168ZM170 242H172V241H170ZM170 242L168 243V245H169V246H173V245H174L173 242H172V243H170ZM177 242H178V241H177ZM229 242H230L231 244H228ZM247 242H248V241H247ZM254 242H253V243H254ZM8 243H9V242H8ZM36 243H37V244H36ZM105 243H110V242H105ZM105 243H104V245H102V246L105 247V245H106ZM115 243H116V242H115ZM132 243H133V242H132ZM140 243H141V242H140ZM154 243H155V241H154ZM154 243H153V244H154ZM159 243H160V242H158V244H159ZM185 243H184V244H185ZM191 243H192V244H191ZM195 243H196V245H195ZM249 243H250V241H249ZM18 244L21 246L20 243H18ZM18 244L16 243V247H17ZM35 244H36V245H35ZM59 244H61V243H59ZM113 244H114V243H113ZM116 244H117V243H116ZM148 244H147V246H148L147 249H149V245H148ZM170 244H172V245H170ZM178 244H179V243H178ZM184 244H182L181 246H184ZM200 244H201V243H200ZM200 244H199V245H200ZM205 244H203V245L205 246ZM209 244H208V245H209ZM211 244H212V243H211ZM27 245H28V244H27ZM27 245H26V246H27ZM123 245H124V244H123ZM136 245H137V244H136ZM138 245H139V244H138ZM155 245H157V244L155 243ZM160 245H162V244H160ZM165 245L167 246V243H166ZM175 245H176V246H175ZM175 245H174V248H177V243H176ZM185 245H186V244H185ZM203 245H202V246H203ZM215 245H216L217 247H216ZM236 245H238V246L241 245L242 247H241V248H240V247L237 248ZM14 246H15V245H14ZM30 246H31V245H30ZM60 246H61V245H60ZM141 246H143V248H144L145 245H141ZM162 246H163V250H164V245H162ZM162 246H161V247H162ZM169 246H168V247H169ZM188 246H184V248H183V247H181V248L179 247L181 250L184 249V251L179 252V250H177V251L179 252L178 255L182 256V255H183L182 252L184 253L185 251H187V252H185V254H184L185 256H187L188 254L186 255V253H188L189 250H191V246H189L190 249H189ZM204 246H203V247H204ZM229 246H228V247H229ZM249 246H250V245H249ZM23 247H25V246L22 245V248H23ZM65 247H66V246H65ZM65 247H64V248H65ZM69 247H70V246H69ZM113 247H114V246H113ZM116 247H117V246H116ZM122 247H123V246H122ZM124 247H125V246H124ZM145 247H146V246H145ZM152 247H154V249H155V246L152 245ZM200 247H201V246H200ZM203 247L200 248V249L203 250ZM213 247H212V248H213ZM247 247H248V246H247ZM55 248H56V247H55ZM57 248L59 249V247H57ZM102 248H103V247H102ZM109 248H110V247H109ZM111 248H112V247H111ZM141 248H142V247H141ZM141 248H140V249H141ZM158 248H159V247H157V249H158ZM166 248H167V247H166ZM169 248H170V247H169ZM186 248H188V249H186ZM248 248H250V247H248ZM14 249H15V248H14ZM38 249H41V248L39 247V248H37V250H38ZM58 249H57V250H58ZM83 249H84V248H83ZM85 249H86V248H85ZM103 249H104V248H103ZM105 249H106V248H105ZM125 249L127 250V247L124 248V251H126ZM140 249H139V250H140ZM177 249H178V248H177ZM209 249H210V247H209ZM254 249H255V247H254ZM23 250H24V249H23ZM26 250H27V249H26ZM26 250H25V251H26ZM30 250L32 251L31 248H30ZM30 250H29V252H30ZM37 250H36V251H37ZM43 250H44V249H43ZM65 250H66V249H65ZM107 250H108V247H107ZM118 250H120V248H118ZM134 250H135V249H134ZM143 250H145V248H144ZM143 250L141 249V253L143 252ZM159 250H160V249H158V251H159ZM165 250H166V253H167V252H168V248L165 249ZM165 250H164V251H165ZM173 250H174V249H173ZM196 250H197V249H196ZM205 250H206V249H205ZM212 250H213V249H212ZM245 250H246L247 252H246ZM255 250H256V249H255ZM14 251H15V250H14ZM14 251H13V252H14ZM45 251H47V250L45 249ZM51 251H52V250H51ZM51 251H50V252H51ZM62 251H64V250L62 249ZM84 251H85V250H84ZM96 251H97V249H96ZM96 251H95V252H96ZM169 251H170V249H169ZM177 251H175L174 253H176ZM207 251H208V249H207ZM16 252L18 253V250H17ZM26 252H28V251H26ZM29 252H28V254H29ZM32 252H34V254H35V251H32ZM103 252H105V251L103 250ZM119 252L121 253L122 250L119 251ZM126 252H127L126 255H128V251H126ZM135 252H136V250H135ZM135 252H134V256H133L135 259L133 258V260H137L136 257H135ZM200 252H201L202 254L204 253L203 251H199V252H197V253L200 254ZM255 252H256V251H255ZM5 253H6V254H5ZM14 253H15V252H14ZM14 253H13V255H15L16 258H13V257H15V256H13V255H12V258H13L15 261L13 260V263H12V259H11V260L9 259V260H10V262H11L12 264H17V262H16L17 259H18L17 256L20 255V254L16 255L17 253H16V254H14ZM19 253H20V252H19ZM39 253H40V252H39ZM54 253H55V252H54ZM61 253H62V252H61ZM64 253H65V252H64ZM91 253H92V252H91ZM93 253H94V252H93ZM107 253H110V252H107ZM111 253H113V251H112ZM120 253H119V254H120ZM138 253H139V251H138ZM141 253H140V254H141ZM143 253H144V252H143ZM145 253H146V250H145ZM148 253H149V251H148ZM154 253H155V251H154ZM156 253H158V252H156ZM169 253H173V252L170 251ZM169 253H168V254H169ZM174 253H173V255L170 254V255L172 256V257H170V259L172 258V260H173ZM208 253H207V254H208ZM212 253H213V251H212ZM253 253H254V252H253ZM11 254H12V253H11ZM24 254H25V256H26V253H24ZM28 254H27V256H28ZM31 254H32V253H31ZM43 254H44V253H43ZM114 254H115V255L117 254L116 256H118V252H116V253H113V255L110 254L111 258L114 256ZM123 254H124V252H123ZM192 254H193V256L196 255L197 257H199L196 253H195V254H194V253H191L190 255H188V256L186 257V260H189L190 258L193 259ZM202 254H201V255H202ZM205 254H206V252H205ZM258 254H256L257 257H258ZM41 255H42V254H41ZM49 255H50V253H49ZM58 255H59V254H58ZM121 255H122V254H121ZM121 255H120V258H121ZM132 255H133V254H132ZM153 255H154V254H153ZM163 255H164V253H163ZM165 255H166V254H165ZM175 255H176V254H175ZM234 255H233L232 257H234ZM256 255H255V257H256ZM25 256H24V257H25ZM34 256H36V255H34ZM51 256H53V255H51ZM62 256H63V255H62ZM62 256H61V257H62ZM65 256H66V254H65ZM89 256H90V255H89ZM96 256H97V255H96ZM99 256H100V255H99ZM130 256H131V255H130ZM136 256H137V255H136ZM138 256H139V254H138ZM154 256H156V255H154ZM154 256H152V257H154ZM159 256H160V254H159ZM161 256H162V255H161ZM161 256H160V257H161ZM180 256L177 257V255H176V257H175V256H174V257L177 258V259H179ZM185 256H183L184 258H183V257H181V258L184 260V259H185ZM191 256H192V257H191ZM202 256H203V255H202ZM251 256H252V253H251ZM251 256H250V257H251ZM9 257H11V255H10ZM20 257H21V256H20ZM49 257H50V256H49ZM84 257H85V256H84ZM152 257H150V258H151V261L153 260L152 262H154L155 260H157V257H155L154 259H152ZM162 257H164V256H162ZM205 257H206V255H205ZM210 257H211V258H210ZM229 257H230V255H229ZM229 257H228V258H229ZM6 258H7V257H4V259H5L6 261H2V262H0V264H10L9 262H7V259H6ZM25 258H26V257H25ZM46 258H47V257H46ZM59 258H60V257H59ZM108 258H110V257H109V254H108ZM113 258H115V257H113ZM113 258H112V259H113ZM117 258H118V257H117ZM122 258H123V257H122ZM122 258H121V261L124 263V262H125V261H123L124 258H123V260H122ZM144 258H145V257H144ZM165 258H166V257H165ZM252 258H253V257H252ZM262 258L264 259L263 256H262ZM21 259H23V256H22V258H19L20 261H21ZM26 259H27V258H26ZM60 259H61V258H60ZM67 259H68V258H67ZM79 259H80V258H79ZM81 259H83V258H81ZM81 259H80V260H81ZM112 259H111V260H112ZM140 259H141V260H140ZM159 259H160L159 262H163V261H161L162 258H159ZM163 259H164V258H163ZM167 259H168V258H167ZM192 259H190L192 262L189 260L191 263L194 262ZM195 259H196V257H195ZM198 259H199V262H200L201 264H203V262H204L203 260H206V258H205V259H204V258H203V259H202V258L200 259V257H199V258L196 259V261H195L193 264H195V263L198 261ZM229 259H230V258H229ZM231 259H232V258H231ZM247 259H248V258H247ZM254 259H256V258H254ZM260 259H261V257H260ZM260 259H259V257H258V260H260ZM19 260H18V263H19ZM86 260H87V259H86ZM115 260H116V258H115ZM119 260H120V259H119ZM128 260H130V259L128 258ZM138 260L142 261L143 259L141 258V256H139V259H138ZM138 260H137V261H138ZM174 260H175V259H174ZM183 260H180V261H181L183 264H186V263H185L186 260H185V262H184ZM200 260H201V261H200ZM212 260H211V261H212ZM225 260H226V259H225ZM225 260H224V261H225ZM227 260H228V259H227ZM239 260H238V261H239ZM242 260H243V261H242ZM248 260H250V259H248ZM251 260H252V259H251ZM23 261L25 262V259H24ZM23 261H22V262H23ZM29 261H30V260H29ZM29 261H28V262H29ZM51 261H52V260H51ZM61 261H62V260H61ZM69 261H70V260H69ZM109 261H110V259H109ZM149 261H150V260H149ZM151 261H150V262H151ZM164 261H166V260H164ZM168 261H169V260H168ZM168 261H166V262H168ZM175 261H177V260H175ZM178 261H179V260H178ZM180 261H179V262H180ZM202 261H203V262H202ZM15 262H16V263H15ZM56 262L59 263V261H56ZM56 262H55V264H56ZM67 262H68V261H67ZM76 262H77V261H76ZM96 262H98V261L96 260ZM114 262H116V261H114ZM138 262H139V261H138ZM142 262H143V261H142ZM144 262H145V260H144ZM166 262H164V264H165ZM187 262H188V261H187ZM250 262H251V261H250ZM250 262H249V263H250ZM253 262H254V261H253ZM65 263H66V262H65ZM109 263H110V262H109ZM131 263H132V261H131ZM147 263H148V262H147ZM147 263L145 262V264H147ZM157 263H158V262L156 261L154 264H157ZM182 263H181V264H182ZM188 263H189V262H188ZM191 263H189V264H191ZM197 263H198V262H197ZM200 263H199V264H200ZM222 263H223V262H222ZM242 263H241V264H242ZM21 264H23V263H21ZM25 264H27V263H25ZM36 264H37V263H36ZM39 264H40V263H39ZM41 264H43V263H41ZM51 264H52V263H51ZM60 264H61V263H60ZM83 264H84V263H83ZM94 264H95V263H94ZM99 264H100V263H99ZM124 264H126V262H125ZM132 264H133V263H132ZM134 264H137V263L134 262ZM143 264H144V263H143ZM148 264H150V263H148ZM166 264H167V263H166ZM168 264H169V263H168ZM170 264H171V262H170ZM172 264H173V263H172ZM174 264H177V263L174 262ZM178 264H179V263H178ZM234 264H235V263H234ZM256 264H258V263H256Z\"/></svg>", "mask_w": 264, "mask_h": 264}]
</instances>
